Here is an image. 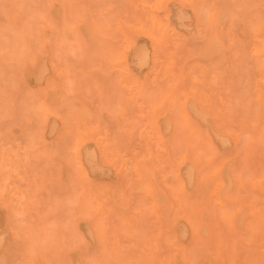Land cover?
<instances>
[{
  "label": "rangeland",
  "instance_id": "rangeland-1",
  "mask_svg": "<svg viewBox=\"0 0 264 264\" xmlns=\"http://www.w3.org/2000/svg\"><path fill=\"white\" fill-rule=\"evenodd\" d=\"M3 1V0H2ZM5 1V0H4ZM1 2L0 3V8H3V10H4V12H3V15H2V13H0V30L2 29V27H4V25L6 26V24H7V12L5 11L6 9L8 10V8H9V12H11L12 11V9H13V11H16V12H18V13H21V17H22V14L24 15V18H26V20L25 19H23L22 18V21H28V22H25V24H27L31 29H32V32L33 31H35L34 33H33V35L35 34H41L40 32H38V29H36L37 27H38V25H35V23H36V19L34 18H32V17H34V15L36 14V12L38 11V10H41V8H43L44 9V6L46 7V4L48 3V1L49 0H35V1H31V0H27L28 1V3H26V2H24V0H23V4H22V6L20 7V6H16V7H11L10 6V4L11 3H7L9 6H7V4H5V2ZM30 1H31V3H30ZM38 1V2H37ZM61 1L62 0H60V2H59V0H53L52 2H55L56 4H54V6H55V9L57 10V13H58V11H59V17H56L54 20V22H53V27H55V30H53V31H55V32H53L52 30H50V29H48L47 31H45L44 32V34L45 35H50L47 39H48V41H47V44L45 45V47H44V50H45V52H44V54H45V57L47 58L46 60V64H47V72H48V74L50 75V78H51V80H52V88H51V91L53 92V94L52 93H50L51 95H49V96H52L53 97V99L55 100L54 101V103L55 102H59V100H60V102H59V104H60V106H63V108L65 109H63L64 110V112H67V108H70V110H71V108L74 110L75 109V111H77L78 110V108L80 107L82 110L83 109H86V111L88 110V117L86 116L85 117V120H86V122H90L91 120V122L90 123H92V122H94V124H89L91 127H95L96 125H97V127H98V136L95 138V139H89V140H86L85 142L86 143H83V146H82V151L84 150V149H89L90 151H93V153H95V154H93V155H95L94 156V159H95V162H96V164L97 165H99V166H101V167H103L104 165L106 166V162H109V169H107L108 170V172H107V174L105 175V176H103V175H100V174H96V175H94V176H92L91 177V179L92 178H96V179H93V182L94 183H103L104 182V180H105V182L104 183H106V185H108V187L107 188H103V189H101V190H96L95 191V193H94V191H93V193L95 194V196H98L97 197V200L99 201L100 199V202L101 203H99V204H101V207H97L96 206V204H95V202L93 203V200H92V198H90L89 200H87V201H85V203L82 205V207L85 205V206H88L89 207V212L87 213V214H84L83 215V210L81 209V207H80V203L82 204V202H83V200L82 199H80V197H78V194H79V192H80V190L78 189V188H81V186H82V182H79L80 181V164L77 162L78 161V159L76 158V156H75V154H74V152H75V149H76V147L77 146H73V145H76V139H73V138H64L63 136V130H62V128H63V125H62V122H61V118H57V119H55L54 121L56 122V123H54L53 122V118L51 117L50 118V120L47 122V123H54L56 126V128H55V134H53L52 135V137L51 136H48L47 135V133H46V135H45V142H47V144H48V142L50 143V144H48L49 146H47V144H46V147H49L48 149L47 148H39V146H38V150L36 149V148H21L22 146H23V144H24V142L23 141H21V140H18L19 138H18V136L22 139V140H24L25 139V136L27 135V134H30V135H32V136H35V131H36V129H34V128H37V122H36V120L35 119H33L32 120V118H34V116L33 115H31V116H33V117H31L30 116V112L29 111H27L26 110V108L24 107V105L25 104H23V96H24V94H23V92L22 91H15L16 89H14L13 90V87H9V83H10V80H8V78L10 79V74H8V75H5L4 73H10V72H8V70L7 69H5V68H1L0 67V69H1V71H0V78L1 77H3L2 79H5V80H2V86H1V84H0V89H2V90H0V94L3 96V95H5V96H7L5 93H8V91H10L9 93H8V96L10 95H14L15 96V94L17 93H19L18 95H20L21 93L20 92H22V94L23 95H20V96H15L14 98L15 99H17V98H21V100H20V98H19V100L20 101H15V99L12 101L11 100V98L12 97H10V98H8L9 99V101L6 103H3L4 101H3V98H1V95H0V99H2V100H0V104H2V106L3 105H6L7 104V106L5 107L4 106V111L6 110V108H7V110L4 112V114L5 113H7V115L9 116L7 119L5 118L3 121L1 120V118H0V123H2V124H0V126H2L1 127V129H3V131L1 130V132H0V197L2 198H0V215H2V216H0V234L2 235V244H1V248H0V264H32V263H34L35 262V260L34 259H36L37 261V263L36 264H59V262H61V261H59V254L61 253V250H63V247H66L67 249H69L70 248V251L71 250H73L72 249V247L70 246V244L73 246V248H75V249H78L79 247H81L82 248V245H80V244H82L81 242H83V244H84V242H86V244H87V246H85L84 248H85V254L83 253V249L84 248H79L78 250H76L75 251V249L70 253V251L68 252L67 251V249H66V254H65V256H67V253H68V255L70 256V255H72V256H68L67 258H68V261H69V263H67V264H87L88 262H90L89 264H103V262H116V264H117V262H119L120 261V263H121V261L122 262H125V263H121V264H133V263H135V261L133 262H130V259L129 260H124V258L126 259V257L128 256L129 257V255H127L128 254V252L130 251V248L131 247H129L128 245L130 244L129 242V244H125L126 243V239L127 238H125V243L124 242H121V241H119V240H122L123 241V239H124V237L121 239L119 236H118V232L119 231H121L120 232V234L119 235H121V233H122V235H124L125 233L127 234V237L129 236L130 237V239H128V241L130 240V241H133L134 242V239H133V237L131 238V235L132 236H134L135 237V235H139V234H133L134 232H135V230H136V232L135 233H138V232H142V236H143V239L144 240H149L150 242H151V244H152V247H151V245H149V243H147V245H146V248L147 247H149V249L147 250L146 249V251H149L148 253H150L151 254V252H152V250H153V245L156 243V240H152L151 238H153L154 239V236H155V228H156V230L158 229V227H159V224H158V222L156 221V218H155V214H153L152 212H151V204H152V200H151V197L148 195V193L146 192V188H145V183H144V181H141V180H139L137 177H136V175L134 176L133 174H135L134 172H133V170L131 169V167H130V165H129V162L130 161H132L133 159H135V158H137L136 160H142V159H144V160H142L144 163H145V160H146V165L147 164H149L148 162H147V160H149L150 161V159L152 160V158H154V160L155 161H158V162H156L155 163V161H154V163L153 162H151V164L150 165H153L154 167H157V165H161V166H158L159 168H160V172L162 171L163 172V170H165V172H163L162 174H161V179H162V182L164 183V185L163 186H160V184L162 185V183H158L157 182V180L155 181L156 183V186H157V188L160 190V191H162L165 195H166V198H168V200H169V195L170 194H168L167 192H168V187H166V186H172V187H176V180L172 177V176H170V174H169V167L168 166H171V164H174L175 163V161H177L175 158H177L180 154H183V155H185V154H187V153H189V157L191 156L192 158L191 159H189V162L190 163H192L193 164V162L191 161L192 159L194 160V162H195V158L192 156V150H191V152H189L190 150L188 149V147L190 148V149H192V147L193 148H198L199 146H198V144L200 145V143L199 142H196V145L198 146H196V145H193L194 143H195V141H193L194 143L192 144H188V145H186V144H184V143H186L188 140H189V142L188 143H190V140H194V139H196V137L194 136V134H192L191 132H190V129H188L186 126H185V124H184V122H183V119H182V115H181V113L179 112L180 110H179V104L180 103H182V102H187V100H193V101H195V102H197L198 101V99L199 100H201L204 104H203V108H204V106H207L206 107V109H207V111H205L204 109H202L203 110V112L205 113V114H207V116H208V119H207V124H205V123H202V122H200V121H198V122H200L199 124H203L204 125V127H203V125H201L202 127H200V129H198L196 126H198V125H196L198 122H197V118H195V117H192V119L193 120H195L196 121V123L194 124V121L193 120H191V121H193V126H195V128L197 129V130H199V132L200 131H204V133L206 134L207 133V135H206V137H209L211 140H212V142H213V145H214V149H215V153H218V150H219V154H217V156H215V159H217V158H219V159H217L216 161L218 162V165H220L219 167H218V169H220L221 170V174L220 175H222L221 176V180L219 181V180H216V177H215V175L211 172V168H205L206 167V164H203V162L201 163V164H203L202 165V168H201V171H202V169H203V171H202V175H203V172H204V177H206V178H208V183L206 182L205 184L204 183H201V182H198V183H193L190 187H187L186 188V190H187V194H186V197L188 196V195H192L191 194V192H193L194 194L192 195V196H194L193 197V201L190 199V209L188 210V214H187V216L193 221V218L196 216V213L198 214V216H197V218H199V217H201V220H196V219H194V221H193V225L195 226V227H197L198 228V230L199 231H193L192 230V225L188 222V221H186L185 219H183V218H181V216H177L178 218L176 219V225H177V231L179 232V230H183L185 233H186V235L184 236H178V238L177 239H171L172 240V242L174 243V245H173V247H170L169 248V246H167L170 250H171V248H175V249H172V251H170L171 253H169L170 254V256H172V255H176V262H179L180 264H181V260H182V258H181V253H180V251L179 250H177V249H179L178 248V246H183V247H187L189 244H190V246L189 247H187L188 248V250H191V251H197L196 249H200L198 252H196V253H198L197 254V256H196V253H195V251L193 252L195 255V259H196V263L197 264H202V262L204 263V261H206L207 262V260L209 261L207 264H209L210 263V261H212L213 263L215 262L216 263V261L215 260H217V257H218V254L220 255V254H222V256L220 255L219 257L221 258V260H223L224 261V263H223V261L222 262H220L221 260L219 259V262H218V264L219 263H222V264H226V263H228V264H231L229 261H231L232 262V264H264V243L262 244L261 243V241L262 242H264V231H262V230H264V229H262V230H260V231H262V232H260L259 233V228H261V226H262V219L264 220V168L261 166V170L260 171H258V169H256L257 167H255V169L253 170V166H254V160L253 159H251L252 158V156L254 155L253 153H254V148L256 149V147H258L259 149L260 148H262L261 149V151L263 150V154H264V144H262L261 142H262V135H263V132H264V125H263V123L262 124H257V123H254V122H252V123H249V124H247L246 126H250L251 127V129H249L248 130V128H250V127H246V126H244V123H245V118H244V111L245 110H243L245 107H244V105H243V107H242V105L240 104V106L242 107H240L241 109H239V110H243V115L242 114H239L240 112L239 111H235V113H232V111L233 110H229L228 112H227V110H228V107L230 106L231 108L230 109H232L233 107H234V110H238V109H236V108H238V105L236 104V102L235 101H237V103H238V101L241 99V94H238V93H241V91L240 92H238L237 93V96H240V99H239V97H236V95H235V92H237L238 90H240V88L238 87V86H236L237 88H239L238 90H235V89H237V88H234V86L232 87L231 85H234L233 83H234V81L236 80V83L235 84H238L241 88L243 87H246L247 85H248V82H249V79H247V78H250L249 77V74L251 75L252 73V75H257V73H254V72H251V71H255V69H253V70H251L252 68H253V66L251 67V64H249V63H251L249 60H252L251 58H250V56H247V58L246 57H244V56H246V55H249V53H248V49L245 51L244 49H246V48H248L249 47V44H245V43H250V40H247V39H251V37H250V33L248 32L249 31V24H250V22H251V19H252V17H253V15L254 14H251V12L249 13V11H248V9H247V4H249V0H223L225 3H226V1H227V3L225 4L222 0H174V1H169V0H152V1H150L151 3H149V2H147V1H149V0H135V1H133V0H126V2L124 1V5H123V1L121 0H106V2H110V4L108 3V5H103V4H105V0H103V1H101V0H93V1H91V0H86V2H84L85 0H72V2H74V3H72L71 2V0H64V2L62 1V3H64V4H66L67 2V5H63V6H61L60 5V3H61ZM70 1V2H69ZM78 2L79 1V3H76V2ZM91 2L90 4H89V2ZM96 1V2H95ZM114 1H116V3L114 2ZM118 1H120V2H118ZM168 1V2H167ZM216 1V2H215ZM222 1V3L221 4H223L224 6L222 7V5L220 4V2ZM243 2V3H240V2ZM245 1V2H244ZM254 1H259V0H254ZM262 1V0H261ZM258 2L257 3V8H255L254 9V11H256L255 12V14H257V15H260V16H262L263 14H264V0H263V2ZM6 2H9V0H7ZM22 2V1H21ZM36 4H35V3ZM42 3V5H41V8H40V5L38 4V3ZM44 2V3H43ZM92 2H95V3H92ZM98 2H100V5H99V3ZM103 4H102V3ZM118 2V3H117ZM140 2V3H139ZM170 2V3H169ZM228 2H229V4H228ZM232 2H236L235 3V5H234V7H233V3ZM238 2V3H237ZM2 3H4V4H2ZM51 3V2H50ZM61 3V4H62ZM71 3V4H70ZM84 3V4H83ZM86 3H87V5H86ZM128 4V3H130L129 5H130V7L131 8H133V5H134V8L133 9H131L130 10V12H132V14H130V12L128 11L129 9H127V7H126V4ZM132 3H136V6H135V4H132ZM137 3H138V5L140 6H138L137 5ZM169 3V4H168ZM232 3V4H231ZM2 4V5H1ZM29 4V5H28ZM31 4V5H30ZM34 4V5H33ZM45 4V5H44ZM71 6H70V5ZM92 4H93V8H92ZM102 4V5H101ZM112 4V5H111ZM141 4V5H140ZM217 4H219V6L217 7ZM238 6H237V5ZM4 5H5V7H4ZM19 5H21V3L19 4ZM24 5V6H23ZM26 5H28L29 6V8H28V6H26ZM33 5V6H32ZM44 5V6H43ZM78 5H81V6H78ZM87 7H89V8H87V10H86V6ZM120 5H122L123 6V8L124 7H126V8H124V10H123V8H122V6H120ZM129 5H127L128 7H129ZM171 6V7H168V6ZM228 5V6H227ZM240 5H243V6H240ZM35 6V7H34ZM64 6H66V7H64ZM91 6V7H90ZM98 7V8H101V6L103 7V8H101V10L100 9H98V8H96V7ZM100 6V7H99ZM105 6H107L106 8H104ZM119 6H120V8H119ZM144 6V7H143ZM245 6H247L246 8H245ZM261 6H262V8H261ZM6 7H8V8H6ZM12 9H11V8ZM24 9H23V8ZM37 7V8H36ZM39 7V8H38ZM63 7V8H62ZM73 7V8H72ZM74 7H76V9H74ZM78 7V8H77ZM94 7H95V9L97 10V12L95 11V9H94ZM116 7V8H115ZM135 7H137V8H135ZM211 8V9H209V8ZM234 8L233 10L231 9V8ZM238 9H237V8ZM242 7H244V8H242ZM5 8V9H4ZM28 8V9H27ZM34 8V9H33ZM67 8V9H66ZM109 8H111V9H109ZM113 8V9H112ZM122 8V9H121ZM139 8H141V10L139 11V13L141 12V14H139L138 13V10H139ZM170 8V9H169ZM217 8V9H216ZM219 8V9H218ZM235 8H236V10H235ZM11 9V10H10ZM70 9H71V12H70ZM73 9V10H72ZM82 11H81V10ZM93 10V11H91V10ZM115 9H117V10H115ZM126 9V10H125ZM179 11H181V12H179ZM201 9V10H200ZM223 9V10H222ZM226 9H228V12H226L227 10ZM242 9H246L247 10V12L245 11V10H242ZM24 10H28V12H25ZM34 10V11H33ZM70 13L69 14V16L68 15H65L64 13H67L68 14V12ZM75 10H77V11H75ZM88 10H90V12L88 11ZM103 10V11H102ZM114 12H113V11ZM121 10H123V12L121 11ZM168 10H169V13H168ZM217 10H218V12H219V14L217 15ZM231 12H230V11ZM257 10H259V14L257 13ZM33 11V12H32ZM81 11V12H80ZM84 11H85V13L87 12L88 14H90V15H85V14H83L84 13ZM99 11H101V12H99ZM104 11H106V12H104ZM128 11V12H127ZM133 11H135V12H133ZM136 11H137V13H136ZM165 11V12H164ZM203 11V12H202ZM237 11H239V13H240V15H239V13L237 12ZM261 11H263V12H261ZM0 12H2V9H0ZM79 12V13H78ZM115 12L117 13V14H115ZM208 12V13H207ZM243 12V13H242ZM245 12V13H244ZM34 13V14H33ZM77 13V14H76ZM106 13V14H105ZM110 13V14H109ZM113 13L115 14L114 16H113ZM129 13V14H128ZM173 13V14H172ZM180 13V14H179ZM216 13V14H215ZM249 13V15H247ZM5 14V15H4ZM29 14V15H28ZM92 14V15H91ZM97 14V15H96ZM99 14H101L100 15V17H102V20L101 19H99V17H98V15ZM142 14H145V17H144V19L142 18V16L140 17L139 15H142ZM149 14V15H148ZM159 14V15H158ZM163 14V15H162ZM179 14V15H178ZM224 14H226V15H224ZM231 14V15H230ZM244 14V15H243ZM76 15H78V16H76ZM96 15L97 17H95L94 18V16ZM104 15L106 16L107 15V17L108 18H110V19H108L107 17H104ZM112 15V16H111ZM118 15H119V18H118ZM121 15H124V16H122V17H132L131 19L130 18H126V19H124L125 21H121L122 20V18H121ZM138 15V17H139V19H140V21L138 20V17H136ZM173 15V16H172ZM180 15H182L181 17H183V19L180 17ZM185 15H188L186 18V20L184 19L185 18ZM3 16V17H2ZM64 16H66L65 18H64ZM71 16H73L74 18H72ZM92 16V17H91ZM110 16V17H109ZM116 16V17H115ZM144 16V15H143ZM242 16H244L245 17V19L242 17ZM2 17V18H1ZM31 17V19H29ZM69 17V19H66V18H68ZM78 17V18H77ZM82 17H84V18H82ZM189 17V18H188ZM216 17L218 18L217 19V22L215 21L216 20ZM227 17H229V18H227ZM242 17V18H241ZM248 17V18H247ZM263 17H264V15H263ZM28 18V19H27ZM94 18V19H93ZM104 18L106 19L105 21H104ZM114 19V21H111V20H113ZM136 18V19H135ZM151 19V24H150V22H149V20ZM170 18V19H169ZM251 18V19H250ZM66 21H65V20ZM72 19H76V20H73L72 21ZM88 19V20H87ZM99 19V20H98ZM116 19L118 20V21H116ZM129 19L131 20V22L129 21ZM134 19V20H133ZM236 19V20H235ZM242 19L245 21V22H243L242 21ZM68 20V21H67ZM82 20V21H81ZM85 20V21H84ZM90 20V21H89ZM95 20H96V22H97V26H95L94 24H95ZM102 22H101V21ZM126 20H128L127 22H126ZM144 20H145V22H144ZM146 20L149 22H147L146 23ZM167 22H166V21ZM170 20V21H169ZM184 20V21H183ZM216 22V24H215V22ZM229 20V21H228ZM30 21V22H29ZM56 21H58V22H56ZM63 21V22H62ZM89 21V22H88ZM108 21V22H107ZM115 21H116V23H115ZM120 21H121V23H120ZM132 21H134V23L132 22ZM137 21V22H136ZM181 21V22H180ZM190 21V22H189ZM223 21H225V22H223ZM234 21V22H233ZM4 22H6V24L4 23ZM34 22V24H31V23H33ZM56 22V23H55ZM76 22V23H75ZM81 22H83V23H81ZM87 24H85V23ZM104 22V23H103ZM113 22V23H112ZM118 22V23H117ZM123 22V23H122ZM143 22V23H142ZM171 22V23H170ZM206 22V23H205ZM241 22V23H240ZM57 24V25H55V24ZM59 23L61 24L60 26H59ZM67 23H74L73 25L75 26L76 24L78 25H76L77 27V29L79 30V34H81V42H80V44L83 46V44L85 45V42L86 43H88L89 42V44H90V46H89V44H86V45H88L87 47H89V48H87V47H81V48H76L75 49V47L73 48V51L74 50H77L78 52H79V54H80V51H81V53L83 54V53H85L84 55H86V56H84V55H82V57L84 58V59H82V57L80 56H78V55H76V54H78V52L77 53H73L72 54V52H70L71 50H72V48H67V49H65V51H60V52H58V50H59V48L57 47L58 45H57V41L56 40H58V35H59V33L60 32H62V29H63V24H67ZM80 23V24H79ZM88 23H89V25H88ZM103 25H102V24ZM108 23V24H107ZM111 23V24H110ZM115 23V24H114ZM140 23V24H139ZM170 23V24H169ZM173 23V24H172ZM183 23H184V25H183ZM215 24V27L216 26H218V27H216V29H215V27H214V24ZM222 23H223V25H222ZM91 24V25H90ZM105 24V25H104ZM112 24H114L115 26H112ZM122 24V25H121ZM135 24H137V25H135ZM145 24V25H144ZM172 24V25H171ZM178 24H179V26L180 27H182V28H180L179 26H178ZM205 24H206V27H205ZM219 24V25H218ZM225 24V25H224ZM236 24V25H235ZM243 24V25H242ZM246 24V25H245ZM31 25H35V28L34 27H32ZM84 25V26H83ZM86 25V26H85ZM100 25V26H99ZM101 25H102V27L103 26H106L105 28V30H106V36H105V34H104V31L105 30H103L104 29V27L102 28L101 27ZM108 25V26H107ZM110 25H111V27H110ZM123 25H124V27H123ZM229 25V26H228ZM37 26V27H36ZM57 26V27H56ZM90 26H92V30L90 29L91 27ZM117 26V27H116ZM151 26V27H150ZM185 26V27H184ZM205 27V29L206 30H204V27ZM226 26V27H225ZM239 26V27H238ZM242 26V27H241ZM58 27H59V29H60V32H59V30H58ZM89 29H88V28ZM113 27V28H112ZM184 27V28H183ZM188 27V28H187ZM190 27V28H189ZM209 27V28H208ZM212 27H213V30H214V32L212 31ZM34 28V29H33ZM79 28H81V29H79ZM82 28L84 29L83 31H82ZM127 28V29H126ZM208 28V29H207ZM219 28V29H218ZM108 29H110V31H112L111 33H110V31L108 30ZM118 29V30H117ZM142 29V30H141ZM168 29V30H167ZM237 29V30H236ZM239 29V30H238ZM248 29V30H247ZM82 32H81V31ZM99 30V31H98ZM107 30L109 31V32H107ZM114 30V31H113ZM127 30H130V31H128V32H130L131 33V35H130V33H127ZM194 30V31H193ZM205 31V33L206 32H209V33H204V31ZM59 33H58V32ZM103 31V32H102ZM137 31V32H136ZM158 33H156V32ZM182 31V32H181ZM184 31V32H183ZM202 31V32H201ZM233 31H235V34H233L234 32ZM37 32V33H36ZM81 32V33H80ZM90 33V34H88V33ZM94 32V33H93ZM98 34H102L101 36L100 35H98ZM115 32V33H114ZM118 32V33H117ZM181 32V33H180ZM194 32H196V33H194ZM214 34H212V33ZM223 33V34H221L222 36H223V38H222V36H220V34H219V37H218V34L217 33ZM225 32V33H224ZM54 35V33H55V35L53 36L52 34ZM114 33V34H113ZM190 33L191 34H193V35H190ZM229 33H230V35H229ZM58 34V35H57ZM92 34V35H91ZM95 34H96V36H95ZM120 34V36H124V37H120L119 38V35ZM134 34H135V36H134ZM137 34H139V35H137ZM198 35V37H196L195 35ZM224 34H225V36H224ZM232 34V35H231ZM238 34V35H237ZM247 34V35H246ZM82 35L85 37V39H84V37H83V39H82ZM109 35H113V37H111V36H109ZM199 35H200V37H199ZM209 35V36H208ZM216 35V36H215ZM249 35V36H248ZM38 36V35H37ZM46 36V37H47ZM55 37L53 40H51V37ZM91 38H90V37ZM94 36V37H93ZM99 38H98V37ZM105 37V41L103 40V38H101V37ZM211 36H212V38H211ZM227 36V37H226ZM244 36V37H243ZM87 37V38H86ZM89 37V38H88ZM116 37V38H115ZM118 37V38H117ZM169 37V38H168ZM191 37V38H190ZM207 37V38H206ZM215 37H217L216 39H219L218 41L215 39ZM107 38V39H106ZM108 38H110V40L111 41H109V39ZM113 38V39H112ZM122 38V39H121ZM197 38V39H196ZM199 38H201V39H199ZM213 38H214V40H213ZM245 38V39H244ZM247 38V39H246ZM96 39V40H95ZM100 39V40H99ZM117 39V41H115ZM119 39V40H118ZM120 39H121V41H120ZM172 39V40H171ZM86 40V41H85ZM91 40V41H90ZM183 40L184 41H190V42H183ZM199 40V41H198ZM209 40V41H208ZM224 40V41H223ZM51 41V42H50ZM85 41V42H84ZM93 41V42H92ZM118 41H120L119 43H118ZM194 41H198L197 43L196 42H194ZM208 41V42H207ZM247 41V42H246ZM90 42H92V43H90ZM98 42V43H97ZM116 42H117V44H116ZM171 42V43H170ZM192 42V43H191ZM200 42V43H199ZM59 43V42H58ZM95 44V45H91V44ZM100 43V44H99ZM103 43V44H102ZM106 43V44H105ZM110 43V44H109ZM182 43V44H181ZM190 43V44H189ZM205 43H206V45H205ZM209 43H211V44H209ZM222 43V44H221ZM238 43V44H237ZM56 46V47H54V45ZM60 44V43H59ZM72 44H74V43H72ZM98 44H99V46H98ZM108 44V45H107ZM137 45V46H139V47H141L142 45L144 46H142V48L144 49L145 48V46L147 47V49L145 48V50L147 51V54H148V59H146L147 61H141V62H139V64L136 62V64H135V62H134V59H133V45ZM165 44V45H164ZM183 44H185L184 45V47H185V50H186V47H187V50L189 49L190 51L192 50V48L191 47H193V49L194 50H192L191 51V53H190V51L188 50V51H186L187 53H186V55L188 56L189 54L190 55H193L194 56V53L193 52H196V54L195 55H198L197 54V51H200L199 52V55H198V57L199 56H201L200 58H201V60L198 58V57H196V58H194L193 56L191 57L190 55H189V57H187V56H184V54H185V50H184V47H183ZM188 44V45H187ZM193 44V46H191ZM207 44H209V45H207ZM225 44V45H224ZM242 44H243V46H242ZM51 45V46H50ZM104 45H105V47H104ZM161 47H160V46ZM166 45H168V46H166ZM205 45V46H204ZM213 45V46H212ZM239 45V46H238ZM247 45H248V47H247ZM163 46V47H162ZM203 46V47H202ZM207 46H209L208 48H207ZM235 46H237V48L238 47H240V48H236ZM99 47H101V49L98 48ZM109 47V48H108ZM116 47V48H115ZM117 47H118V49H117ZM128 47H131L132 49H130V48H128ZM159 47V48H158ZM165 47V48H164ZM167 47V48H166ZM176 47V48H175ZM205 47V48H204ZM236 49H235V48ZM57 48V49H56ZM86 48V49H85ZM93 48V49H92ZM96 48H97V50H96ZM107 48V49H106ZM113 50V52L115 53V55L116 56H113L114 54H113V52H112V54H111V52H109L111 49ZM178 48H180L181 49V53H180V49H178ZM195 48L197 49V50H195ZM199 48H200V50H199ZM202 48V49H201ZM228 48V49H227ZM231 48V49H230ZM90 51H89V50ZM110 49V50H109ZM117 49V50H116ZM123 49H124V58L122 59L121 57H120V55H121V52H123ZM166 49V50H165ZM168 49V50H167ZM223 49V50H222ZM55 50H57V51H55ZM67 50V51H66ZM80 50V51H79ZM83 50V51H82ZM87 50L90 52V54H88V52H87ZM96 50V51H95ZM99 50V51H98ZM115 50L117 51V52H115ZM126 50V51H125ZM170 50V51H169ZM178 50H179V52H178ZM212 50H214V51H212ZM230 50V51H229ZM235 50V51H234ZM237 50H239L238 52L241 54H239L238 52V54H237V56H236V54L234 53V52H236ZM46 51L48 52V53H46ZM54 53V52H56V55H54L52 52ZM98 51V52H97ZM102 51V53H103V57H102V53H100ZM106 53H105V52ZM120 51V52H119ZM167 51H169V52H167ZM201 51H203V52H201ZM212 51V52H211ZM225 51H228V52H226L227 54H225ZM69 53L68 55H67V57H66V54L65 53ZM76 52V51H75ZM109 52V53H108ZM157 52H159V53H161L162 52V54L160 55L159 53H157ZM183 52V53H182ZM221 52V53H220ZM241 52H243L244 54L246 53V55H243ZM50 53V54H49ZM59 53V55L61 54V56H59V55H57ZM63 53V54H62ZM200 53H202L203 55H201ZM214 53V54H213ZM248 53V54H247ZM100 54V56L99 57H101V59L98 57V55ZM105 54V55H104ZM110 54V57H111V59L114 61V65L112 64L113 63V61L111 60V59H109V62H108V55ZM181 54V55H180ZM217 54H218V56H220V54H222V57H220L219 58V60L220 61H216L215 59H217L216 57H217ZM225 54V55H224ZM52 55H54V58H53V56ZM63 55V56H62ZM72 55H73V57H74V59H75V61H74V59H73V57H72ZM77 56V58L75 57V56ZM96 55H97V57H96ZM184 57H183V56ZM225 57H224V56ZM227 55V56H226ZM243 55V59H245L244 61H243V59L241 58V56ZM57 56H59L60 58H58ZM66 57V58H64V59H66V61L64 60L63 61V57ZM105 56H107V58H105ZM159 56H161V58L159 57ZM174 56H175V58H174ZM178 56L179 57H181V59H184V60H182V63L180 62L181 61V59L180 58H178ZM210 56V57H209ZM213 56V57H212ZM239 56V57H238ZM69 57V58H68ZM70 57H71V59H70ZM79 57V58H78ZM91 57H92V59H94V63L91 61L92 59H91ZM202 57L204 58V59H206V60H202ZM206 57V58H205ZM236 57V58H235ZM237 57L239 58V59H237ZM62 58V59H61ZM67 58H68V61H67ZM85 58H87V59H85ZM96 58H98V59H96ZM176 58H177V60H176ZM188 58H191L190 59V62H189V59ZM192 58H194L193 60H192ZM209 58V59H208ZM222 58H224V59H222ZM242 60H241V59ZM51 59V60H50ZM61 59V60H60ZM91 61H89V60ZM104 59V60H103ZM197 59V60H196ZM198 59H199V61H202L201 63H199V61H198ZM212 59V60H211ZM232 59V60H231ZM238 60V62H237V60ZM246 59H248V60H246ZM60 60V61H59ZM83 60V61H82ZM97 60V61H96ZM100 60V61H99ZM120 60V61H119ZM122 60V61H121ZM180 60V61H179ZM186 60V61H185ZM218 60V59H217ZM240 60L242 61V62H240ZM61 61L63 62V63H61ZM79 61V62H78ZM80 61H81V63H80ZM84 61L86 62V61H89V62H87L91 67L94 65V69H90L89 70V68L87 69V66H86V64L84 63ZM133 61V62H132ZM166 61V62H165ZM177 61V62H176ZM180 63H179V62ZM193 61H195V62H193ZM206 62L207 61V63H204V62ZM224 61V62H223ZM245 61H247V64L245 63ZM55 62V63H54ZM60 62V63H59ZM66 62H69V63H66ZM70 62L72 63V65H73V67H70ZM75 62V63H74ZM102 62V63H101ZM131 62V63H130ZM145 64H144V63ZM148 62V63H147ZM174 62V63H173ZM213 62V63H212ZM214 62H216V63H218V64H220V66L218 65V64H215ZM222 62L224 63V65L222 64ZM232 62V63H231ZM249 62V63H248ZM77 63V64H76ZM90 63H92V64H90ZM97 63V64H96ZM101 63V67L99 66V64ZM106 63V64H105ZM108 63H110L109 65H107ZM134 63V64H133ZM183 63H185L184 64V66H183ZM187 63H189V64H187ZM209 63H211V66L209 65ZM58 64V65H57ZM63 64V65H62ZM69 64V65H68ZM75 64V65H74ZM87 64V65H88ZM104 64H105V66L106 67H109V69H103L105 66H104ZM165 64V65H164ZM173 64L174 65H176V67L175 66H173ZM187 64V65H186ZM191 64H192V66H191ZM236 64V65H235ZM53 65H55V67H59V68H63V67H65L66 65H68V67L69 68H71V69H69V73H67V74H71L69 77L66 75V77H65V75H61L60 74V72L58 71L57 72V74L52 70V66ZM57 65V66H56ZM61 65V66H60ZM71 65V66H72ZM88 65V66H89ZM119 67H118V66ZM125 65V66H124ZM186 65V66H185ZM205 65V66H204ZM206 65H208V66H206ZM216 65H218V66H216ZM227 65H228V67H227ZM243 66V68H242V66ZM247 65H249V66H247ZM139 66V67H138ZM143 66V67H142ZM183 66V67H182ZM188 66L190 67V69H189V72L188 73H186V72H184V73H181L179 70H181V71H185V69L187 70L188 69ZM202 66V67H201ZM234 66H235V68H234ZM246 66H247V68H248V70H247V68H246ZM90 67V68H91ZM100 67V68H99ZM105 67V68H106ZM175 67V68H174ZM184 67H187V68H185L184 69ZM206 67V68H205ZM210 67V68H209ZM237 67V68H236ZM239 67V68H238ZM249 67H250V71H249ZM73 68V69H72ZM77 68H78V70H77ZM85 68V69H84ZM114 68H117L118 69V72H115V71H117V69H115L114 70ZM124 68H127L128 69V71L130 72V73H132V74H130L129 76L130 77H126V76H120L121 75V70H123ZM169 68V69H168ZM170 68H171V70H170ZM174 70H173V69ZM178 69V71H177V69ZM182 68L184 69V70H182ZM205 68V69H204ZM212 68V69H211ZM215 70H214V69ZM223 68V71L221 70ZM75 69V70H74ZM87 69V70H86ZM103 69V70H102ZM121 69V70H120ZM130 69V70H129ZM176 69V70H175ZM195 69V70H194ZM207 69H209V70H207ZM227 70V72H226V70ZM233 69H235L234 71L236 72V71H239V72H241V70L240 69H242V72H251V73H249V74H247L246 73V79L244 78V79H241L240 78V74L239 75H237L238 74V72H236V73H233ZM237 69V70H236ZM6 72H5V71ZM72 70V71H71ZM86 70V72H84ZM106 70V71H105ZM196 70H197V74H199V75H197L195 72H196ZM208 71V73H206V71ZM89 71H91L90 73H89ZM98 71H101L100 73L98 72ZM107 71H109V72H107ZM112 71V72H111ZM188 71V70H187ZM216 73H215V72ZM222 71V72H221ZM229 71H232V73L233 74H231V72L229 73ZM13 73H15L14 72V69H13V71H12ZM72 72H73V74H72ZM74 72H75V74H74ZM77 72V73H76ZM79 72V73H78ZM80 72H82L81 74L82 75H80ZM96 72V73H95ZM108 73V75L111 73L112 74V76H111V74H110V76L108 77V79H107V76L108 75H106V73ZM115 72V75L113 74ZM134 72V73H133ZM218 72V73H217ZM241 72V73H242ZM244 72V73H245ZM256 72V71H255ZM86 75H85V74ZM87 73H89V74H87ZM95 73V74H94ZM117 73V74H116ZM161 73V74H160ZM168 73V74H167ZM203 73V74H202ZM224 73L226 74H228L229 73V75H230V77H231V75H232V79L236 76H239L238 77V79L237 78H234V80H232V83H231V81H230V77H228L227 79H226V81H227V85H225L224 86V84H225V78L223 79V76L222 75H224ZM244 73H242V74H244ZM4 74V75H3ZM103 74V75H102ZM105 74V75H104ZM181 74L183 75V76H181ZM185 74V75H184ZM190 75V77H189V81H190V83H189V81L187 82V81H185L186 79V77H187V75ZM218 74V75H217ZM24 75V74H23ZM22 75V76H23ZM74 75V76H73ZM77 75L79 76L78 78H77ZM139 75V76H138ZM143 75V76H142ZM161 75H162V77H161ZM188 75V76H189ZM208 75V76H207ZM229 75H225V76H229ZM254 75V76H255ZM4 76H9L7 79H6V77H4ZM15 76V75H14ZM21 76V77H22ZM102 76V77H101ZM135 76V77H134ZM181 76V78H179ZM186 76V77H185ZM198 76V77H197ZM202 76L204 77V79L205 80H202L203 78H202ZM208 77V82H207V77ZM248 76V77H247ZM58 77V79H56ZM72 77V78H71ZM74 77V78H73ZM81 77V78H80ZM83 77V78H82ZM94 77V78H93ZM112 77H114V79L112 78ZM121 77V78H120ZM178 77V78H177ZM185 77V78H184ZM220 77H221V80L223 81V83H221L222 81L220 80ZM241 77H243V75H241ZM16 78L18 79V77H17V75H16ZM69 78V79H68ZM85 78H92V79H90V81H89V79H85ZM104 78V79H103ZM112 78V79H111ZM159 78H160V80H159ZM163 78V79H162ZM177 78V79H176ZM182 78H184V80H181V83L182 84H180L179 82H180V79H182ZM16 79V80H17ZM24 79V78H23ZM82 79H83V81H82ZM94 79V80H93ZM96 79V80H95ZM98 79H100L99 81H98ZM103 79V81H104V84H102L103 83V81H101ZM119 79V81H117V80ZM121 79V80H120ZM147 79V80H146ZM150 79V80H149ZM188 79V78H187ZM219 81H218V80ZM241 80L242 82H243V84H244V86H242L243 84H242V82H241V84L239 83V81L238 80ZM1 80V79H0ZM73 80V81H72ZM75 80V81H74ZM79 80H80V82L81 83H83L85 80H86V82H84L83 84H80V82H79ZM89 82H88V81ZM145 80V81H144ZM163 81V83H162V81ZM215 80V81H214ZM229 80V81H228ZM246 80H248V82L246 81ZM19 83H20V85H23L24 84V82L26 83V84H29L30 86H33V84H34V81H32L31 79H28V78H25L24 80H23V82L21 81V78H19L18 80H17ZM94 83H93V82ZM97 81H98V83H97ZM117 81V82H116ZM140 81V82H139ZM147 81V82H146ZM159 83H158V82ZM183 81H184V83H183ZM192 81V82H191ZM201 81H202V83H201ZM204 81H205V83L207 84L208 83V85H207V87H210L209 88V92H212V90L210 91V89H212L213 87H216L217 85H219V87H220V84H222V88H226V89H219L218 88V91H222L223 90V92H226V90H227V92H226V94H228L227 95V98L230 96V94H234V96L236 97L235 98V100H234V96H233V101L231 100V104H232V102H233V107L231 106V104H227V103H229L228 102V100L229 99H231L232 98V96H230V98L229 99H225V98H222L223 96L221 95V94H219V93H221V92H218V96L215 94L216 92H215V90L217 89H213L214 90V95H216L217 96V100H219V103L216 101V98L214 99V97H213V95L211 96V95H209V93L208 92H205V91H207V90H204L203 88H201V87H205L204 85H205V83H204ZM211 81V82H210ZM217 81L219 82L217 85L215 84V82L217 83ZM3 82H4V84L6 85V88H9V90H4L3 91ZM7 82H8V84H7ZM69 84H68V83ZM79 82V83H78ZM115 82V83H114ZM121 82V83H120ZM149 82H151V83H149ZM156 82V83H155ZM189 83V87L187 88V89H183V87H181L180 85H183V84H186V83ZM195 82H197V85L200 83V84H203L202 86L199 84V86H197V85H195ZM229 82L231 83V84H229ZM247 82V83H246ZM70 83H72V84H70ZM77 84L78 83V85H75V84ZM86 83H89V84H91V85H87ZM96 83V84H95ZM101 83V84H100ZM113 83H114V85L116 84L117 85V87H113L114 85H113ZM137 83H138V85H137ZM145 83H146V85H145ZM167 85H166V84ZM194 83V85H190V84H193ZM246 83V84H245ZM55 84V85H54ZM63 84V85H62ZM73 84L75 85V86H73ZM82 86V87H77V86H80V85ZM94 84H95V86L96 87H92V85L94 86ZM105 84H106V86H105ZM113 86H112V85ZM119 84V85H118ZM149 84V85H148ZM178 84H179V87H178ZM211 84H213L212 86L213 87H211ZM8 85V86H7ZM10 85H11V83H10ZM67 85V86H66ZM68 85H71V87L73 86L74 88H73V90L74 91H72L71 89V87L70 86H68ZM83 85H86V86H83ZM104 87H103V86ZM111 85V86H110ZM121 85V87L123 88V90H122V88H121V91L122 92H119V90H120V88H118V86H120ZM144 85H145V87H144ZM157 85V86H156ZM228 85H230V87H228ZM246 85V86H245ZM12 86V85H11ZM54 86H55V90H54ZM59 86V87H58ZM62 86V87H61ZM98 86V87H97ZM109 86V87H108ZM140 86V87H139ZM186 86H187V84H186ZM185 85H184V87H186ZM194 86H195V88H194ZM61 87V88H60ZM66 87V88H65ZM71 89H70V88ZM83 87H85L86 89H84ZM105 87H106V89H105ZM138 87V88H137ZM197 87V88H196ZM198 87H200V88H198ZM228 87V88H227ZM5 87H4V89H6ZM12 88V89H11ZM79 88H83V90L82 91H80L79 90ZM117 89V90H114V89ZM137 88V89H136ZM146 88H148L147 90H146ZM150 88V89H149ZM229 88H233V89H231V90H228ZM242 88V89H243ZM64 89V90H63ZM80 91V93L78 94V90ZM95 91H94V90ZM96 89H98V90H96ZM104 89H105V91H104ZM109 89H110V91H109ZM119 89V90H118ZM160 89H162V91L160 90ZM180 89H182V91L180 92L179 90ZM200 89V90H199ZM205 89H208V88H205ZM241 89V90H242ZM13 90V91H12ZM55 92H54V91ZM70 90V91H69ZM86 90V91H85ZM89 90V91H88ZM109 92V93H111V94H109V93H107V91ZM126 91V93H127V95H125V94H123V91ZM133 90H134V92H133ZM138 90V91H137ZM187 90H189V92H187L186 94H185V91H187ZM191 90H193L192 92L193 93H196V95L194 94H192L191 93ZM195 90H198L199 92H196ZM233 90V92H231ZM6 91V92H5ZM50 91V92H51ZM64 91V92H63ZM76 91V92H75ZM91 91V92H90ZM98 91V94L100 95V97H99V95L98 94H96V95H93V94H95L96 92ZM116 91H118L117 93H119V94H117L116 93ZM124 91V92H125ZM147 91V92H146ZM163 91H165L164 93H163ZM176 91V92H175ZM195 91V92H194ZM66 92V93H65ZM70 92V93H69ZM87 93V94H85V93ZM101 92H103L102 93V95H103V97H102V95L100 94ZM133 92V93H132ZM135 92H136V95H135ZM142 92V93H141ZM144 92V93H143ZM167 92H168V94H167ZM202 92V93H201ZM12 93V94H11ZM65 93V94H64ZM74 93H76L75 95H74ZM107 93V94H106ZM114 93H116V94H114ZM134 95V97H133V95ZM141 93V94H140ZM163 93V94H162ZM207 93V94H206ZM16 94V95H17ZM71 94H73V96H70ZM82 94L83 95H85V96H82ZM89 94H92V95H90L89 96ZM110 95V96H107V95ZM112 94H114V97H115V95H118V96H120L121 95V97H118V96H116V97H118L117 99H115L114 97H113V95ZM123 94V95H122ZM128 94H130L129 96H128ZM138 94H139V96H138ZM151 94H153V95H151ZM159 94V95H158ZM190 94H192V96L190 95ZM206 95V97H205V95ZM211 94V93H210ZM223 94V93H222ZM79 95V96H78ZM82 96V100L80 99L81 98V96ZM104 95H106L107 97L105 98V96ZM166 95V96H165ZM170 95V96H169ZM176 95H178V96H176ZM189 95V96H188ZM221 95V96H220ZM224 95V94H223ZM7 96V97H8ZM86 96H88V97H86ZM91 96H95V98L94 97H92V99H89V100H86V99H88L89 97L91 98ZM125 96V97H124ZM128 96V97H127ZM160 96H163V97H160ZM167 96H169L168 98H166ZM180 96H182L183 97V99H181L180 98ZM187 96H188V98H187ZM192 98H191V97ZM196 98H195V97ZM209 96V98H210V96L211 97H213V99L212 98H210V99H207V97ZM68 97V98H67ZM85 97V98H84ZM97 97H98V101H97ZM102 97V98H101ZM139 97H140V99H139ZM146 97V98H145ZM195 98V100H194V98ZM226 97V96H225ZM70 98V99H69ZM76 98H78V100L76 99ZM104 98V102L107 100V103L106 104H104L105 105V108L104 109H107L108 107H109V100L110 99H112V98H114V99H112V100H117L118 102H114V101H112V100H110L112 103V106H111V104H110V107L108 108V109H110L111 111H108V109L107 110H104L103 109V107H104V105H103V103L104 102H102L101 103V101L102 100H100V99H103ZM109 98V99H108ZM121 98H123L124 99V101H123V99L121 100ZM129 98V99H128ZM135 98V99H134ZM143 98V99H142ZM178 98V99H177ZM179 98L181 99L180 101H177V100H179ZM190 98V99H189ZM222 98V99H221ZM106 99V100H105ZM126 99H128V100H126ZM175 100V102H173L174 100ZM177 99V100H176ZM239 99V100H238ZM91 100V101H90ZM119 100L120 101H122L121 103L122 104H120V105H123V103H124V108L123 107H120V105H117V103L119 104L120 102H119ZM152 100V101H151ZM164 101V103H163V101ZM168 100V101H167ZM173 100V101H172ZM197 100V101H196ZM226 100H227V103H226ZM1 101H3L2 103H1ZM19 102V105L21 104L22 106H23V108H21V105H20V107H19V105H18V107L16 108V109H20V110H16L14 107H13V105H14V103L13 102ZM75 103H74V102ZM79 101H80V103H79ZM81 101H84V102H81ZM96 101V102H95ZM126 101V102H125ZM128 101H130V103L128 102ZM139 101V102H138ZM151 101V102H150ZM158 101V102H157ZM160 101V102H159ZM167 101V102H166ZM171 101H172V104H171ZM205 101V102H204ZM213 101V102H212ZM21 102V103H20ZM70 102V103H69ZM71 102L72 103H74L73 105V107H75L76 106V108H73V107H71L72 105H71ZM87 102H90L89 103V106H88V104H87ZM97 102L98 103H101L100 104V106L102 105V107H101V110H99V107L100 106H98V104H97ZM132 102V103H131ZM146 102V103H145ZM168 104H166V103ZM208 102H209V104H208ZM218 103V104H221V106L220 105H218L219 106V109L218 108H216L217 106V104L216 103ZM234 102H235V104H234ZM240 103H241V100L239 101ZM8 103H10V107H11V109L12 110H14L15 112H11L9 109H10V107H8L9 105H8ZM63 103V104H62ZM113 103H114V105H113ZM116 103V104H115ZM126 103H128V105H130L131 106V109H132V111H135L136 112V109H137V107H138V109L137 110H139V112H138V114L136 113V116H135V114H133L134 112H132V114H133V116H131V117H134L135 116V118H131L130 117V115H128L129 113H126V110H125V105H127ZM136 103H137V105H136ZM211 103H213V104H211ZM226 103V104H225ZM68 104V105H67ZM79 104V105H78ZM108 104V105H107ZM139 104V105H138ZM147 104V105H146ZM164 104H166V106H168V109L169 110H171L172 112H170V111H168L167 109H165L164 107H166V106H164ZM170 104L172 105L171 107H170ZM206 104V105H205ZM67 105V106H66ZM83 105V106H82ZM93 105V107L95 108V109H93V107H91ZM98 107H97V106ZM115 105H116V108H117V106H118V108H119V110H118V108L116 109L117 111H119V112H117L116 110H115ZM145 105H146V107H145ZM161 105H162V108H163V111L161 112ZM2 106H0L1 108V110H0V113L2 112ZM69 106V107H68ZM77 106H79L78 108H77ZM107 106V107H106ZM130 106H127L126 108H127V110H128V108L130 107ZM135 106H137V107H135ZM150 106V107H149ZM164 106V107H163ZM178 106V107H177ZM210 106V107H209ZM216 106V107H215ZM237 106V107H236ZM13 107V108H12ZM67 107V108H66ZM90 107V108H89ZM111 107H112V109L113 110H115L114 111V113H112L111 114V112H113V110L111 109ZM132 107H135L136 109L134 110ZM211 107H214V108H211ZM25 108V110L27 111V112H29L28 114L29 115H27V117H25L26 116V114H24V113H26V112H24L23 111V109ZM79 108V110H78V112H82L81 111V109ZM92 108V109H91ZM122 108V109H121ZM144 108L146 109V110H144ZM150 108V109H149ZM212 109V111H213V113H214V116L212 117V116H210L209 115V109ZM254 109H257L255 106L253 107ZM89 109H91V110H89ZM103 109V110H102ZM155 109V110H154ZM158 109V110H157ZM165 109V110H164ZM173 109V110H172ZM210 109V110H211ZM213 109H216V111L215 110H213ZM22 110V111H21ZM97 112H96V111ZM123 110H124V112H123ZM221 110H222V112H221ZM9 111V112H8ZM18 111H20V112H18ZM72 111V110H71ZM102 111H104L103 113H102ZM143 111H147L148 112V115H147V112L146 113H144ZM151 111V112H150ZM156 111V112H155ZM165 111H167L166 113H165ZM24 112V113H23ZM102 114V116H100L101 114ZM120 112H121V114H120ZM143 112V113H142ZM158 112V113H157ZM229 112H231L232 114H234L233 116H232V114L230 113V115L229 116H227L226 114H228ZM237 112H239L238 114H239V116H238V118H237ZM10 113V114H9ZM13 113V114H12ZM20 113V114H19ZM23 113V114H22ZM92 113V114H91ZM95 113H97V114H95ZM127 114L128 115V117L126 116V115H123V114ZM159 113H162V115L160 116V114ZM224 113V115H226L225 116V118H224V120L226 119V120H229V121H232V119H235L234 120V122H233V125H227L226 126V124H231L229 121H223L221 124L218 122L220 119H221V117H222V114ZM131 114V113H130ZM146 114V115H145ZM151 114V115H150ZM173 114V116H171ZM211 114V113H210ZM219 114H221V115H219ZM7 115H6V117H7ZM13 115V117H12V119L10 120L11 121V123L14 121V123L12 124V125H14V126H12V125H9V122L10 121H8L9 119H10V116H12ZM15 115H16V117H15ZM21 115H24V117L23 116H21ZM150 115V116H149ZM2 116V119L5 117V115H3V113L2 114H0V117ZM92 116H95V120H96V122H95V120L93 121V119H94V117H92ZM107 116V117H106ZM141 116V117H140ZM158 116H160V117H158ZM241 116H243V117H241ZM23 118L24 120H26L25 121V123H26V125H23V124H25V123H23V121L24 120H22L21 118ZM31 117V118H30ZM102 117V118H101ZM109 117V118H108ZM130 117V118H129ZM136 117L138 118V117H140V118H144V122L143 123H140L139 124V122H137L136 123V121L138 120V121H141L142 119H137L136 120ZM147 117V118H146ZM158 117V118H157ZM171 117H172V119H171ZM211 117H212V119H211ZM224 117V116H223ZM222 117V118H223ZM240 117V118H239ZM16 118V119H15ZM25 118H27V119H25ZM91 118H93V119H91ZM101 118V120L103 119L104 120V125L106 126H108V128H110V126H109V124H115V126L113 125V127H114V129H112L111 130V128H110V131H112V133L113 132H115V133H117V131H119L117 134H119L118 136L115 134L114 136H112L111 135V137L110 136H107V135H110V131H109V129L107 128V126L106 127H104V129L102 130V123H101V130H100V128H99V126H100V123H98L99 122V119ZM113 118V119H112ZM124 118V119H123ZM126 118V119H125ZM129 119V122H128V119ZM155 118H156V120H158V124H157V126L158 127H156V128H154L153 127V119L155 120ZM164 118H165V120H164ZM195 118V119H194ZM215 118H216V120L217 119H219V120H217V121H214V123H213V119L215 120ZM20 119V120H19ZM28 119H29V121H28ZM110 119V120H109ZM117 119V121L115 122V120ZM124 121H123V120ZM166 119H167V121H166ZM197 119V120H196ZM242 119V120H241ZM16 120V121H15ZM22 120V121H21ZM35 120V122H33ZM106 120V121H105ZM112 120V121H111ZM168 120H169V126H168V124H167V126H168V128H167V126L165 127V122L164 121H166L167 123H168ZM212 120V121H211ZM132 121V122H131ZM147 121V122H146ZM235 121H238L237 122V124H236V122ZM8 122V123H7ZM18 122H21L20 124H22V125H17V123ZM35 123V124H33V125H31V123ZM101 122V121H100ZM110 122V123H109ZM128 122V124H130L131 123V126L130 125H127L126 123ZM137 124V126L138 127H141L142 125H143V127H141V128H138L139 129V135L136 133V135H137V137H138V139L137 138H135V132L136 131H134V128L136 127H134V128H132L134 125L133 124H135V123ZM146 122V123H145ZM221 122V121H220ZM8 125H7V124ZM10 123V124H11ZM16 123V124H15ZM109 123V124H108ZM120 123H121V125H120ZM145 123V124H144ZM116 124H118V125H116ZM125 124H126V126H129V129L128 130H126V126H125ZM160 124V125H159ZM15 125H17V126H15ZM31 127H30V126ZM36 125V126H35ZM216 125V126H215ZM260 127H258V126ZM261 125V126H260ZM18 126H19V128H18ZM22 126H25V127H23V128H27L26 130L24 129H20V128H22ZM35 126V127H34ZM72 126V125H71ZM117 126H118V128H117ZM123 126H125V127H122ZM161 126V127H160ZM200 126V125H199ZM221 126V127H220ZM226 126V127H225ZM255 126H257V127H255ZM10 127V128H9ZM15 127H17L18 128V130L15 128ZM121 127V128H120ZM146 127H148V128H146ZM218 127V128H221V129H216V128ZM222 127H225V128H222ZM13 128V129H12ZM29 128V129H28ZM117 128V129H116ZM137 128V127H136ZM144 128V129H143ZM153 128V129H152ZM9 129V130H8ZM31 129L33 130V131H31ZM107 129H108V131H107ZM122 129V130H121ZM132 129V130H131ZM137 129V130H138ZM213 131H212V130ZM246 129V130H245ZM257 129V130H256ZM14 130V131H13ZM114 130V131H113ZM136 130V129H135ZM145 130H147L148 132H147V134H143V133H145ZM161 132H160V131ZM166 130V131H165ZM168 130V131H167ZM238 130V131H237ZM240 130V131H239ZM252 131V132H249V131ZM12 131H13V133H16L15 134V136H11V135H13V133H12ZM31 131V132H30ZM61 131V132H60ZM124 133H123V132ZM127 132V135L125 134L126 132ZM132 131V132H131ZM133 131H134V133H133ZM151 131V132H150ZM212 131V132H211ZM247 131H248V133H247ZM257 131V133H255V132ZM8 132H9V134H8ZM24 132V133H23ZM121 132V133H120ZM131 132V133H130ZM189 132V134L191 135V137L189 136V134H188V136H189V139H188V137H187V134L186 133H188ZM214 132V133H213ZM216 132V133H215ZM239 132V133H238ZM254 132V133H253ZM101 133H103V134H101ZM134 135H133V134ZM165 133V134H164ZM202 135H203V133L202 132H200ZM121 134H122V137H120L121 136ZM180 134V135H179ZM184 134V135H183ZM185 134H186V137H185ZM3 135H5L4 136V138H1V136H3ZM16 135H18V136H16ZM128 135H130V136H128ZM165 135H167V136H165ZM216 135V136H215ZM218 135H220L221 137H223L222 139H223V141H224V139H225V142H221V141H219L220 140V138H217V136ZM233 135H235V136H233ZM131 136H133V138L131 137ZM145 136V138L143 139V137ZM146 136H147V139H146ZM165 136V137H164ZM176 136H179V137H176ZM212 136V137H211ZM5 137H7V138H9L10 139V141L8 140V139H6ZM12 137V138H11ZM17 137V138H16ZM110 137V138H109ZM117 137V138H116ZM126 138V141H124L125 139L124 138ZM157 138V139H154V138ZM185 137V138H184ZM205 137V138H206ZM225 137V138H224ZM14 138V140H12ZM16 138V139H15ZM54 138H55V140H54ZM110 139V141L108 142V140ZM114 140H118V139H120V138H122L121 139V141L123 140V144L125 145H123V144H121L122 142H120V141H118V143H119V147H120V145H121V147H122V145L125 147V148H123L122 147V149H124V150H121V151H119V147L117 148V146L118 145H115L116 143V141H114V147H115V149H114V151L115 152H117V154H114V156L112 157L111 156V154L114 152L113 151V149L111 148V149H108V151H105L106 153H104L103 152V150H102V148H110V144H111V146H113V139ZM177 138V139H176ZM183 138L185 139L184 141H183ZM235 138V139H234ZM253 138V139H252ZM258 138V139H257ZM3 139H5V140H7V141H5V140H3ZM57 139V140H56ZM111 139H112V141H111ZM128 139V140H127ZM130 139L132 140H134V139H136L137 141H136V143H134L135 141H133V145L132 146H130L131 145V142L132 141H130ZM140 139L142 140V141H144V145H146L144 148L146 149V151H144L145 149H143L142 148V146L141 145H139V144H141V142H140ZM146 139V140H145ZM154 139V140H153ZM170 139V140H169ZM188 139V140H187ZM234 139V140H233ZM11 140L13 141V143H14V145H13V143H12V145H11ZM17 140V141H16ZM64 140V141H63ZM69 140V141H68ZM71 140H73V141H71ZM103 140V141H102ZM165 140H166V142H165ZM227 140H229V141H227ZM5 141V142H4ZM9 141V142H8ZM60 142V144L62 143V146H63V143L64 142H66V143H64V147L66 146V145H68V146H66L65 148H62V151H61V148H60V146H59V144L57 143V142ZM130 141V142H129ZM147 141H150L149 142V144H154L155 143V145H153V147H154V151H156V153L153 151L152 152V147H151V145H148V142ZM164 141V142H163ZM197 141V140H196ZM6 142H8V143H6ZM23 142V143H22ZM69 142V143H68ZM111 142V143H110ZM169 144H168V143ZM221 142V143H220ZM5 143V144H4ZM54 143V145H55V148H52V147H54V145H52ZM71 143V144H70ZM74 143V144H73ZM96 143H98V144H96ZM126 143V144H125ZM139 143V144H138ZM162 143V144H161ZM164 143V144H163ZM168 145H166V144ZM172 143V144H171ZM181 143H182V145H181ZM198 143V144H197ZM223 143H225V145H223ZM252 143H254V144H252ZM16 144V145H15ZM66 144V145H65ZM135 144L136 145H139V146H135ZM70 145V146H69ZM161 145H166L165 147H163V146H161ZM170 145V146H169ZM181 145V146H180ZM223 145V146H222ZM52 146V147H51ZM127 146H128V148L130 149V147H131V149H130V152L128 153V156L126 155L127 153H125V152H127V150H129V149H127ZM188 146V147H187ZM196 146V147H195ZM12 147V148H11ZM13 147H15V148H13ZM56 147H59V149L58 148H56ZM68 147V149H66ZM72 147H74L73 149H72ZM113 147V148H114ZM121 147H120V149H121ZM134 147H138V148H134ZM139 147H141L142 149H143V153L139 156V152H141V151H138V150H141V149H139ZM168 147H170V151L172 152L171 153V155L172 154H175V153H173V152H175V151H178V150H180V151H178L180 154H178L177 152V155H174L173 157H171L170 156V152H169V150H165L166 148L168 149ZM201 147H202V144H201ZM201 147H199V148H201ZM250 147H252V156L250 155L251 153L249 152L250 151ZM52 148V149H51ZM117 148V149H116ZM159 148V149H158ZM174 148H177L178 150H174ZM37 150L36 152L38 153V155L35 153V150ZM46 149H47V152H46ZM60 150V151H58V150ZM65 149V150H64ZM173 149V150H172ZM187 149H188V151H187ZM29 150V151H28ZM39 150H41V151H39ZM48 150H49V152H48ZM50 150H52L51 152H50ZM57 150V151H56ZM74 152H73V151ZM185 150V152H183ZM220 150H221V152H220ZM226 150H228V151H226ZM246 150V151H245ZM257 150V149H256ZM34 151V152H33ZM40 153H39V152ZM67 152V154L66 153H64V152ZM134 151V152H133ZM163 151V152H162ZM260 151V150H259ZM258 151V156L260 155V157H261V155H263V154H261V151L259 152ZM10 152H12V153H10ZM19 152V153H18ZM28 152H30V153H28ZM44 152H46L45 154H44ZM59 152H61L63 155H68V153H69V155H68V157L70 156V157H72V158H70V160L71 159H73V160H71V161H69L70 163H73L74 162V165L72 166V164H70L69 162H68V160H69V158L68 157H66L65 156V160H64V162H63V158H64V156H62V154H61V156L63 157H61L60 156V153ZM107 152H110V154H108ZM147 154H146V153ZM167 154L165 157H167L168 158V155H169V157L170 158H172L173 160H174V163L172 162V159L170 160V164H168V162H166L165 161V159L167 160V158H164L163 157V161H161L160 159H159V156L161 155H163V154H165V153ZM10 153V154H9ZM43 154L42 156L40 155V154ZM54 153L55 154H57V155H54ZM59 153V154H58ZM148 153H150L149 155H148ZM155 153V154H154ZM191 153V154H190ZM256 153V152H255ZM260 153V154H259ZM12 154V155H11ZM17 154V155H16ZM23 155V156H21V155ZM27 154V155H26ZM31 154V155H30ZM48 156H47V155ZM50 154V155H49ZM52 154V155H51ZM130 154V155H129ZM151 154H152V156H151ZM154 154V155H153ZM248 154V155H247ZM18 155H20L19 157H17ZM26 155V157H24ZM37 155V156H36ZM109 155V156H108ZM127 156V157H125V156ZM144 155H145V157H144ZM148 157H147V156ZM158 155V156H157ZM219 155V156H218ZM38 156H40V158L38 157ZM49 156H52V158L50 157L49 158ZM60 156V157H59ZM119 156H124L123 157V160L125 161H128V165L124 162V161H122V160H120V158H119ZM130 156V157H129ZM131 156H132V158H131ZM157 156V157H156ZM164 156V155H163ZM249 156V157H248ZM250 156H251V158H250ZM255 156V155H254ZM24 157V158H23ZM41 157L42 158H44L45 159V161H44V159H41ZM55 157V158H54ZM139 157V158H138ZM248 157V158H247ZM263 157H264V155H263ZM34 159V160H42V162H46V163H42L41 161L40 162H34V163H36L35 165H36V167H39V169L38 168H36L35 169V172L33 171L32 172V170L35 168V165H34V163H32V164H30L29 162H31V160L30 159ZM54 158V159H53ZM57 158H58V161L57 162H55L56 160H57ZM149 158V159H148ZM169 158V159H170ZM256 158V157H255ZM258 159H259V157H257ZM48 159L49 160H52V162L51 161H49L48 162ZM59 159L61 160V161H59ZM161 161V164H159L160 163V161ZM169 159L167 160V161H169ZM250 159L253 161H251L253 164H250L251 162H250ZM3 161V164H2V161ZM27 160H29V162H28V165H27ZM33 160V161H34ZM233 160H235V161H233ZM261 160V159H260ZM260 160H258L257 161V163H258V166H260L259 165V161ZM104 161V162H103ZM166 162L167 164H168V166H167V164H164L163 162ZM227 161H229L228 163H230V164H228L227 163ZM250 163H249V162ZM256 161V160H255ZM261 161H263V160H261ZM51 162V163H50ZM60 162V163H59ZM63 164H62V163ZM22 163V164H21ZM44 164V168H46V167H48V166H50L51 164H54V165H51V167H55V171H53L54 173H52V174H56V177H54L51 173H46V172H48V170H52L51 169V167H50V169L48 168V170L46 171V172H44L42 169H44L43 168V166L42 165H38V164ZM47 163H49V164H47ZM56 163H57V165H58V167L56 166ZM68 163V164H67ZM153 163V164H152ZM163 163V164H162ZM226 163L228 164V168L226 167L227 165H226ZM257 163H255V164H257ZM262 163H264V162H262ZM16 164H17V166H16ZM65 164L67 165V166H69V167H67V166H65ZM31 165V166H30ZM34 165V167H32ZM38 165V166H37ZM76 165V166H75ZM149 165V166H150ZM163 165H165V166H167V168L166 167H164ZM204 165H205V167H204ZM249 165H253L252 166V170H253V172L255 171V173H257V171L258 172H260L259 174H256L255 175V173H253L250 169H251V167H249ZM27 168H26V167ZM28 166L30 167V169H29V171L27 170L28 169ZM64 168H63V167ZM70 166H72V169H71V167ZM148 166V165H147ZM163 166V167H162ZM256 166V165H255ZM18 167V168H17ZM57 167V168H56ZM68 169V168H70L71 169V172H70V169L69 170H67L66 168ZM75 169H74V168ZM126 167V168H125ZM152 167V166H151ZM201 167V166H200ZM210 167V166H209ZM250 169H249V168ZM25 168H26V170L28 171V172H30L29 174H26V175H24L27 171L25 170ZM33 168V169H32ZM78 168V169H77ZM130 168V169H129ZM159 168H155V171L157 170V172L159 173V171H158V169ZM164 168V169H163ZM259 168V167H258ZM38 169V170H37ZM62 169V170H61ZM77 169V170H76ZM204 169L205 170H207L208 172H206L205 173V171H204ZM3 170V171H2ZM23 171V172H19V171ZM40 170H41V173L42 172H44V173H40ZM73 170V171H72ZM123 170V171H122ZM227 170V171H226ZM26 171V172H25ZM36 171H37V173L39 174H36ZM57 171V172H56ZM69 171V172H68ZM224 171H226V175L224 174L225 172ZM18 172V173H17ZM25 172V173H24ZM50 172H52V171H50ZM56 172V173H55ZM61 172V173H60ZM117 172H119V173H117ZM228 172V173H227ZM243 172V173H242ZM251 172V173H250ZM20 173H22V174H20ZM33 173H35V174H33ZM68 173V174H67ZM122 173V174H121ZM207 173H209V175H207ZM211 173V174H210ZM11 174V175H10ZM32 174V175H31ZM46 174H48L49 176L48 177H44ZM51 174V175H50ZM63 174V175H62ZM70 174H71V176H70ZM72 174H74V175H72ZM37 175V176H36ZM44 175V176H43ZM63 177H62V176ZM68 175V176H67ZM124 175H125V177H124ZM127 175V176H126ZM134 176L133 178H134V180H132V178H131V176ZM156 176H158V174H155ZM210 175H212V176H210ZM227 175H228V177H227ZM6 176V177H5ZM7 176H9L10 177V179H9V177H7ZM13 176H14V178H13ZM35 176H36V178L38 179V181H40V183L38 182V183H35ZM38 176L40 177V178H38ZM52 176V177H51ZM61 176V177H60ZM64 176H65V178L66 179H68L69 178V176H70V181H69V183H70V185H69V183H68V180L66 181V185H65V183H62V181H63V178H64ZM168 176H170V178L172 179V180H169V182H167L168 180ZM225 176L228 178H225ZM4 177V178H3ZM49 177H50V179H52L53 181H51L50 179H49ZM53 177H54V179H53ZM123 177V178H122ZM168 177V178H167ZM230 177V178H229ZM263 177V178H262ZM17 178V179H16ZM27 178V180H25ZM30 178H32V179H30ZM35 178V179H34ZM43 178H45L44 180H43ZM60 178V179H59ZM64 178V179H65ZM73 178H76V179H73ZM120 178V179H119ZM126 179V181H125V179ZM128 178V179H127ZM21 179V180H20ZM37 179H36V181H37ZM40 179V180H39ZM59 181L58 183H60L61 185L63 184V185H65V187H64V190L66 191H64L63 190V193L65 192V195L66 194H68V191H67V189H69V187L68 186H70V191H71V189H72V195L74 194V193H76V194H74L73 195V197H71V193H69V195H67V197L66 196H64L63 195V193L61 192V194H59L60 193V191L59 190H57V191H59V192H57L56 193V191H55V194L57 195V197L55 198V196L56 195H53L54 196V199L53 200H51V198H52V196H51V198H50V196H49V194H50V192L51 193H53L54 194V192L53 191H51V189L53 188V187H48L47 189H46V187L48 186V184L46 185V183H47V181L48 182H54V180L55 181H57V180ZM98 179V180H97ZM159 179V178H158ZM32 182H31V181ZM61 180V181H60ZM78 180V181H77ZM119 180V181H118ZM154 180H155V177H154ZM209 180H211V181H209ZM214 180V181H213ZM226 180V181H225ZM42 181H44V183L42 182ZM75 181V182H74ZM79 182V183H77V182ZM109 181H113V183L112 182H109ZM117 181V182H116ZM159 182H160V179L158 180ZM6 182H7V184H6ZM41 182H42V184H41ZM127 182V183H126ZM140 182V183H139ZM171 182H175V185H174V183L172 184ZM229 182H231L230 183V185H229ZM11 183L13 184V185H11ZM21 184V185H19V184ZM35 183V184H34ZM56 184H57V182H55ZM55 183H53L54 185H55ZM73 183V184H72ZM76 183V184H75ZM132 183V184H131ZM158 183V184H157ZM200 183V184H199ZM244 183H246L245 185H244ZM26 186H24V185ZM32 185L33 187L34 186H36V189L37 190H34L35 189V187H34V189L33 188H31L32 186H30V185ZM52 184V183H51ZM60 184H58L59 186H60ZM75 184V185H74ZM199 184V185H198ZM27 185H29L30 187L28 188V186ZM41 186V188L44 190V189H46V190H44L45 192H44V195L48 198H46V197H44V195H41V192L43 191L42 189L40 190V186ZM62 185V186H63ZM68 185V186H67ZM76 185H77V187H76ZM197 185V186H196ZM204 185H205V190H206V196H204V193H205V191L203 190H201L202 191V193H203V195L202 196H204V198H206V199H204L203 200V198H202V196H201V192H200V196H198L199 195V190H200V187L202 186V187H204ZM206 185H207V187H206ZM217 185V186H216ZM37 186H39V188L37 187ZM43 186V187H42ZM50 186H52V185H50ZM59 186H57L56 188L57 189H59L60 187ZM74 186V187H73ZM79 186V187H78ZM140 186H141V188H140ZM215 186H216V189H215ZM229 188H228V187ZM76 187V188H75ZM132 187V188H131ZM164 187H166V189H164ZM197 187V188H196ZM201 187V189H203ZM223 187V188H222ZM227 189H226V188ZM5 188H6V190H5ZM55 188V187H54ZM54 188L52 189V190H54ZM56 188H55V190H56ZM66 188V189H65ZM75 188V189H74ZM115 188V189H114ZM138 188H139V190H138ZM162 188V189H161ZM196 188V189H195ZM221 188V189H220ZM225 188V189H224ZM29 189H32V192L31 193H29L28 192V190ZM63 189V188H62ZM78 189V190H77ZM117 189V190H116ZM136 189V190H135ZM198 189V190H197ZM220 189V190H219ZM224 189V190H223ZM40 191V195L41 196H39V191ZM106 190V191H105ZM138 190V192H137V194L141 191V193H140V196H139V194L137 195L136 193H135V191H137ZM189 190V191H188ZM193 190V191H192ZM195 190H197V194L195 193ZM8 191V192H7ZM23 191V192H22ZM25 191V192H24ZM48 191H50L49 193H48V195H46V192H48ZM77 191V192H76ZM109 191H110V193H109ZM114 191H115V194H114ZM131 191V192H130ZM5 192V193H4ZM10 192V193H9ZM104 192H105V194H104ZM130 192V197H126V195H128V193ZM220 192V193H219ZM221 192H223L222 194H221ZM7 193V194H6ZM20 193V194H19ZM29 193V194H28ZM38 193V194H37ZM132 193H134L136 196H137V200H136V197H134L133 196V194ZM144 193V194H143ZM146 193V194H145ZM209 193V194H208ZM241 193V194H240ZM8 194H9V196H8ZM32 194H33V197H31L32 196ZM43 194V193H42ZM103 194V195H102ZM112 195V194H114V196H112V198L111 197H109L110 195ZM195 194H196V196H195ZM240 194V195H239ZM11 195H12V197H11ZM17 195V196H16ZM21 195V196H20ZM28 195H31V196H29L28 197ZM51 195V194H50ZM59 195H60V198H59ZM102 195V196H101ZM222 197H221V196ZM5 196H7V199H9L8 200V202L9 203H11L10 205H6L7 204V202H5L7 199H6V197ZM70 197V199H69V197ZM78 198H77V197ZM134 197V200H136L135 201V203H133V202H131V201H129V200H132L133 201V198H131V197ZM209 196V197H208ZM220 196V197H219ZM224 196V197H223ZM9 197V198H8ZM16 197H18V199H16ZM147 199H145V198ZM148 197V198H147ZM171 197V196H170ZM241 199H240V198ZM3 198H4V200H3ZM12 200H11V199ZM35 198H37V199H35ZM38 198H39V200H38ZM49 201V203H50V200L55 204H53V203H48L47 202V200ZM57 198H59V200L57 199ZM61 198L64 200V201H66V203H72V202H74V203H72V205L71 204H69L68 205V207H67V204L66 203H64V201L61 203L60 202V200H61ZM77 198V199H76ZM117 199V198H119L118 200H116L117 201V203L116 202H114V199ZM131 198V199H130ZM192 198V197H191ZM222 198H223V200H222ZM15 199H16V202L14 203V201H15ZM50 199V200H49ZM74 201H73V200ZM76 199V200H75ZM105 199H107V201H105ZM111 199L113 200V201H111ZM125 199V204L127 203L128 205H125L124 204V202H120L119 203V205H118V202L120 201V200H124ZM141 199V200H140ZM187 199H189L188 197H187ZM14 200V201H13ZM34 200H36V201H34ZM78 200H80V201H78ZM139 200L141 201V203H139ZM167 200V201H168ZM172 200V199H171ZM171 200H169L168 202H172ZM225 200H226V202H225ZM30 203H29V202ZM54 201H56V202H54ZM58 201L61 203V205L60 206H57L58 205ZM75 201H76V203H75ZM108 201H110V202H112L111 204L112 205H110L109 203L110 202H108ZM127 201V202H126ZM138 201V202H137ZM143 201V202H142ZM189 200H186V202L187 203H189L188 202ZM217 201V202H216ZM222 201V202H221ZM228 201H231V203H233V205L232 204H230V202L228 203ZM236 202V201H238V202H236V204L237 203H239V201H240V203L239 204H237V205H239V206H237L236 207V209H235V207H234V202ZM25 204H27V203H29V204H27L28 205V207H25L26 205H23L24 203ZM36 202V203H35ZM39 202V203H38ZM108 202V205H106L105 203H107ZM146 202H149V204L148 203H146ZM192 202H194V203H192ZM207 202V203H206ZM212 202V203H211ZM23 203V204H22ZM57 203V204H56ZM77 203L79 204V205H77ZM113 203H116V205H117V207L115 206V204H113ZM123 205H122V204ZM131 203V204H130ZM138 203V204H137ZM201 203V204H200ZM211 203V204H210ZM4 204V205H3ZM16 204V205H15ZM37 205V206H35L36 207V211H35V207H34V205ZM52 204V205H51ZM63 204V205H62ZM134 204H137V206H139L140 205V208L139 207H135V205L133 206ZM142 204H145V205H142ZM200 204V205H199ZM205 204V205H204ZM229 204H230V206H229ZM242 204V205H241ZM66 205V206H65ZM71 205V206H70ZM75 205H77L76 207L78 208V209H76V208H74L75 207ZM131 205V206H130ZM208 205V207L210 208V209H207L208 207H206ZM212 205V206H211ZM220 205H224L223 206V208H221L222 206H220ZM16 206V207H15ZM53 206V207H52ZM54 206H55V209H54ZM56 206H57V208H56ZM67 208L68 210V212L70 213L69 215H71L72 213H75V212H77V214L74 216H72L71 218L69 217V215H68V217L66 216L67 214H66V210H64L63 208ZM93 206V207H92ZM118 206L119 207H121V208H123V211H122V209L120 210V208H119V211H118ZM214 206V207H213ZM228 206V207H227ZM9 207V208H8ZM11 207V208H10ZM28 208V210L26 209L25 210V208ZM29 207H31L32 209H31V211H30V208ZM53 209H52V208ZM61 207V209H63L62 210V212L63 211H65L64 213H61L60 214V210L58 209V208H60ZM94 207H96V208H94ZM110 207H111V209H110ZM129 207V208H128ZM150 207V208H149ZM193 207H195V208H193ZM216 207V208H215ZM221 209H220V208ZM226 207H227V209H229V210H226ZM239 207V208H238ZM16 208V209H15ZM24 208V209H23ZM38 208V209H37ZM48 208V209H47ZM50 208H51V210H56V212H57V214L56 215H54L53 214V216H51V215H46L47 213H48V211H50ZM65 208V209H66ZM70 208V209H69ZM72 208V209H71ZM74 208V209H73ZM100 208V209H99ZM105 208H107L108 209V211H110V212H107L106 210L107 209H105ZM127 208V209H126ZM133 208V209H132ZM136 210H135V209ZM191 208H192V210H191ZM225 208V209H224ZM247 208L249 209V211L247 210ZM15 209V210H14ZM34 209V211H32ZM99 209V210H98ZM124 209H126V211H124ZM130 209V210H129ZM143 209V210H142ZM201 209H204V211L205 212H202L201 211ZM207 211H206V210ZM213 209H215V211L217 210V213H218V216H217V213L215 214L214 213V215H210L211 213L210 212H212V214H213V211L212 210ZM239 209H241V211L244 213H241V211L239 210ZM243 209L245 210V211H243ZM47 210V211H46ZM74 210H75V212H74ZM76 210H80L79 212L78 211H76ZM94 210V211H93ZM103 210V211H102ZM141 210V211H140ZM148 210V211H147ZM220 210H222L223 211V214L221 213V211ZM232 210V211H231ZM14 211V212H13ZM45 212V215H44V212ZM53 211V212H54ZM58 211H59V213H58ZM115 213V215H114V213ZM129 212V213H131V212H133V213H135L136 214V217H135V220H136V223L134 222H131V223H129V224H131V226H130V228L128 227V228H125V223H124V221H123V215H121V213H123V212H125V213H123V214H126V212ZM194 211H195V216H194ZM197 211V212H196ZM200 211V212H199ZM240 211V212H239ZM26 212H28V214H26ZM30 212H31V215H30ZM32 212H33V216H32ZM72 212V213H71ZM93 212V213H92ZM97 212H101L100 214L99 213H97ZM105 212H107V213H105ZM193 212V213H192ZM2 213V214H1ZM7 213H8V216H11V217H9L8 218V216H7ZM49 213H51L52 214V211H50ZM55 213V212H54ZM149 213V214H148ZM190 213H192V215H190ZM199 213H201V215H199ZM234 213V214H233ZM259 213V214H258ZM261 213V214H260ZM36 214V215H35ZM59 214H60V216L61 215H64L65 216V218H67L66 220L68 221V223H70L69 225L70 226H67L66 228V231L68 230V233L67 232H65V226H66V222L64 223H58V224H60V225H58L57 227H58V229L60 230L59 232H57V233H63L64 234V232L65 233H67L68 235H70V236H67V234H66V236H65V234H64V236L62 235V234H60L61 235V240H59L58 242H56L55 243V240L53 239L54 237H55V239H57V237L59 236V234H55V235H58L57 237L54 235V236H52L54 233H56V232H54L55 230H58V229H56V225H57V223H55L54 221H60V216H59ZM94 215L93 217H92V215ZM106 214H107V217H106ZM111 214H113L114 215V217L115 218H113V216L111 215ZM120 214V215H119ZM144 214H146L147 215V217H149L150 218V216H152L153 215V217H151V222H150V225L154 228V229H152V227L149 225V224H147L149 227H151L150 229V231H149V233H148V229L146 230L147 231V233H146V231L143 229V227H141V226H144V225H142V223H144V224H146L145 222H143L142 220H143V216H144ZM205 214V215H204ZM208 214V215H207ZM239 214H241V215H243V218L241 217V215H240V217H241V219L242 220H240V221H242V222H239L238 220V216H239ZM44 215V216H43ZM58 215V216H57ZM103 215V216H102ZM108 215H109V217H111L112 219H111V222H112V220L113 219H117V221H116V223H115V221H113L114 223H110L113 227H111V225L109 224V217H108ZM111 215V216H110ZM172 215V214H171ZM216 215V218L214 217ZM25 216H28V218L29 219H25V218H27V217H25ZM30 216V217H29ZM48 216H51V218H53L54 217V221H53V223H54V225H51L52 224V220H51V218L49 219L50 221H47V219L49 218ZM95 216H97L96 218H94ZM102 218H101V217ZM173 216V215H172ZM191 216H194V217H191ZM202 216H205V218L207 217V219L204 221V217H202ZM212 217V219H211V217ZM229 216V217H228ZM254 216H255V218L257 217V219H256V221L257 222H255L254 220H253V218H254ZM263 216V217H262ZM7 217V218H6ZM36 219H35V218ZM58 217V219H56V218ZM80 217L82 218V219H86V220H80ZM98 217H100V218H98ZM219 217V218H218ZM234 217V218H233ZM13 218V219H12ZM38 218H40V219H38ZM42 218V219H41ZM46 218V221L44 220V219ZM65 218H64V220H65ZM68 218L69 219H71V222H70V220H68ZM149 218H147V220L145 219V221H150L149 220ZM215 218V219H214ZM218 218V219H217ZM222 218V219H221ZM228 218V219H227ZM251 218V219H250ZM254 218V219H255ZM6 219V220H5ZM92 219H94V220H92ZM97 219H99L100 220V222H102V223H100V222H98L99 220H97ZM220 219V222H218V220ZM227 219V220H226ZM231 219V220H230ZM258 219H259V221H261V222H259L258 221ZM14 220H15V222H14ZM19 220H21V221H19ZM27 220V221H26ZM30 220V221H29ZM32 220H34V221H36V220H38V221H36L35 223H31V222H34V221H32ZM42 220H44V223L42 224H40L41 225V227H39L40 225H37V229L35 228H33V226H36V223H40ZM63 220V221H64ZM65 220V221H66ZM140 221V223H138L139 221ZM221 220H223L222 221V223H223V225H222V228H221V224H218V223H221ZM251 220H253V221H251ZM8 221V222H7ZM14 222L13 224H12V222ZM27 223H26V222ZM30 223H29V222ZM56 221V222H57ZM104 221H106V222H104ZM134 221V220H133ZM138 221V222H137ZM200 221V223L198 224V222ZM202 221V222H201ZM209 221V222H208ZM231 221V222H230ZM234 221H238L239 223H241V225L240 224H238V222H234ZM10 222V223H9ZM17 222V223H16ZM48 222V223H47ZM72 222H74V223H72ZM104 222V223H103ZM147 222V223H148ZM179 222V223H178ZM208 222V223H207ZM213 222V223H212ZM234 224H233V223ZM257 224L258 222L261 224V226L259 227V224H257L256 226H258L259 228L257 229L256 228V230H257V232L258 233H256L254 230H255V224ZM25 224V225H23V224ZM29 223V224H28ZM95 223V224H94ZM106 223V224H105ZM117 223H118V225H117ZM203 223V224H202ZM205 223V224H204ZM10 224H12V225H10ZM21 224H22V226H21ZM35 224V225H34ZM45 224H47V225H45ZM65 224V225H64ZM74 224V225H73ZM94 224V225H93ZM96 224H98V225H96ZM122 224V225H121ZM182 224V225H181ZM211 224H212V226H211ZM214 224V225H213ZM225 224H227V225H225ZM236 224V225H235ZM33 225V226H32ZM43 225V226H42ZM62 225V226H61ZM68 225V224H67ZM73 225V226H72ZM108 225H109V227H111L112 229L114 228V226L115 225H117V230H118V232L116 233V232H114V233H116L117 235L115 236V234L114 235H112L113 234V230H115L116 231V228H114L113 230L111 229V228H109L108 227ZM122 227H121V226ZM154 225V226H153ZM156 225V226H155ZM158 225V226H157ZM202 225V226H201ZM233 225H234V228H232L233 227ZM6 226V227H5ZM18 226V227H17ZM45 226V227H44ZM52 226H54V227H52ZM61 228H60V227ZM64 226V227H63ZM98 228H97V227ZM183 226V227H182ZM225 226V228L224 229H226V230H228L230 233L228 234V236L226 237V235H223L224 233H226L227 231H224V233L222 232V229H223V227ZM228 226V227H227ZM247 226V227H246ZM253 226V227H252ZM263 226H264V222H263ZM262 226V228H264ZM16 227V228H15ZM32 227V228H31ZM70 227V228H69ZM95 227V228H94ZM106 227H107V230H108V228L109 229H111V231H110V233H109V231H107L106 230ZM118 227L120 228V230L118 229ZM140 227V228H139ZM149 227H146V228H149ZM200 227V228H199ZM207 227V228H206ZM212 227V228H211ZM215 227V228H214ZM218 227V228H217ZM243 227V228H242ZM246 227V228H245ZM64 230H63V229ZM78 228V229H77ZM101 229V228H104L105 229V232H103V234L105 235V236H103V241H101L100 240V234H102L101 232H99V230L98 229ZM137 228H138V230H137ZM203 228H204V230L207 232V235L205 234V233H203V232H205V231H203ZM235 228H238V230H239V232L242 234L243 233V236H242V241H240L239 239H237V241H234L235 239H233L232 241H231V239H232V237H233V233H232V235H231V232H233L234 231V235L236 234L237 235V232L238 231H236L235 230ZM46 229H47V231H46ZM51 229V230H50ZM53 229H55V230H53ZM72 231H74L73 233L71 232V230ZM185 229V230H184ZM193 229H194V227H193ZM211 229H213L212 231H211ZM218 229H220V230H218ZM234 229V230H233ZM2 230V231H1ZM4 230V231H3ZM40 230H42V232L40 231ZM50 230V231H49ZM80 232H79V231ZM87 230H89V233H87L86 231ZM122 230H123V232H122ZM152 230H154L155 232L153 233L152 232V234H150L151 233V231ZM201 230V231H200ZM219 232H218V231ZM241 230V231H240ZM62 231H64V232H62ZM82 231V232H81ZM134 231V232H133ZM138 231V232H137ZM250 232L251 233V238L250 237H248L247 236V233L248 232ZM19 232H21V233H19ZM39 232V233H38ZM45 232H46V234H45ZM54 232V233H53ZM107 232H108V234H107ZM127 232H129V233H127ZM199 232L201 233V234H199ZM212 232H214V234L212 233ZM246 234H245V233ZM5 235H4V234ZM81 233V234H80ZM92 233V234H91ZM145 233V234H144ZM184 233V234H185ZM197 233H198V235H197ZM240 233H238L239 235H241ZM250 233H248V234H250ZM254 233H256L255 235H254ZM261 233H263V236L261 235V237L263 238H261L260 239V234ZM41 234V235H40ZM51 234V235H50ZM71 234H76V235H71ZM92 236H91V235ZM125 234V235H126ZM149 236H148V235ZM196 234V235H195ZM212 234H213V236H212ZM224 236V238H223V236ZM227 234V233H226ZM4 235V236H3ZM21 235V236H20ZM109 235H111L112 236V238L110 237L109 239L107 238V237H109ZM124 235V236H125ZM141 235H139V237L138 236H136L135 237V239L138 241L139 240V238L141 237ZM201 235H202V237L204 238V237H206V238H204V239H202V237H201ZM230 235H231V238H230ZM235 235V236H236ZM41 236H43L44 238H43V240H42V237ZM81 236V237H80ZM113 236L115 237L114 239H113ZM151 236H153V237H151ZM211 236V237H210ZM19 237H20V239H19ZM40 237H41V240H40ZM60 237V236H59ZM59 237H58V239H59ZM69 237V239H70V241H72V242H69L68 241V238ZM79 237V238H78ZM83 237V238H82ZM145 237H147V239L145 238ZM150 239H149V238ZM185 237V238H184ZM214 239H213V238ZM217 237V238H216ZM230 238L229 240H227V238ZM46 238V239H45ZM75 238V239H74ZM120 238V239H119ZM138 238V239H137ZM182 238H184V239H182ZM216 238V239H215ZM21 239H23V240H21ZM25 239V240H24ZM51 239V240H50ZM64 239L67 241H65V243H64ZM84 239V240H83ZM110 239H112V240H110ZM141 239H142V237H141ZM140 239V241H138V242H141V241H143V239L141 240ZM213 239V240H212ZM222 239H224V241H226V242H224V246H222L223 245V241H222ZM18 240V241H17ZM54 240V241H53ZM78 240V243L76 242V241ZM80 240V241H79ZM109 240L110 241H112V242H109ZM135 240V241H136ZM161 240V239H160ZM190 240H192L191 242H190ZM211 240V241H210ZM21 241V242H20ZM39 241V242H38ZM107 241H108V243L110 244H112V247H114V248H116L117 249V251H116V249H113L112 247H110V248H108V243H107ZM148 241V242H149ZM207 241V242H206ZM212 241L214 242V243H212ZM216 241V242H215ZM238 241H240L239 243H238V245L236 244ZM13 242V243H12ZM18 242H20V243H18ZM42 242V243H41ZM54 244H56L57 245V251H59L58 253H57V256H55V254H56V252L57 251H54L55 250V248H56V246H54L53 245V243ZM99 242V243H98ZM121 243V246H120V243ZM138 242H136L137 244H138ZM147 242V241H146ZM145 241L144 242H142V243H146ZM198 243V242H202L201 244L202 245H200V244H198V245H196V243ZM232 242H234V243H232ZM242 242V243H241ZM10 243V244H9ZM23 243H25V246H24V244ZM61 243L64 245V246H62L61 245ZM70 243V244H69ZM115 243H119V247H121V249H123L124 250V252L127 250V248L129 247V251L127 250L126 251V253H124V255H125V257H122V256H124L123 255V250L121 251V249L119 248V247H117V244H115ZM122 243H124L123 245H122ZM132 243V242H131ZM142 243H141V247H140V249H141V252H140V249H139V251H138V248H136L135 247V249H137V251L134 249V252L136 251L137 252V254L135 255V253H133V252H130V254L131 253H133V255L132 256H134V257H136V259L135 258H132V260L133 259H135V260H138V264H144V260H148V258L150 257V254H148L147 256H148V258L146 259V256L145 255H143V253L145 252L143 249H145V244H143V246H142ZM161 243V241L159 242L158 241V244H160ZM164 243H165V241H164ZM212 243V244H211ZM226 243V244H225ZM230 243V244H229ZM40 244V245H39ZM42 244H44V245H42ZM49 244V245H48ZM50 244H51V247H50ZM86 244H84V245H86ZM95 244H97V246L100 248L101 247V249H98V247L95 245ZM107 244V245H106ZM166 244V243H165ZM164 244V245H165ZM210 244V245H209ZM229 244V246H228V248H229V254L231 253L230 252V249H231V251H232V256H231V254L229 255L230 256V258L228 257V255H224V251L227 249V245ZM233 244H235V246L233 245ZM263 245V246H260V247H258L259 245ZM10 245V246H9ZM20 245V246H19ZM22 245V246H21ZM78 245H80V246H78ZM100 245V246H99ZM106 245V246H105ZM125 245H127V248L125 247ZM132 247L133 246H135L136 244L135 243H133V245L132 244H130ZM164 245H163V243L161 244V246L165 249V247H164ZM226 245V246H225ZM233 247H232V246ZM236 245H237V247L238 246H240V247H236ZM6 246V247H5ZM9 246V247H8ZM38 246H42L40 249L38 248V250L36 249V250H32V249H35V247L37 248ZM47 246H49V247H47ZM54 246V247H53ZM76 246V247H75ZM90 246V247H89ZM97 248H96V247ZM105 246V247H104ZM109 246H111V245H109ZM137 246V245H136ZM161 246H159L158 245V248H159V251L161 250L162 251V254H163V256H161V251L159 252V256L160 257H165V256H169V255H167V253L169 252L168 250V252L166 253V255L164 254V252H163V250L164 249H162L161 248ZM166 246V245H165ZM191 246H193V247H195L196 249H193V247H191ZM201 246H203V247H201ZM209 246H210V248H209ZM213 248H212V247ZM216 246V247H215ZM12 247V248H11ZM22 249V247H24L23 249H24V251H22L21 252V250L20 251H18V249H20V248ZM33 247V248H32ZM46 247V248H45ZM92 247H94V248H92ZM125 247V248H124ZM204 247H206V248H204ZM15 248H16V250H15ZM26 248V249H25ZM49 248V249H48ZM87 248V249H86ZM97 250H96V249ZM223 248H224V251H223ZM234 248L236 249L237 248V252H238V254H237V257H236V251H233L234 250ZM3 249V250H2ZM12 251H11V250ZM14 249V250H13ZM92 249H95L96 251H95V253L93 252V251H91ZM107 249H109V251L107 250ZM111 249H112V251H111ZM120 251H119V250ZM133 249V248H132ZM150 249H152L151 251H150ZM202 249L205 251L206 249V251H209V254H210V257H209V255H207L208 253L206 252V253H204L203 252V254H201L202 253ZM221 249H222V252L223 253H221ZM10 250V251H9ZM40 250V251H39ZM41 250H43L42 252H41ZM82 250V251H81ZM91 251L90 253L92 254V255H90L89 254V252H88V257H86V253H87V251ZM177 250V251H176ZM263 250V251H262ZM18 251V253H16ZM37 251H39V252H37ZM98 251V252H97ZM12 252H13V254L15 253V254H17V255H13L12 254ZM20 252H21V254H20ZM62 252H64V250L62 251ZM79 252V253H78ZM93 252V253H92ZM97 252V253H96ZM107 252V253H106ZM118 252H121V254H122V258L120 257V260H119V256H120V253H119V255H117V253ZM141 254H140V253ZM143 252V253H142ZM178 252V253H177ZM216 252V256L217 257H215L214 256V258L212 257L213 255H214V253ZM219 252V253H218ZM227 252H228V250H226V254H227ZM234 252V253H233ZM4 253H7V254H5L4 255ZM26 253V254H25ZM45 253V254H44ZM65 253V252H64ZM99 253H101V255L99 254ZM115 253V255H113V254ZM147 253V252H146ZM8 254L10 255L9 257H8ZM19 254V255H18ZM34 254H37V255H34ZM80 254L82 255V256H80ZM83 254H84V256H83ZM94 254V255H93ZM99 254V255H98ZM102 254H104V256H105V254H106V256H107V259H110V257L111 256H113V258L115 257V259L116 258H118V259H116V260H114V259H110V260H106V257H104V259L105 260H102L101 259V261H99V259H100V257H102L103 255ZM139 254L140 255H142V257L140 256L139 257ZM179 256H178V255ZM201 254V255H200ZM213 254V255H212ZM23 255H25V256H23ZM28 255V257H26ZM43 255V256H42ZM62 255V254H61ZM117 255V256H116ZM127 255V256H126ZM200 257H199V256ZM203 255H206L205 257L207 258V257H209V258H204L203 257ZM4 256H5V258L8 260H6V259H3L4 258ZM34 256H35V258H34ZM37 256V257H36ZM63 256V255H62ZM89 256H90V259H88L89 258ZM131 256V255H130ZM145 256V258H143ZM24 257V258H23ZM26 257V258H25ZM41 257V258H40ZM64 257V256H63ZM82 257V258H81ZM92 257V258H91ZM178 257H180V258H178ZM197 257V258H196ZM233 257L236 259V263H235V259H233ZM2 258V259H1ZM11 258V259H10ZM14 258H16L15 260H14ZM40 258V259H39ZM71 258H73V260H74V262H73V260L71 259ZM83 258H85V259H83ZM97 258V259H96ZM131 258V257H130ZM138 258V259H137ZM142 258V262L141 263H139V261H141L140 259ZM200 260H199V259ZM202 258L203 259H206V260H202ZM29 259H31V260H29ZM62 259H64V260H62ZM62 259H60V260H62V261H65V258H62ZM93 259V260H92ZM212 259V260H211ZM34 260V261H33ZM84 260V261H83ZM87 260V261H86ZM118 260V261H117ZM124 260V261H123ZM201 260H202V262H201ZM11 261H15V263L14 262H11ZM33 261V262H32ZM67 261V260H66ZM71 261V262H70ZM91 261L93 262V263H91ZM98 261V262H97ZM129 261V262H128ZM198 261H200V262H198ZM9 262V263H8ZM27 262V263H26ZM128 262V263H127ZM206 262L204 263V264H206ZM62 263V262H61ZM108 263H104V264H108ZM136 263H137V261H136ZM135 263V264H136ZM63 264V263H62ZM65 264V263H64ZM111 264V263H110ZM115 264V263H114ZM119 264V263H118ZM211 264V263H210Z\"/></svg>",
  "mask_w": 264,
  "mask_h": 264
},
{
  "label": "bare ground",
  "instance_id": "bare-ground-1",
  "mask_svg": "<svg viewBox=\"0 0 264 264\" xmlns=\"http://www.w3.org/2000/svg\"><path fill=\"white\" fill-rule=\"evenodd\" d=\"M0 1L3 2L4 0H3V1L0 0ZM6 1H7V0L4 1L5 4H7V3H11V4H10L11 7H12V6H13V7H16V6H20V7H21L22 4H23L24 2L28 3L27 0H24V2H23V0H9V2H6ZM21 1H22V2H21ZM31 1H32V0H31ZM31 1H30V3H31ZM33 1H35V0H33ZM40 1H41V0H40ZM45 1H46V0H45ZM52 1H53V0H49L48 3L46 4V7L44 6V5H45V4H44V5H43V6H44V9L41 8L42 3H41V2L38 3L39 5L41 4V5H40L41 10H38V11L36 12V14L34 15V17H32L33 19L35 18V19L37 20L36 23H35V25H38V27L36 26V27H37L36 29H38V32L41 33V34H36V35H35V34L33 35V33H34L35 31L32 32V29H31L27 24H25V22H28V21H25V22L22 21V18L26 20V18H24V15H25V14H24V15L22 14V17H21V13H18V12H16V11H13V9H12L13 7H12V8L10 7V8L12 9L11 12H9V11H8L9 8L6 7V8H8V10H7V9L5 10V11L7 12V16H6V17H7V18H6V19H7V20H6V21H7V24H6V22H4V23L6 24V26L4 25V27H2V29L0 30V67H1V68L3 67V68H5V69H7L8 72H10V73H7V74L4 73L5 75L10 74V79L8 78L9 76H4V77H6V79L8 78V80H10V83H11L12 86L10 85V83L8 84V82H7V84L9 85V87H13V90L16 89L15 91H18V92H19V91H22V92H23V94H24V96H23V97H24V98H23V104H25L24 107L26 108V110L28 109L27 111L30 112V113L27 112V111L25 110V108H24L23 111L25 110L24 112H26V113L23 112L24 114H26L25 117H27V115H29V114H30V116L33 115L34 118H32V120L35 119L36 122H37V123H36V124H37V128H34V129H36V131H35V136H32V135H30V134H27V135L25 136V139L22 140L23 138L21 139L18 135H16V136H18V138H19L18 140H21V141L24 142V144H23V146H22L21 148H36V149H37L38 146L40 145L39 148H47V149H48V148L50 147L48 144H50V143L48 142V144H47V142H45V138H46L45 135H46V133H47L48 136H51V137H52V135L55 134V128H56L55 126H56V125H55L54 123H56V122H55L54 120L57 119V118H58V119L61 118V122H62V125H63V128H62V130H63V135H64L63 137H64V138H69V139H70V138L76 139V145H73V146H74V147L77 146V147H76V149H75L74 147H72V149H73V148L75 149V152H74L73 150H72V151L74 152L76 158L78 159L77 162L80 164V173H79V174H80V181H79V182H82V186H81V188H78V189L80 190V192H79V194H78V197H80V199L83 200L82 204L80 203V207H81V209L83 210V215H84V214H87V213L89 212V211H88V210H89V207H88V206H85V205L82 207V205L85 203V201L89 200L90 198H92L93 203L95 202V204H96L97 207H101V204H99V203H101V202H100L101 199L98 201V200H97V197H98V196H95L94 193H95L96 190H101V189H103V188H107L108 185H106V183H104L105 180H104L103 183H94V182H93V179H96V178H92V179H91V177L94 176V175H96V174H100V175L105 176V175L107 174V172H108L107 169H109V162H106V166L104 165L103 167H101V166L97 165L96 162H95V159H96V158L94 159V156H95V155H93V154H95V153H93L94 150H93V151H90L89 149H84V150L82 151L83 143H86V142H85L86 140H89V139H95V138L98 136V132H99V131H98V127H97V125H96L95 127H91V126L89 125V124H94V122L90 123L92 120H91L89 123L86 122L85 117H86V116L88 117V113H89L88 110H87V111H86V109H83V110H82L79 106H77V108L79 107V108L81 109L82 112H78L79 108H78L77 111H75V109L73 110V109L71 108V110H72V111H71L70 108H67V107H66V108H67V112H64L65 109L63 108V106H60V104H59L60 100H59L58 103H57V102L54 103L55 100H54L53 97H52L53 95H52V96H49V95H51L50 93L53 94V92L51 91V88H52V80H51V78H50V75H49L48 72H47V69H48V68H47V64H46V61H47L46 59H47V58L45 57V54H44V52H45L44 47H45V45L47 44V41H48L47 38H48L50 35L47 36V35L44 34V32L47 31L48 29H50V30H52V29L55 30V27H53V26H54V25H53V22L55 21L54 19H55L56 17H59V11H58V13H57V10L55 9V6H54V4H56V3H55V2H52ZM62 1L64 2V0H62ZM62 1H61V3H62ZM76 1H77V0H76ZM76 1H75V2H76ZM91 1H93V0H91ZM97 1H98V0H97ZM101 1H103V0H101ZM120 1H121V0H120ZM120 1H118V2H120ZM122 1H123V5H124V1L126 2V0H122ZM129 1H130V0H129ZM133 1H135V0H133ZM144 1H145V0H144ZM150 1H152V0H149V1H147V2L151 3ZM169 1H170V0H169ZM171 1H174V0H171ZM217 1H218V0H217ZM222 1H223V0H222ZM222 1L220 2V4L222 3ZM260 1H261V0H259L258 2H260ZM1 2H0V3H1ZM35 2H36V1H35ZM35 2H34V3H35ZM37 2H38V1H37ZM50 2H51V3H50ZM59 2H60V0H59ZM69 2H70V1H69ZM71 2H72V0H71ZM84 2H86V0H85ZM88 2H89V1H88ZM95 2H96V1H95ZM95 2H92V3H95ZM114 2L116 3V1H114ZM118 2H117V3H118ZM167 2H168V1H167ZM215 2H216V1H215ZM223 2H224V1H223ZM244 2H245V1H244ZM258 2H257V1H254V0H249V4H247L248 7L245 6V8L247 7L249 13L251 12V14H254V15H253L252 19L250 18V19H251V22H250V24H249V31H248V32L250 33V37H251V39H247V38H246L247 40H250V43H245V44H249V47H248V45H247L248 48L244 49L245 51L248 49L247 51H248L249 55H246V53L244 54L243 52H241L243 55H246V56H244V57H246V58H247V56H250V58H251L252 60H249L251 63H249V62H248V63L251 64V67L253 66V68H252L251 70L255 69V71H256V72H255V71L253 70V71H251V72L257 73V75L254 74V75H255V76H254V75H252L253 73L250 75L249 73H251V72L248 73L247 71H246V72L244 71V72H245V73H244V72H242V69H240V70H241V72L244 73V74H242V73L239 72V71H236V72H238V74H237V73L234 71L235 69H233V73H236L237 75L240 74L239 76H240L241 79H244V78L246 79V77H245V76H246V73L249 74V77L251 76L250 78H247V79H249V82H248V80H246V81L248 82V85H247V86L245 85L246 87H244V88L242 87L243 89H242L238 84H235V83H236V80H235L234 83H233L234 85H231L232 87L234 86V88H237L236 86H238V87L240 88V90H238L239 88L235 89V90H238L237 92H235V95H236V97H239V99H240V96H237V93L241 91V93H238V94H241V99H240V100H241V103L239 102V101H240L239 99H238V100H239L238 103H237V101H235L236 104L238 105V108H236V109H238V110H234V107L232 106V105H233V102H232V104H231V100L233 101V96H234V94H230V96H232V98L229 99L230 96L227 98V95H228V94H226L227 90H226V92H223V90H222V91H221V90L218 91V88H219V89H226L225 87L222 88V84H220V87H219V85H217V84L219 83V82H218V81H219L218 79H217V80H218L217 83L215 82V84L217 85L216 87H213V86H212L213 84H211V87H213V88L210 89V91L212 90V92H209V91H208L210 87H207L208 83L206 84L205 81H204V83H205L204 86H205V87H201V88H203L204 90H207V91H205V92H208L209 95H211V96L213 95L214 99L216 98V101H217L218 103H219V100H217V99H218V98H217V96H218V92H221V93H219V94H221V95L223 96L222 98L229 99L228 102H229V101H230V102L227 103V100H226V103H227V104H231V106L233 107L232 109H230L231 107L229 106L227 112H228L229 110H233L232 113H235V111H239V112H240V113L237 112V118H238L239 114H242V115H243V110H245V111H244V115H245V116L243 115L244 118H245V119H244V120H245L244 126H246L247 124L252 123V122L257 123L258 125L263 123V125H264V17H263L264 14H263L262 16H260L261 14H260V15L255 14L256 11H254V9L258 7V6H257V3H258ZM261 2H263V0H262ZM20 3H21V5H19ZM43 3H44V2H43ZM61 3H60V5L63 6V5H67L68 2H67L66 4H64V3L61 4ZM72 3H74V2H72ZM76 3H79V1L76 2ZM90 3H91V2H89V4H90ZM98 3H99V5H100V2H98ZM101 3H102V2H101ZM108 3L110 4V2H106V0H105V4H103V3H102V4H103V5H108ZM120 3H121V2H120ZM139 3H140V2H139ZM169 3H170V2H169ZM169 3H168V4H169ZM224 3H225V2H224ZM226 3H227V1H226ZM226 3H225V4H226ZM232 3H233V4H232ZM232 3H231V4H232L233 7H234V5H235L236 2H235V3L232 2ZM237 3H238V2H237ZM240 3H243V2L241 1ZM2 4H4V3H2ZM2 4H1V5H2ZM31 4H32V3H31ZM31 4H30V5H31ZM35 4H36V3H35ZM70 4H71V3H70ZM70 4H69V5H70ZM83 4H84V3H83ZM95 4H96V3H95ZM102 4H101V5H102ZM125 4H126V3H125ZM129 4H130V3L126 4V7H127V9H129L128 11L130 12V10L134 8V5H133V8H131L132 6L130 7ZM132 4H135V6H136V3H132ZM228 4H229V2H228ZM28 5H29V4H28ZM28 5H26V6H28ZM33 5H34V4H33ZM33 5H32V6H33ZM86 5H87V3H86ZM86 5H85V6H86ZM96 5H97V4H96ZM111 5H112V4H111ZM127 5H129V7H128ZM137 5H138V3H137ZM140 5H141V4H140ZM221 5H222V7L224 6L223 4H221ZM236 5H237V4H236ZM7 6H9V5L7 4ZM23 6H24V5H23ZM70 6H71V5H70ZM78 6H81V5H78ZM120 6H122V5H120ZM120 6H119V8H120ZM124 6H125V5H124ZM138 6H139V5H138ZM167 6H168V5H167ZM218 6H219V4H217V7H218ZM227 6H228V5H227ZM237 6H238V5H237ZM240 6H243V5H240ZM256 6H257V7H256ZM263 6H264V5H263ZM4 7H5V5H4ZM34 7H35V6H34ZM64 7H66V6H64ZM90 7H91V6H90ZM95 7H96V6H95ZM95 7H94V9H95ZM99 7H100V6H99ZM106 7H107V6H105L104 8H106ZM126 7H124V8H126ZM139 7H140V6H139ZM143 7H144V6H143ZM168 7H171V6H168ZM233 7L231 8L232 10L234 9ZM22 8H23V7H22ZM28 8H29V6H28ZM28 8H27V9H28ZM36 8H37V7H36ZM38 8H39V7H38ZM62 8H63V7H62ZM72 8H73V7H72ZM77 8H78V7H77ZM87 8H89V7L86 6V10H87ZM92 8H93V4H92ZM96 8H98V7H96ZM101 8H103V7L101 6ZM101 8H98V9L101 10ZM115 8H116V7H115ZM122 8H123V6H122ZM122 8H121V9H122ZM124 8H123V10H124ZM135 8H137V7H135ZM208 8H209V7H208ZM236 8H237V7H236ZM236 8H235V10H236ZM242 8H244V7H242ZM261 8H262V6H261ZM0 9H2V12H0V13H2V15H3L4 10H3V8H0ZM4 9H5V8H4ZM11 9H10V10H11ZM23 9H24V8H23ZM33 9H34V8H33ZM66 9H67V8H66ZM74 9H76V7H74ZM94 9H93V10H94ZM109 9H111V8H109ZM112 9H113V8H112ZM169 9H170V8H169ZM209 9H211V8H209ZM216 9H217V8H216ZM218 9H219V8H218ZM237 9H238V8H237ZM72 10H73V9H72ZM80 10H81V9H80ZM90 10H91V9H90ZM90 10H88V11L90 12ZM93 10H91V11H93ZM115 10H117V9H115ZM115 10H114V11H115ZM123 10H121V11L123 12ZM125 10H126V9H125ZM140 10H141V8H139L138 13H139ZM177 10H178V9H177ZM200 10H201V9H200ZM222 10H223V9H222ZM226 10H227L226 12H228V9H226ZM242 10H245V11L247 12L246 9H242ZM263 10H264V9H263ZM24 11H25V12H28V10H27V11L24 10ZM33 11H34V10H33ZM33 11H32V12H33ZM66 11H67V10H66ZM75 11H77V10H75ZM81 11H82V10H81ZM81 11H80V12H81ZM95 11L97 12L96 9H95ZM102 11H103V10H102ZM112 11H113V10H112ZM114 11H113V12H114ZM128 11H127V12H128ZM178 11H179V10H178ZM229 11H230V10H229ZM67 12H68V11H67ZM70 12H71V9H70ZM72 12H73V11H72ZM72 12H71V13H72ZM99 12H101V11H99ZM104 12H106V11H104ZM133 12H135V11H133ZM164 12H165V11H164ZM179 12H181V11H179ZM202 12H203V11H202ZM217 12H218V10H217ZM219 12H220V11H219ZM219 12L217 13V15L219 14ZM230 12H231V11H230ZM237 12L239 13V11H237ZM261 12H263V11H261ZM4 13H5V12H4ZM78 13H79V12H78ZM90 13H91V12H90ZM136 13H137V11H136ZM138 13H137V14H138ZM168 13H169V10H168ZM181 13H182V12H181ZM207 13H208V12H207ZM240 13H241V12H240ZM240 13H239V15H240ZM242 13H243V12H242ZM244 13H245V12H244ZM249 13H248L247 15H249ZM257 13L259 14V10H257ZM33 14H34V13H33ZM64 14L69 16L70 13L68 12V14H67V13H64ZM76 14H77V13H76ZM83 14H85V15H86V14H87V15H90V14H88L87 12L85 13V11H84ZM105 14H106V13H105ZM109 14H110V13H109ZM115 14H117V13L115 12ZM115 14L113 13V16H114ZM128 14H129V13H128ZM130 14H132V12H130ZM139 14H141V12H140ZM172 14H173V13H172ZM179 14H180V13H179ZM179 14H178V15H179ZM215 14H216V13H215ZM4 15H5V14H4ZM28 15H29V14H28ZM91 15H92V14H91ZM96 15H97V14H96ZM96 15H95V16L93 15L94 18L97 17ZM100 15H101V14H99L98 17H99V19L102 20V17H103V16L100 17ZM143 15H144V16H143ZM148 15H149V14H148ZM158 15H159V14H158ZM162 15H163V14H162ZM224 15H226V14H224ZM230 15H231V14H230ZM243 15H244V14H243ZM25 16H26V15H25ZM76 16H78V15H76ZM111 16H112V15H111ZM122 16H124V15H121V18H122L121 21H125L124 19H126V18H130V17H122ZM139 16H140V17L142 16V18L144 19L145 14H142V15H139ZM172 16H173V15H172ZM181 16H182V15H180V17H181ZM187 16H188V15H185V18H184L185 20L187 19V18H186ZM226 16H227V15H226ZM240 16H241V15H240ZM2 17H3V16H2ZM2 17H1V18H2ZM65 17H66V16H64V18H65ZM71 17L74 18L73 16H71ZM91 17H92V16H91ZM104 17H107V15H106V16L104 15ZM109 17H110V16H109ZM115 17H116V16H115ZM136 17H138V15H137ZM242 17L245 19L244 16H242ZM242 17H241V18H242ZM77 18H78V17H77ZM82 18H84V17H82ZM94 18H93V19H94ZM107 18H108V17H107ZM107 18H106V19H107ZM118 18H119V15H118ZM123 18H124V19H123ZM131 18H132V17H131ZM131 18H130V19H131ZM181 18L183 19V17H181ZM188 18H189V17H188ZM227 18H229V17H227ZM247 18H248V17H247ZM27 19H28V18H27ZM29 19H31V17H30ZM66 19H69V17L66 18ZM84 19H85V18H84ZM99 19H98V20H99ZM106 19L104 18V21H105ZM108 19H110V18H108ZM108 19H107V20H108ZM112 19H113V18H112ZM130 19H129V21L131 22ZM135 19H136V18H135ZM149 19H150V18H149ZM169 19H170V18H169ZM217 19H218V18L216 17V20H215L216 22H217ZM64 20H65V19H64ZM73 20H76V19H72V21H73ZM85 20H86V19H85ZM85 20H84V21H85ZM87 20H88V19H87ZM101 20H100V21H101ZM133 20H134V19H133ZM138 20L140 21L139 17H138ZM235 20H236V19H235ZM0 21H1V20H0ZM65 21H66V20H65ZM67 21H68V20H67ZM76 21H77V20H76ZM81 21H82V20H81ZM89 21H90V20H89ZM89 21H88V22H89ZM111 21H114V19L111 20ZM116 21H118V20L116 19ZM116 21H115V23H116ZM121 21H120V23H121ZM127 21H128V20H126V22H127ZM165 21H166V20H165ZM169 21H170V20H169ZM183 21H184V20H183ZM213 21H214V20H213ZM215 21H214V22H215ZM228 21H229V20H228ZM242 21L245 22L243 19H242ZM29 22H30V21H29ZM56 22H58V21H56ZM56 22H55V23H56ZM62 22H63V21H62ZM97 22H98V21H97ZM97 22H96V20H95V24H94L95 26H97V25H96ZM101 22H102V21H101ZM107 22H108V21H107ZM132 22L134 23V21H132ZM136 22H137V21H136ZM144 22H145V20H144ZM147 22H148V21L146 20V23H147ZM149 22H150V24H151V19L149 20ZM149 22H148V23H149ZM166 22H167V21H166ZM180 22H181V21H180ZM189 22H190V21H189ZM216 22H215V24H216ZM223 22H225V21H223ZM233 22H234V21H233ZM55 23H54V24H55ZM75 23H76V22H75ZM81 23H83V22H81ZM84 23H85V22H84ZM103 23H104V22H103ZM112 23H113V22H112ZM115 23H114V24H115ZM117 23H118V22H117ZM122 23H123V22H122ZM142 23H143V22H142ZM170 23H171V22H170ZM170 23H169V24H170ZM205 23H206V22H205ZM240 23H241V22H240ZM31 24H34V22L31 23ZM73 24H74V23H73ZM73 24H72V23H67L66 25L63 24L62 32H60V29H59V27H58V30H59V32H60V33H59V32L57 31V32L59 33V35L57 34L59 37H58V40H56V41H57L56 43H57V45H58L57 47L59 48L58 52H60V51H65V49H67V48H68V49H69V48H72V50L70 51V52H72L74 47H75V49H76L77 47H78V48H81V47H84L86 44H89V42H88V43L85 42L86 40L84 41V42H85V45L83 44V46H82V45L80 44V42H81V41H80V40H81V34H79V30L76 28L78 25L76 24L77 26H76V25L74 26ZM79 24H80V23H79ZM85 24H86V23H85ZM101 24H102V23H101ZM107 24H108V23H107ZM110 24H111V23H110ZM114 24H112V26H115ZM139 24H140V23H139ZM172 24H173V23H172ZM172 24H171V25H172ZM213 24H214V23H213ZM215 24H214V27H215ZM35 25H34V26L31 25V26L35 28ZM55 25H57V24H55ZM60 25H61V24L59 23V26H60ZM86 25H87V24H86ZM86 25H85V26H86ZM88 25H89V23H88ZM90 25H91V24H90ZM102 25H103V24H102ZM102 25H101V27H102ZM104 25H105V24H104ZM121 25H122V24H121ZM135 25H137V24H135ZM144 25H145V24H144ZM183 25H184V23H183ZM218 25H219V24H218ZM222 25H223V23H222ZM224 25H225V24H224ZM235 25H236V24H235ZM242 25H243V24H242ZM245 25H246V24H245ZM83 26H84V25H83ZM99 26H100V25H99ZM107 26H108V25H107ZM178 26H179V24H178ZM228 26H229V25H228ZM56 27H57V26H56ZM90 27H91V28H90ZM90 27H89V28L92 30V26H90ZM103 27H104L103 30H105V29L107 28L106 26H103ZM103 27H102V28H103ZM105 27H106V28H105ZM110 27H111V25H110ZM116 27H117V26H116ZM123 27H124V25H123ZM150 27H151V26H150ZM179 27H180V26H179ZM184 27H185V26H184ZM184 27H183V28H184ZM203 27H204V26H203ZM205 27H206V24H205ZM205 27H204V30H206ZM216 27H218V26H216ZM216 27H215V29H216ZM225 27H226V26H225ZM238 27H239V26H238ZM241 27H242V26H241ZM34 28H33V29H34ZM87 28H88V27H87ZM89 28H88V29H89ZM112 28H113V27H112ZM180 28H182V27H180ZM187 28H188V27H187ZM189 28H190V27H189ZM208 28H209V27H208ZM208 28H207V29H208ZM79 29H81V28H79ZM126 29H127V28H126ZM215 29H214V30H215ZM218 29H219V28H218ZM53 30H52V31H53ZM83 30H84V29L82 28V31H83ZM108 30L110 31V29H108ZM108 30H107V32H109ZM117 30H118V29H117ZM141 30H142V29H141ZM167 30H168V29H167ZM204 30H203V31H204ZM214 30H213V27H212V31H213V32H214ZM236 30H237V29H236ZM238 30H239V29H238ZM247 30H248V29H247ZM55 31H56V30H55ZM55 31H53V32H55ZM80 31H81V30H80ZM82 31H81V32H82ZM98 31H99V30H98ZM113 31H114V30H113ZM128 31H130V30H127V33H130V32H128ZM193 31H194V30H193ZM81 32H80V33H81ZM83 32H84V31H83ZM102 32H103V31H102ZM111 32H112V31H110V33H111ZM136 32H137V31H136ZM155 32H156V31H155ZM181 32H182V31H181ZM181 32H180V33H181ZM183 32H184V31H183ZM201 32H202V31H201ZM233 32H234L233 34H235V31H233ZM36 33H37V32H36ZM87 33H88V32H87ZM90 33H91V32H90ZM90 33H88V34H90ZM93 33H94V32H93ZM96 33H97V32H96ZM114 33H115V32H114ZM114 33H113V34H114ZM117 33H118V32H117ZM156 33H157V32H156ZM194 33H196V32H194ZM204 33H205V31H204ZM206 33H209V32H206ZM206 33H205V34H206ZM211 33H212V32H211ZM214 33H215V32H214ZM224 33H225V32H224ZM51 34H52V33H51ZM97 34H98V33H97ZM104 34H105V36H106V34H107V33H106V30L104 31ZM111 34H112V33H111ZM157 34H158V33H157ZM209 34H210V33H209ZM212 34H213V33H212ZM217 34H218V37H219V34H220V36H222L221 34H223V33H222V32H221V33L218 32ZM37 35H38V36H37ZM52 35H53V34H52ZM54 35H55V33H54ZM54 35H53V36H54ZM91 35H92V34H91ZM98 35H100V34H98ZM101 35H102V34H101ZM101 35H100V36H101ZM130 35H131V33H130ZM137 35H139V34H137ZM190 35H193V34L190 33ZM210 35H211V34H210ZM213 35H214V34H213ZM229 35H230V33H229ZM231 35H232V34H231ZM237 35H238V34H237ZM246 35H247V34H246ZM46 36H47V37H46ZM53 36L51 37V40H53V39L56 37V36H55V37H53ZM84 36H85V35H84ZM84 36L82 35V39H83ZM95 36H96V34H95ZM100 36H99V37H100ZM109 36L113 37V35H109ZM118 36H119V38H120V37H124L125 35H124V36H120V34H119ZM134 36H135V34H134ZM195 36L198 37L197 34H196ZM208 36H209V35H208ZM215 36H216V35H215ZM224 36H225V34H224ZM248 36H249V35H248ZM89 37H90V36H89ZM89 37H88V38H89ZM93 37H94V36H93ZM97 37H98V36H97ZM99 37H98V38H99ZM199 37H200V35H199ZM226 37H227V36H226ZM243 37H244V36H243ZM86 38H87V37H86ZM90 38H91V37H90ZM101 38H103V40L105 41V37H104V36L101 37ZM115 38H116V37H115ZM117 38H118V37H117ZM168 38H169V37H168ZM190 38H191V37H190ZM206 38H207V37H206ZM211 38H212V36H211ZM216 38H217V37H215V39H216ZM222 38H223V36H222ZM84 39H85V37H84ZM84 39H83V40H84ZM106 39H107V38H106ZM108 39H109V41H111L110 38H108ZM112 39H113V38H112ZM121 39H122V38H121ZM121 39H120V41H121ZM196 39H197V38H196ZM199 39H201V38H199ZM244 39H245V38H244ZM95 40H96V39H95ZM99 40H100V39H99ZM118 40H119V39H118ZM171 40H172V39H171ZM213 40H214V38H213ZM216 40L218 41L219 39H216ZM53 41H54V40H53ZM90 41H91V40H90ZM115 41H117V39H116ZM120 41H118V43H119ZM187 41H188V40H187ZM187 41H184V40H183V42H185V43H186ZM198 41H199V40H198ZM198 41H197V42H198ZM208 41H209V40H208ZM208 41H207V42H208ZM223 41H224V40H223ZM50 42H51V41H50ZM58 42H59L60 44H59ZM92 42H93V41H92ZM92 42H90V43H92ZM105 42H106V41H105ZM188 42H190V41H188ZM188 42H187V43H188ZM194 42H196V41H194ZM197 42H196V43H197ZM246 42H247V41H246ZM72 43H74V44H72ZM97 43H98V42H97ZM170 43H171V42H170ZM191 43H192V42H191ZM199 43H200V42H199ZM95 44H96V43H95ZM95 44L93 43V44H91V45L93 46V45H95ZM99 44H100V43H99ZM99 44H98V46H99ZM102 44H103V43H102ZM105 44H106V43H105ZM109 44H110V43H109ZM116 44H117V42H116ZM181 44H182V43H181ZM189 44H190V43H189ZM209 44H211V43H209ZM209 44H207V45H209ZM221 44H222V43H221ZM237 44H238V43H237ZM53 45H54V44H53ZM107 45H108V44H107ZM164 45H165V44H164ZM184 45H185V44H183V47H184ZM187 45H188V44H187ZM205 45H206V43H205ZM205 45H204V46H205ZM224 45H225V44H224ZM50 46H51V45H50ZM87 46H88V45H86L85 47H87ZM89 46H90V44H89ZM95 46H96V45H95ZM142 46H143V45H142ZM142 46L139 47V46H137V45L134 44V45H133V49H132L131 47H128V48H130V49L133 50V56H132V57H133V59H134L135 64H136V62H137L138 64H139V62H141V61H144V62H145V61H147L146 59H148V58H147V57H148V54H147V51L145 50V48L147 49V47L145 46V48L143 49ZM159 46H160V45H159ZM166 46H168V45H166ZM191 46H193V44H192ZM212 46H213V45H212ZM238 46H239V45H238ZM242 46H243V44H242ZM54 47H56V46L54 45ZM104 47H105V45H104ZM143 47H144V46H143ZM160 47H161V46H160ZM162 47H163V46H162ZM193 47H194V46H193ZM193 47H191L192 50H194ZM202 47H203V46H202ZM208 47H209V46H207V48H208ZM235 47L237 48V46H235ZM235 47H234V48H235ZM87 48H89V47H87ZM97 48H98V47H97ZM97 48H96V50H97ZM99 48L101 49V47H99ZM99 48H98V49H99ZM108 48H109V47H108ZM115 48H116V47H115ZM158 48H159V47H158ZM164 48H165V47H164ZM166 48H167V47H166ZM175 48H176V47H175ZM204 48H205V47H204ZM236 48H235V49H236ZM238 48H240V47H238ZM238 48H237V49H238ZM56 49H57V48H56ZM85 49H86V48H85ZM92 49H93V48H92ZM106 49H107V48H106ZM110 49H111V48H110ZM110 49H109V50H110ZM117 49H118V47H117ZM117 49H116V50H117ZM178 49H180V48H178ZM189 49H190V48H189ZM189 49H188V50H189ZM201 49H202V48H201ZM227 49H228V48H227ZM230 49H231V48H230ZM88 50H89V49H88ZM88 50H87V52H88V54H90V52H89L90 50H89V51H88ZM96 50H95V51H96ZM116 50H115V52H117ZM165 50H166V49H165ZM167 50H168V49H167ZM184 50H185V47H184ZM188 50H187V47H186V50H185V54H184V56H187V55H186V53H187L186 51H188ZM192 50H191V51H192ZM195 50H197V49L195 48ZM199 50H200V48H199ZM222 50H223V49H222ZM55 51H57V50H55ZM66 51H67V50H66ZM75 51H76V52H75ZM79 51H80V50H79ZM82 51H83V50H82ZM98 51H99V50H98ZM98 51H97V52H98ZM125 51H126V50H125ZM169 51H170V50H169ZM169 51H167V52H169ZM189 51H190V50H189ZM191 51H190V53H191ZM212 51H214V50H212ZM212 51H211V52H212ZM229 51H230V50H229ZM234 51H235V50H234ZM238 51H239V50H237L236 52H234V53L236 54V56H237V54L240 52V51H239V52H238ZM51 52H52V51H51ZM77 52H78L77 50H74V51L72 52V54H73V53H77ZM104 52H105V51H104ZM109 52H111V54H112L113 50L111 49ZM109 52H108V53H109ZM119 52H120V51H119ZM178 52H179V50H178ZM199 52H200V51H197V54H198V55H199ZM201 52H203V51H201ZM226 52H228V51H225V54H227ZM237 52H238V53H237ZM46 53H48V52L46 51ZM52 53H53V52H52ZM100 53H102V51H101ZM105 53H106V52H105ZM157 53H159V52H157ZM180 53H181V49H180ZM182 53H183V52H182ZM193 53H194V56H193V55H190V54H189V55H190L191 57L193 56L194 58L198 57V55H195L196 52H193ZM220 53H221V52H220ZM248 53H247V54H248ZM49 54H50V53H49ZM53 54L56 55V52H54ZM62 54H63V53H62ZM65 54H66V57H67V55H68L69 53L66 52ZM81 54H82V53H81V51H80V54H79V52H78V54H76V55H78L79 57H80V56L82 57V55H84L85 53H83L82 55H81ZM113 54H114L113 56H116L114 52H113ZM124 54H125V53H124V49H123V52H121V55H120V57H121L122 59L124 58ZM159 54L161 55L162 52L159 53ZM200 54L203 55L202 53H200ZM213 54H214V53H213ZM225 54H224V55H225ZM239 54H240V53H239ZM54 55H52L53 58H54ZM57 55H59V53H58ZM104 55H105V54H104ZM162 55H163V54H162ZM180 55H181V54H180ZM189 55H188L187 57H189ZM224 55H223V56H224ZM240 55H241V54H240ZM243 55L241 56L242 59H243ZM59 56H61V54H60ZM59 56H57V57L60 58ZM62 56H63V55H62ZM74 56H75V55H74ZM84 56H86V55H84ZM99 56H100V54L98 55V57H99ZM108 56H109L108 58H107V56H105V58H107V59H108V62H109V59H111L110 54H109ZM182 56H183V55H182ZM184 56H183V57H184ZM195 56H196V57H195ZM226 56H227V55H226ZM66 57H65V56L63 57V61H64V60L66 61V59H64V58H66ZM72 57H73V55H72ZM75 57L77 58V56H75ZM79 57H78V58H79ZM96 57H97V55H96ZM102 57H103V53H102ZM159 57L161 58V56H159ZM200 57H201V56H199L198 58L201 60ZM209 57H210V56H209ZM212 57H213V56H212ZM220 57H222V54H220V56H218V54H217V57H216V58H217L218 60H217V59H215V60H216L217 62L220 61V60H221V59L219 60ZM224 57H225V56H224ZM238 57H239V56H238ZM238 57H237V59H239ZM68 58H69V57H68ZM68 58H67V61H68ZM99 58L101 59V57H99ZM103 58H104V57H103ZM174 58H175V56H174ZM178 58L181 59V57H179V56H178ZM194 58H192V60H193ZM205 58H206V57H205ZM235 58H236V57H235ZM241 58H240V59H241ZM61 59H62V58H61ZM61 59H60V60H61ZM70 59H71V57H70ZM73 59H74V57H73ZM82 59H84V58L82 57ZM85 59H87V58H85ZM91 59H92V57H91ZM94 59H95V58H94ZM94 59H92L91 61L93 62ZM96 59H98V58H96ZM188 59H189V62H190V59H191V58H188ZM199 59H198V61H199ZM208 59H209V58H208ZM222 59H224V58H222ZM237 59H236V60H237ZM242 59H241V60H242ZM50 60H51V59H50ZM60 60H59V61H60ZM88 60H89V59H88ZM103 60H104V59H103ZM111 60H112V59H111ZM176 60H177V58H176ZM182 60H184V59H181V61H180V60H179V61L182 63ZM196 60H197V59H196ZM202 60H206V59H204V58L202 57ZM211 60H212V59H211ZM231 60H232V59H231ZM241 60H240V62H242ZM244 60H245V59H243V61H244ZM246 60H248V59H246ZM74 61H75V59H74ZM82 61H83V60H82ZM89 61H90V60H89ZM89 61H86V62L84 61V63L86 64L87 69L89 68V70H90V69L92 70V69L95 68V67H94L95 64L91 67V66L87 63V62H89ZM91 61H90V62H91ZM96 61H97V60H96ZM99 61H100V60H99ZM112 61H113V60H112ZM119 61H120V60H119ZM121 61H122V60H121ZM179 61H178V62H179ZM185 61H186V60H185ZM78 62H79V61H78ZM132 62H133V61H132ZM144 62H143V63H144ZM165 62H166V61H165ZM176 62H177V61H176ZM180 62H179V63H180ZM193 62H195V61H193ZM201 62H202V61H199V63H201ZM203 62H204V61H203ZM223 62H224V61H223ZM223 62H222V64L224 65ZM237 62H238V60H237ZM54 63H55V62H54ZM59 63H60V62H59ZM61 63H63V62L61 61ZM66 63H69V62H66ZM74 63H75V62H74ZM80 63H81V61H80ZM93 63H94V62H93ZM101 63H102V62H101ZM101 63L99 64V66L101 65ZM130 63H131V62H130ZM147 63H148V62H147ZM173 63H174V62H173ZM190 63H191V62H190ZM204 63H207V61L204 62ZM212 63H213V62H212ZM214 63H215V64H218V63H216V62H214ZM231 63H232V62H231ZM245 63L247 64V61H245ZM76 64H77V63H76ZM87 64H88L89 66H88ZM90 64H92V63H90ZM96 64H97V63H96ZM105 64H106V63H105ZM105 64H104V66H105ZM109 64H110V63H108L107 65H109ZM112 64L114 65V61H113ZM133 64H134V63H133ZM144 64H145V63H144ZM184 64H185V63H183V66H184ZM187 64H189V63H187ZM187 64H186V65H187ZM207 64H208V63H207ZM57 65H58V64H57ZM57 65H56V66H57ZM62 65H63V64H62ZM68 65H69V64H68ZM68 65H66V66L63 67V68L55 67V65H53V66H52V70H53L56 74H57V72L59 71L61 75H65V77H66V75H67V76L69 75V74H67V73H69V69H71V68L68 67ZM71 65H72V63L70 62V67H73V65H72V66H71ZM74 65H75V64H74ZM164 65H165V64H164ZM176 65H177V64H176ZM176 65L173 64V66H175V67H176ZM186 65H185V66H186ZM209 65L211 66V63H209ZM218 65L220 66V64H218ZM218 65H216V66H218ZM235 65H236V64H235ZM60 66H61V65H60ZM117 66H118V65H117ZM124 66H125V65H124ZM183 66H182V67H183ZM191 66H192V64H191ZM204 66H205V65H204ZM206 66H208V65H206ZM241 66H242V65H241ZM247 66H249V65H247ZM247 66H246V68H247ZM90 67H91V68H90ZM100 67H101V66H100ZM100 67H99V68H100ZM105 67H106V66H105ZM105 67H104L103 69H106V70L109 69V67H106V68H105ZM118 67H119V66H118ZM138 67H139V66H138ZM142 67H143V66H142ZM175 67H174V68H175ZM201 67H202V66H201ZM227 67H228V65H227ZM3 68H2V69H3ZM73 68H74V67H73ZM73 68H72V69H73ZM185 68H187V67H184V69H185ZM205 68H206V67H205ZM205 68H204V69H205ZM209 68H210V67H209ZM234 68H235V66H234ZM236 68H237V67H236ZM238 68H239V67H238ZM242 68H243V66H242ZM13 69H14V72H15V73L12 72ZM84 69H85V68H84ZM87 69H86V70H87ZM103 69H102V70H103ZM115 69H117V68H114V70H115ZM168 69H169V68H168ZM172 69H173V68H172ZM176 69H177V68H176ZM176 69H175V70H176ZM184 69L182 68V70H184ZM189 69H190V67L188 66V69H187L188 71H187L186 69H185V71H181V70H179V71H180L181 73H184V72L188 73V72H189ZM211 69H212V68H211ZM213 69H214V68H213ZM74 70H75V69H74ZM77 70H78V68H77ZM86 70H85L84 72H86ZM106 70H105V71H106ZM120 70H121V69H120ZM129 70H130V69H129ZM170 70H171V68H170ZM173 70H174V69H173ZM194 70H195V69H194ZM207 70H209V69H207ZM214 70H215V69H214ZM221 70L223 71V68H222ZM225 70H226V69H225ZM227 70H228V69H227ZM227 70H226V72H227ZM236 70H237V69H236ZM247 70H248V68H247ZM0 71H1V69H0ZM4 71H5V70H4ZM71 71H72V70H71ZM177 71H178V69H177ZM205 71H206V70H205ZM222 71H221V72H222ZM249 71H250V67H249ZM1 72H2V71H1ZM5 72H6V71H5ZM90 72H91V71H89V73H90ZM98 72L100 73L101 71H98ZM107 72H109V71H107ZM111 72H112V71H111ZM115 72H118V69H117V71H115ZM115 72L113 73L114 75H115ZM214 72H215V71H214ZM230 72H231V74H233L232 71H229V73H230ZM76 73H77V72H76ZM78 73H79V72H78ZM81 73H82V72H80V75L83 74V73H82V74H81ZM89 73H87V74H89ZM95 73H96V72H95ZM95 73H94V74H95ZM105 73H106V72H105ZM118 73H119V72H118ZM133 73H134V72H133ZM195 73H196V74L198 73L197 70H196ZM206 73H208V71H206ZM215 73H216V72H215ZM217 73H218V72H217ZM229 73H228V74H227V73H226V74L224 73V75H222V76H223V79L226 77V78L224 79V80H225V84H224V86L227 85V81H226V79H227L228 77H230ZM4 74H3V75H4ZM23 74H24V75H23ZM72 74H73V72H72ZM74 74H75V72H74ZM84 74H85V73H84ZM100 74H101V73H100ZM110 74H111V73H110ZM110 74L108 75V73H106V75H108V76H107V79H108V77L110 76ZM116 74H117V73H116ZM130 74H132V73H130V72L128 71L127 68H124L123 70H121V75H120V76L130 77V76H129ZM160 74H161V73H160ZM167 74H168V73H167ZM202 74H203V73H202ZM14 75H15V76H14ZM16 75H17L18 79L21 78V81H22V82H23V80H24L25 78L31 79L32 81H34L33 86H30L29 84H26L25 82H24L23 85H20L21 82L19 83V82L17 81L18 79L16 78ZM22 75H23V76H22ZM70 75H71V74H70ZM70 75H69V76H70ZM85 75H86V74H85ZM102 75H103V74H102ZM104 75H105V74H104ZM184 75H185V74H184ZM188 75H189V74H188ZM188 75H187V77L185 76L186 78L184 77V78L186 79L185 81H187V80L189 81V77H190V75H189V76H188ZM197 75H199V74H197ZM217 75H218V74H217ZM225 75H229V76H225ZM241 75H243V77H241ZM244 75H245V76H244ZM0 76H1V75H0ZM21 76H22V77H21ZM69 76H68V77H69ZM73 76H74V75H73ZM111 76H112V74H111ZM138 76H139V75H138ZM142 76H143V75H142ZM181 76H183V75L181 74ZM181 76H180L179 78H181ZM199 76H200V75H199ZM207 76H208V75H207ZM207 76H206V77H207ZM239 76H237V77L235 76L234 78H237V79H238ZM78 77H79V76L77 75V78H78ZM101 77H102V76H101ZM134 77H135V76H134ZM161 77H162V75H161ZM197 77H198V76H197ZM204 77H205V76H204ZM204 77L202 76V78H203L202 80H205ZM231 77H232V75H231ZM231 77H230V81H231V83H232V80H234V78L232 79ZM247 77H248V76H247ZM2 78H3V77L0 78V79H1V80H0V84H1V86H2V83H1L2 80H5V79H2ZM23 78H24V79H23ZM71 78H72V77H71ZM73 78H74V77H73ZM80 78H81V77H80ZM82 78H83V77H82ZM93 78H94V77H93ZM112 78L114 79V77H112ZM112 78H111V79H112ZM120 78H121V77H120ZM177 78H178V77H177ZM177 78H176V79H177ZM184 78L180 79V82H179L180 84H182V83H181V80H184ZM187 78H188V79H187ZM190 78H191V77H190ZM16 79H17V80H16ZM56 79H58V77H57ZM68 79H69V78H68ZM85 79H89V78H85ZM90 79H92V78H90ZM90 79H89V81H90ZM103 79H104V78H103ZM103 79H102L101 81H103ZM162 79H163V78H162ZM223 79H222V80H223ZM231 79H232V80H231ZM93 80H94V79H93ZM95 80H96V79H95ZM99 80H100V79H98V81H99ZM116 80H117V79H116ZM120 80H121V79H120ZM146 80H147V79H146ZM149 80H150V79H149ZM159 80H160V78H159ZM220 80H221V77H220ZM222 80H221V81H222ZM72 81H73V80H72ZM74 81H75V80H74ZM82 81H83V79H82ZM87 81H88V80H87ZM89 81H88V82H89ZM98 81H97V83H98ZM117 81H119V79H118ZM117 81H116V82H117ZM144 81H145V80H144ZM161 81H162V80H161ZM163 81H164V80H163ZM163 81H162V83H163ZM188 81H187V82H188ZM214 81H215V80H214ZM228 81H229V80H228ZM238 81H239V83L241 84L242 81H241L240 79H239ZM240 81H241V82H240ZM79 82H80V80H79ZM79 82H78V83H79ZM84 82H86V80H85ZM84 82H83V83H84ZM92 82H93V81H92ZM99 82H100V81H99ZM139 82H140V81H139ZM146 82H147V81H146ZM157 82H158V81H157ZM191 82H192V81H191ZM207 82H208V77H207ZM210 82H211V81H210ZM243 82H244V81H243ZM243 82H242V84H243ZM247 82H246V83H247ZM67 83H68V82H67ZM78 83H77V84L74 83V84H75V85H78ZM83 83L80 82V84H83ZM93 83H94V82H93ZM114 83H115V82H114ZM114 83H113V85H114ZM120 83H121V82H120ZM149 83H151V82H149ZM155 83H156V82H155ZM158 83H159V82H158ZM183 83H184V81H183ZM185 83H186V82H185ZM189 83H190V81H189ZM189 83H186L187 86H186V84H183V85H180V86L183 87V89L185 90V89H187V88L189 87V86H188ZM201 83H202V81H201ZM204 83H203V84H204ZM221 83H223V81H222ZM231 83L229 82V84H231ZM246 83H245V84H246ZM5 84H6V83H5ZM5 84H4V82H3V86L6 88V85H5ZM68 84H69V83H68ZM70 84H72V83H70ZM74 84H73V86H75ZM80 84H79V85H80ZM84 84H85V83H84ZM86 84L88 85L89 83H86ZM95 84H96V83H95ZM95 84H94V86L92 85V87H96ZM100 84H101V83H100ZM102 84H104V81H103ZM165 84H166V83H165ZM199 84H200V83H199ZM199 84L197 85V82H195V85L199 86ZM203 84H200V85L202 86ZM242 84H241V85H242ZM8 85H7V86H8ZM54 85H55V84H54ZM62 85H63V84H62ZM89 85H91V84H89ZM111 85H112V84H111ZM111 85H110V86H111ZM113 85H112V86H113ZM118 85H119V84H118ZM137 85H138V83H137ZM145 85H146V83H145ZM145 85H144V87H145ZM148 85H149V84H148ZM166 85H167V84H166ZM184 85H185L186 87H184ZM190 85H194V83H193V84H190ZM66 86H67V85H66ZM68 86L71 87V85H68ZM73 86L71 87L72 89L69 87L72 91H74V90H73V88H74ZM83 86H86V85H83ZM102 86H103V85H102ZM105 86H106V84H105ZM156 86H157V85H156ZM242 86H244V84H243ZM4 87H3V91H4V90H9V88L4 89ZM58 87H59V86H58ZM61 87H62V86H61ZM61 87H60V88H61ZM77 87H82V86L80 85V86H77ZM97 87H98V86H97ZM103 87H104V86H103ZM108 87H109V86H108ZM113 87H117V85L115 84ZM139 87H140V86H139ZM178 87H179V84H178ZM228 87H230V85H228ZM228 87H227V88H228ZM65 88H66V87H65ZM83 88L86 89L85 87H83ZM83 88H82V89L79 88V90L82 91ZM118 88H120V90L118 89L119 92H122V91H121V88H122L121 85L118 86ZM137 88H138V87H137ZM137 88H136V89H137ZM194 88H195V86H194ZM196 88H197V87H196ZM198 88H200V87H198ZM205 88H208V89H205ZM214 88H215V89L217 88V89L215 90ZM11 89H12V88H11ZM52 89H53V88H52ZM105 89H106V87H105ZM105 89H104V91H105ZM113 89H114V88H113ZM147 89H148V88H146V90H147ZM149 89H150V88H149ZM213 89L215 90V92H216L215 94H216L217 96L213 94V93H214V90H213ZM231 89H233V88H229L228 90H231ZM241 89H242V90H241ZM0 90H2V89H0ZM13 90H12V91H13ZM54 90H55V86H54ZM54 90H53V91H54ZM63 90H64V89H63ZM77 90H78V89H77ZM79 90H78V91H79ZM93 90H94V89H93ZM96 90H98V89H96ZM114 90H117V89H114ZM122 90H123V88H122ZM160 90L162 91V89H160ZM199 90H200V89H199ZM233 90H234V89H233ZM233 90H232L231 92H233ZM50 91H51V92H50ZM69 91H70V90H69ZM80 91L78 92V94L80 93ZM85 91H86V90H85ZM88 91H89V90H88ZM94 91H95V90H94ZM98 91H99V90H98ZM98 91H97L95 94H93V95L98 94ZM106 91H107V90H106ZM109 91H110V89H109ZM124 91H125V90H124ZM124 91H123V94L127 95L126 91H125V92H124ZM137 91H138V90H137ZM179 91L181 92L182 89H180ZM192 91H193V90H191V93H192L193 95H194V94L196 95V93H193ZM195 91H196V92H199L198 90H195ZM195 91H194V92H195ZM5 92H6V91H5ZM9 92H10V91H8V93H9ZM22 92H20V93H21L20 95H23ZM54 92H55V91H54ZM63 92H64V91H63ZM75 92H76V91H75ZM90 92H91V91H90ZM117 92H118V91H116V93H117ZM133 92H134V90H133ZM133 92H132V93H133ZM146 92H147V91H146ZM164 92H165V91H163V93H164ZM175 92H176V91H175ZM187 92H189V90L185 91V94H186ZM8 93H5V94L8 96ZM65 93H66V92H65ZM65 93H64V94H65ZM69 93H70V92H69ZM84 93H85V92H84ZM87 93H88V92H87ZM87 93H85V94H87ZM102 93H103V92H101L100 94L102 95ZM107 93H109V92L107 91ZM107 93H106V94H107ZM116 93H114V94H116ZM132 93H131V94H132ZM141 93H142V92H141ZM141 93H140V94H141ZM143 93H144V92H143ZM163 93H162V94H163ZM165 93H166V92H165ZM165 93H164V94H165ZM201 93H202V92H201ZM210 93H211V94H210ZM222 93H223L224 95H223ZM11 94H12V93H11ZM16 94H17V93H16ZM16 94H15V96H17V97L20 96V95H18L19 93H18L17 95H16ZM75 94H76V93H74V95H75ZM103 94H104V93H103ZM109 94H111V93H109ZM109 94H108L107 96H110ZM114 94H112L113 97H114ZM117 94H119V93H117ZM123 94H122V95H123ZM167 94H168V92H167ZM192 94H190V95L192 96ZM206 94H207V93H206ZM0 95H1V94H0ZM90 95H92V94H89V96H90ZM98 95H99V94H98ZM129 95H130V94H128V96H129ZM132 95H133V94H132ZM135 95H136V92H135ZM151 95H153V94H151ZM158 95H159V94H158ZM204 95H205V94H204ZM221 95H220V96H221ZM7 96H5V95L2 96V95H1V98H3V101H4V102L1 101V103H2V102H3V103H5V102L7 103V102L9 101L8 98H10V97H12V98H11L12 101L15 99V98H14V97H15L14 95H13V96H12V95H11V96L9 95L8 97H7ZM70 96H73V94H71ZM78 96H79V95H78ZM80 96H81V95H80ZM82 96H85V95L82 94ZM82 96H81V98H80L81 100L83 99ZM104 96H105V98L107 97L106 95H104ZM116 96H118V95H115V97H116ZM128 96H127V97H128ZM138 96H139V94H138ZM165 96H166V95H165ZM169 96H170V95H169ZM169 96H167L166 98H168ZM176 96H178V95H176ZM188 96H189V95H188ZM188 96H187V98H188ZM191 96H190V97H191ZM211 96H210V98L213 99V97H211ZM225 96H226V97H225ZM86 97H88V96H86ZM92 97L95 98V96H91V98L89 97V98L86 99V100L92 99ZM99 97H100V95H99ZM102 97H103V95H102ZM102 97H101V98H102ZM115 97H114V98H115ZM118 97H121V95L118 96ZM118 97H116L115 99H117ZM124 97H125V96H124ZM133 97H134V95H133ZM160 97H163V96H160ZM194 97H195V96H194ZM194 97H193V98H194ZM196 97H197V96H196ZM196 97H195V98H196ZM205 97H206V95H205ZM236 97L234 96V100H235ZM19 98H20V97H19ZM19 98L15 99V101H16V100H17V101H20L22 97L20 98V100H19ZM67 98H68V97H67ZM84 98H85V97H84ZM114 98H112V99H114ZM145 98H146V97H145ZM180 98L183 99L182 96H180ZM180 98H179V100H177L178 98H177L176 100H177V101H180V100H181ZM191 98H192V97H191ZM195 98H194V100H195ZM210 98H209V96L207 97V99H210ZM222 98H221V99H222ZM69 99H70V98H69ZM76 99L78 100V98H76ZM108 99H109V98H108ZM112 99H110V100H112ZM122 99H123V98H121V100H122ZM128 99H129V98H128ZM128 99H126V100H128ZM134 99H135V98H134ZM139 99H140V97H139ZM142 99H143V98H142ZM189 99H190V98H189ZM0 100H2V99H0ZM98 100H99V99H98V97H97V101H98ZM100 100H102L101 103L104 102V98H103V99H100ZM105 100H106V99H105ZM110 100H109L108 102L111 104L112 102H111ZM117 100H118V99H117ZM117 100H112V101H114V102H118ZM173 100H174V99H173ZM173 100H172V101H173ZM15 101L13 102V103H14L13 107L15 106L14 108L16 109V108L18 107V105H19V102L17 103V102H15ZM90 101H91V100H90ZM123 101H124V99H123ZM151 101H152V100H151ZM151 101H150V102H151ZM162 101H163V100H162ZM167 101H168V100H167ZM167 101H166V102H167ZM172 101H171V104H172ZM196 101H197V100H196ZM73 102H74V101H73ZM75 102H76V101H75ZM75 102H74V103H75ZM81 102H84V101H81ZM95 102H96V101H95ZM98 102H99V101H98ZM98 102H97V104H98V106H100L101 103H98ZM119 102H120V103H119V104L117 103V105L122 104V103H121L122 101L119 100ZM125 102H126V101H125ZM128 102L130 103V101H128ZM138 102H139V101H138ZM157 102H158V101H157ZM159 102H160V101H159ZM166 102H165V103H166ZM173 102H175V100H174ZM204 102H205V101H204ZM212 102H213V101H212ZM235 102H234V104H235ZM3 103H2V104H3ZM20 103H21V102H20ZM69 103H70V102H69ZM74 103L71 102V105H72L71 107L74 106V105H73ZM79 103H80V101H79ZM89 103H90V102H87L88 106H89ZM106 103H107V100L103 103V105L106 104ZM131 103H132V102H131ZM145 103H146V102H145ZM163 103H164V101H163ZM215 103H216V102H215ZM218 103H216V104H217V105H216L217 107H216V106H215V107L219 109V106H218V105L221 106V104H218ZM226 103H225V104H226ZM2 104H0V106H2ZM17 104H18V105H17ZM21 104H22V103H21ZM21 104H20V105H21ZM62 104H63V103H62ZM110 104H109V107H110ZM115 104H116V103H115ZM126 104H127V105H125L126 113H129L128 115H130V117L133 116V114H135V116H136V113L138 114V112H139V110H137L138 107L135 106V107H137V109H136L135 107H132L134 110L136 109V112H135V111H132L131 106L128 105V103H126ZM166 104H167V103H166ZM166 104H164V106H166ZM168 104H169V103H168ZM168 104H167V105H168ZM171 104H170V107L172 106ZM203 104H204V103H203L201 100H199V99H198L197 102H195V101H193V100H187V102H182V103L179 104V110H180L179 112H180L181 115H182V119H183V122H184L185 126H186L188 129H190V132H191L192 134H194V136L196 137V139H194V140H190V143H188V142H189V140H188V139H189V136L191 137V135L189 134V132L186 133V134H187V137H188V139H187L188 141H187L186 143H184V144H186V145L189 144V145H190L191 143H192V144L194 143L193 141H195V143H194L193 145H196V142H199L200 145H199L198 143H197V144H198L199 147H201V144H202V147H201V148H199V147L196 145L198 148H193V147H192V149H190V148L187 146L188 149L190 150L189 152H191V150H192V156L195 158V162H194V160L192 159L191 161L193 162V164L190 163V162H189V159H191L192 157H191V156H190V157L188 156L189 153H187V154H185V155L180 154V153L178 152V151H180V150H178L177 148H174V150L176 149V150H178V151L173 152V153H175V154H172V155H171L172 152L170 151V150H171L170 147H168V149H167V148L165 149V150H169V152H170V156H171V157H173L174 155H177V153L180 154L177 158H175V159L177 160V161H175V163H174V160H173L172 158L169 157V155H168V158L165 157V156L167 155L165 152H164L165 154H163L164 156H163V155H162V156H161V155L159 156V159L161 158V159H160L161 161H163L162 159H163V157H164V158H167V160L170 158L169 161H167V160L165 159V161L168 162V164H170V160H171V159H172V162L174 163V164H171V166H168V164H167L165 161L163 162L164 164H167V166L169 167V174H170V176H172V177L176 180V187H175V188L172 187V186H170V187H169V186H166V187H168V189H167L168 192H167V193L170 194V195H169V200L172 199V200H171L172 202H168L169 200H168V198H166V195H165L162 191H160V190L157 188L156 184H155V183H156L155 181L157 180V182H158L159 184L162 183V185L160 184V186H163V185H164V183L162 182V179H161V174H162L163 172H165L166 169L163 170V172H162V171L160 172L159 170H160L161 167L159 168L158 166H161V165H157V167H154L153 165H150L151 162L154 163V161H155L154 158H152V160L150 159V161L147 160V162L149 163V164H147V165H148V166H147V165H146V160H145V163H144V162L142 161V160H144V159H142V160H136L137 158L133 159L132 156H131V158H132L133 160L129 162V165H130L131 169L133 170V172L135 173V174H133V175H134V176L136 175V177H137L139 180L144 181V183H145V185H146V186H145V188H146V192L148 193V195L151 197V200H152V204H151V212H152L153 214H155V218H156V221H157L158 224H159V227H158L157 230H156V228H155V231H156V232H155L154 230H152L151 233H150V234H152V232H153V233L155 232V233H154V234H155L154 239H153V238H151V239H152V240H156V243L153 245V250L150 249V251L152 250V252H151V254H150V253H148L149 251H146V249H147V248L149 249L150 246L146 248V245H147V243H149V245H151V247H152V244H151L152 241L150 242L149 240H144V239H143V236L141 235L142 232H138V231H137L138 233H135L136 230H135V232L133 231V232H134L133 234L135 235V234H139V233H140L139 235H141L143 241L138 242V241H140L141 237L139 238L138 241L135 239V237H136V236L139 237V235H135V237L131 235V238L133 237L134 242H133V241H130V240L128 241V239H130V237H129V236L127 237V234H126V233H125L126 235L124 234L125 236L122 235V233H121V235H119L121 231L118 232V230H117V228H116L117 225H118V223H117V225L114 226V228H116V231L113 230L114 228H113V229L111 228V227H113V226L111 225L112 223H114L113 221H115V223H116V221H117L118 218H117L116 220L113 219L112 222H111V219H112V218L109 217V215H108V217H109L108 219H109V221H110L109 224L111 223V224H110L111 227H109V225H108V227L111 228V229L113 230V234H112V235L115 234V236H116V235H117L116 233L118 232V236H119V237L121 236V237H120L121 239L124 237L123 241H122V240H119V241L125 243V238H127V239H126L127 241H126L125 244H129V243H130V244L133 245V243H135V244L137 245V246L135 245V246L132 247V246L129 244L128 246L131 247V248H130V251H129V247L127 248V245H125V247H126L127 250L129 251L128 254H127V253H126L127 250L124 252V250L121 249V247H119V243H120V242H119L118 244L115 243V244H117V247H119V248L121 249V251L123 250V252H122L123 255H124V253H126L127 255H129V257L126 255L127 257H126V259L124 258V260H129V259H130V262H132V261L134 262V261H135V263H136V261H137L136 264H138V260H139V259L137 258L138 260H135L136 257H134V256H135V255L137 254V252L139 251V249H140V247H141V243L144 242V241H145V242L147 241L146 243H142V246H143V244H145V249H143L145 252H144V253L142 252V253H143V255L146 256V259L148 258V256H147L148 254H150V257L148 258L147 261L144 260V264H180L179 262H176V259H177V258H176V255H172V256H170V254H169V253H171L170 251H172V249H175V248H171V250L169 249L170 247H173V245H174V243L172 242L171 239H177L179 235H180V236H183V235L185 236V235H186V233H185L183 230H179V232L177 231V225H176V219L178 218L177 216H181V218H183V219H185L186 221H188V222L194 227V229H193V227H192V230H193V231H195V232H196V231H199L198 228L195 227V226L193 225V224H194L193 221H194V219L197 218L198 214L196 213V216H195V211H194V216H195L196 218H195L194 216H191V217H194V218H193V221L187 216V214H188V210L190 209V199H191V200L193 199L194 196H192V195L194 194V193H193L194 191L192 190V191H193V192H191L192 195H188L187 197H188L189 199H187V197H186V194H187V190H186V188H187V187H190L193 183L201 182V183H204V184H205V183L208 181V178L204 177V176H205V175H204V172H203V175H204V176L202 175V171H203V169H202V171H201V168H202V165H203V164H206V167H205V165H204V167H205L206 169H207V168H211V169H212L211 172L215 175L216 180H219V181H220V180H221V176H222V175H220V174H221V170L218 169V167H219L220 165H218V162L216 161V160L219 159V158L215 159V156H217V154H219V150H218V153H215V149H214L215 147H214L213 142H212L213 139L211 140L209 137H206L207 133L205 134L204 131H200V132L203 133V135H202V134L199 132V130H197V129L195 128V126H193V124H192L193 121H194V124L196 123V121L193 120L192 117L197 118V119H198V120L196 119L197 122L200 121V122H202V123L207 124L208 116H207V114H205V113L203 112V110H202V109H204L205 111H207V109H206L207 106H204V108H203ZM208 104H209V102H208ZM211 104H213V103H211ZM240 104L242 105V107H243V105H244V107H245L242 111L239 110V109L242 108V107L240 106ZM8 105H9L8 107H10V103H8ZM20 105H19V107H20ZM67 105H68V104H67ZM67 105H66V106H67ZM78 105H79V104H78ZM107 105H108V104H107ZM113 105H114V103H113ZM136 105H137V103H136ZM138 105H139V104H138ZM146 105H147V104H146ZM146 105H145V107H146ZM205 105H206V104H205ZM209 105H210V104H209ZM4 106L6 107L7 104L2 106V107H3V108H2L3 110H2V112H1L0 114L3 113V115H5V117H4L3 119H2V116L0 117L2 121H3L5 118L7 119V118L9 117V116L7 115V113L4 114V112L7 110V108H6V110L4 111ZM82 106H83V105H82ZM96 106H97V105H96ZM98 106H97V107H98ZM111 106H112V104H111ZM127 106H130V107L128 108V110H127V108H126ZM164 106H163V107H164ZM254 106H255L257 109H254V108H253ZM13 107H12V108H13ZM19 107H18V108H19ZM68 107H69V106H68ZM91 107H93V105H92ZM101 107H102V105L99 107V110H101ZM106 107H107V106H106ZM109 107H108V108H109ZM112 107H113V106H112ZM112 107H111V109H112ZM120 107H123V108H124V103H123V105H120ZM149 107H150V106H149ZM177 107H178V106H177ZM209 107H210V106H209ZM236 107H237V106H236ZM240 107H241V108H240ZM0 108H1V107H0ZM21 108H23L22 105H21ZM62 108H63L64 110H63ZM73 108H76V106L73 107ZM89 108H90V107H89ZM104 108H105V105H104L103 109H104ZM108 108H107V109H108ZM117 108H118V106H117ZM117 108H116V105H115V110H116ZM161 108H162V105H161ZM164 108L167 109L168 111L172 112L171 110L168 109V106H166V107H164ZM211 108H214V107H211ZM211 108H210V109H211ZM15 109H14V110H15ZM91 109H92V108H91ZM91 109H89V110H91ZM93 109H95V108L93 107ZM103 109H102V110H103ZM107 109H104V110H107ZM113 109H114V108H113ZM113 109H112V110H113ZM121 109H122V108H121ZM149 109H150V108H149ZM165 109H164V110H165ZM210 109H209V115L213 117L215 112L213 113L212 109H211V110H210ZM0 110H1V109H0ZM9 110H10V111L12 110L11 107H10ZM14 110H12L11 112H15L16 110H20V109H16L15 111H14ZM115 110H113V112H111V114L114 113ZM118 110H119V108H118ZM144 110H146V109L144 108ZM154 110H155V109H154ZM157 110H158V109H157ZM172 110H173V109H172ZM213 110L216 111V109H213ZM21 111H22V110H21ZM95 111H96V110H95ZM108 111H111V110L108 109ZM116 111H117V110H116ZM116 111H115V112H116ZM162 111H163V108L161 109V112H162ZM8 112H9V111H8ZM18 112H20V111H18ZM96 112H97V111H96ZM103 112H104V111H102V113H103ZM117 112H119V111H117ZM123 112H124V110H123ZM132 112H134V113L132 114ZM143 112L146 113L147 111H146V112L143 111ZM143 112H142V113H143ZM150 112H151V111H150ZM155 112H156V111H155ZM166 112H167V111H165V113H166ZM216 112H217V111H216ZM221 112H222V110H221ZM20 113H21V112H20ZM20 113H19V114H20ZM23 113H22V114H23ZM28 113H29V114H28ZM99 113H100V112H99ZM126 113L123 114V115H126V116L128 117V115H127ZM130 113H131V114H130ZM157 113H158V112H157ZM172 113H173V112H172ZM210 113H211V114H210ZM230 113H231V112H229V113L226 114V115L229 116ZM232 113H231V114H232ZM238 113H239V114H238ZM9 114H10V113H9ZM12 114H13V113H12ZM91 114H92V113H91ZM95 114H97V113H95ZM100 114H101V113H100ZM114 114H115V113H114ZM120 114H121V112H120ZM159 114H160V116L162 115V113H159ZM6 115H7V117H6ZM121 115H122V114H121ZM145 115H146V114H145ZM147 115H148V112H147ZM150 115H151V114H150ZM150 115H149V116H150ZM219 115H221V114H219ZM226 115H224V113H223V114H222V117H223V116H224V117H223V118L221 117L220 120L217 119V120H219L218 122H219L220 124H221L223 121L226 120V119L224 120V118H225ZM233 115H234V114H232V116H233ZM21 116L24 117V115H21ZM33 116H31V117H33ZM100 116H102V114H101ZM135 116H134V117H131V118H135ZM160 116H158V117H160ZM171 116H173V114H172ZM227 116H226V117H227ZM230 116H231V115H230ZM243 116H241V117H243ZM12 117H13V115L10 116V119H9L8 121H10V120L12 119ZM15 117H16V115H15ZM31 117H30V118H31ZM51 117L53 118L52 120H53L54 123H52V122H51V123H47V122L50 120ZM92 117H94V119L91 118V119H93V121H94V120H95V116H92ZM106 117H107V116H106ZM130 117H129V118H130ZM140 117H141V116H140ZM140 117H138V118L136 117V120L139 119ZM158 117H157V118H158ZM212 117H211V119H212ZM20 118H21V117H20ZM101 118H102V117H101ZM101 118L99 119V122H98V123H100V126H99L100 130H101V128H102L103 126H104V127L107 126V125H106V126L104 125V124H105V123H104V120H103V119L101 120ZM108 118H109V117H108ZM146 118H147V117H146ZM195 118H194V119H195ZM239 118H240V117H239ZM15 119H16V118H15ZM21 119L24 120L23 118H21ZM25 119H27V118H25ZM112 119H113V118H112ZM123 119H124V118H123ZM123 119H122V120H123ZM125 119H126V118H125ZM127 119H128V118H127ZM140 119H142V120H141V121H138V120H137L136 123L139 122V124H140V123H143V122L145 121L144 118H140ZM140 119H139V120H140ZM171 119H172V117H171ZM19 120H20V119H19ZM22 120H21V121H22ZM35 120H34L33 122H35ZM109 120H110V119H109ZM158 120H159V119H158ZM158 120H156V118H155V120L153 119V127H154V128L158 127V126H157V124H158ZM164 120H165V118H164ZM191 120H193V121H191ZM217 120H216V118H215V120L213 119V123H214V121H217ZM234 120H235V119H232V121L226 120V121H229V122L231 123V124H226V126H227V125H233ZM241 120H242V119H241ZM15 121H16V120H15ZM25 121H26V120H24L23 123H25ZM28 121H29V119H28ZM100 121H101V122H100ZM105 121H106V120H105ZM111 121H112V120H111ZM116 121H117V119L115 120V122H116ZM123 121H124V120H123ZM142 121H143V122H142ZM166 121H167V119H166ZM166 121H164L165 124H166L165 127L167 126V124H168V126L170 125V124H169V120H168V123H167ZM211 121H212V120H211ZM220 121H221V122H220ZM33 122L31 123V125L35 124V123H33ZM95 122H96V120H95ZM128 122H129V119H128ZM128 122H127L126 124L131 126V123L128 124ZM131 122H132V121H131ZM146 122H147V121H146ZM146 122H145V123H146ZM200 122H198V123L196 124V125H198V126H196L198 129H200V127H202L201 125H203L202 123L199 124ZM235 122H236V124H237L238 121H235ZM7 123H8V122H7ZM7 123H6V124H7ZM10 123H11V121L9 122V125H12V124L14 123V121H13L11 124H10ZM20 123H21V122H18L17 125H19V126L22 125V124H20ZM101 123H102V127H101ZM109 123H110V122H109ZM109 123H108V124H109ZM134 123H135V122H134ZM136 123L133 124L134 126L132 127V128H134L135 126L137 127V128H136V127L134 128V131H136V132L134 133V131H133V133H134L135 135H136V133H137V134L139 133V132H138V131H139L138 128L143 127V125H142L141 127H138ZM145 123H144V124H145ZM0 124H2V123H0ZM15 124H16V123H15ZM126 124H125V126H126ZM7 125H8V124H7ZM17 125H15V126H17ZM23 125H26V123L23 124ZM71 125H72V126H71ZM113 125L115 126V124H113V123H112V124H109L110 128L112 127L111 130L114 129ZM116 125H118V124H116ZM120 125H121V123H120ZM159 125H160V124H159ZM199 125H200V126H199ZM249 125H250V124H249ZM249 125L246 126V127H250ZM258 125H257V126H258ZM12 126H14V125H12ZM19 126H18V128H19ZM29 126H30V125H29ZM35 126H36V125H35ZM35 126H34V127H35ZM125 126H123V127H125ZM168 126H167V128H168ZM215 126H216V125H215ZM226 126H225V127H226ZM257 126H255V127H257ZM260 126H261V125H260ZM1 127H2V126H0V132H1V130L3 131V129H1ZM23 127H25V126H22V128H20V129H23V130H24V129H25V130L27 129V128H23ZM30 127H31V126H30ZM104 127L102 128V130L104 129ZM115 127H116V126H115ZM121 127H122V126H121ZM121 127H120V128H121ZM123 127H122V128H123ZM160 127H161V126H160ZM169 127H170V126H169ZM203 127H204V125H203ZM203 127H202V128H203ZM220 127H221V126H220ZM225 127H222V128H225ZM258 127H259V126H258ZM258 127H257V128H258ZM9 128H10V127H9ZM15 128L18 130L17 127H15ZM107 128H108V126H107ZM110 128H108L109 131H110ZM117 128H118V126H117ZM117 128H116V129H117ZM125 128H126V130H128V129H129V126H126ZM146 128H148V127H146ZM215 128H216V127H215ZM217 128H218V127H217ZM217 128H216V129H217ZM259 128H260V127H259ZM12 129H13V128H12ZM28 129H29V128H28ZM108 129H107V131H108ZM123 129H124V128H123ZM135 129H136V130H135ZM137 129H138V130H137ZM143 129H144V128H143ZM148 129H149V128H148ZM152 129H153V128H152ZM218 129H221V128H218ZM249 129H251V127L248 128V130H249ZM8 130H9V129H8ZM114 130H115V129H114ZM114 130H113V131H114ZM121 130H122V129H121ZM124 130H125V129H124ZM131 130H132V129H131ZM211 130H212V129H211ZM245 130H246V129H245ZM256 130H257V129H256ZM13 131H14V130H13ZM13 131H12V133H13ZM31 131H33V130L31 129ZM31 131H30V132H31ZM159 131H160V130H159ZM165 131H166V130H165ZM167 131H168V130H167ZM212 131H213V130H212ZM212 131H211V132H212ZM237 131H238V130H237ZM239 131H240V130H239ZM60 132H61V131H60ZM115 132H116V131H115ZM115 132L112 133V131H110V135H107V136H110V137H111L112 134H113L112 136H114L115 134L118 136L119 134H117V133H118L119 131H117V133H115ZM122 132H123V131H122ZM125 132H126V131H125ZM131 132H132V131H131ZM131 132H130V133H131ZM147 132H148V131L145 130V133H143V134H147ZM150 132H151V131H150ZM160 132H161V131H160ZM249 132H252V131L250 130ZM254 132H255V131H254ZM254 132H253V133H254ZM23 133H24V132H23ZM111 133H112V134H111ZM114 133H115V134H114ZM120 133H121V132H120ZM123 133H124V132H123ZM133 133H132V134H133ZM148 133H149V132H148ZM213 133H214V132H213ZM215 133H216V132H215ZM238 133H239V132H238ZM247 133H248V131H247ZM255 133H257V131H256ZM8 134H9V132H8ZM15 134H16V133H13V135H11V136L13 137V136H15ZM101 134H103V133H101ZM125 134L127 135V132H126ZM134 134H133V135H134ZM164 134H165V133H164ZM186 134H185V137H186ZM188 134H189V136H188ZM138 135H139V134H138ZM179 135H180V134H179ZM183 135H184V134H183ZM4 136H5V135L1 136V138H4ZM128 136H130V135H128ZM165 136H167V135H165ZM165 136H164V137H165ZM215 136H216V135H215ZM233 136H235V135H233ZM12 137H11V138H12ZM110 137H109V138H110ZM118 137H119V136H118ZM120 137H122V134H121ZM131 137L133 138V136H131ZM176 137H179V136H176ZM185 137H184V138H185ZM205 137H206V138H205ZM211 137H212V136H211ZM5 138L8 139V140L10 141L9 138H7V137H5ZM16 138H17V137H16ZM16 138H15V139H16ZM109 138H108V139H109ZM116 138H117V137H116ZM123 138H124V137H123ZM135 138L138 139L137 135L135 136ZM144 138H145V136L143 137V139H144ZM184 138H183V141L185 140ZM217 138H220L219 141H221V142L223 141V139H222L223 137H221L220 135H218ZM224 138H225V137H224ZM112 139H113V138H112ZM112 139H111V141H112ZM114 139H115V138H114ZM114 139H113V146H111V144H110V148H102V150H103L104 153H106L105 151H108V149H111V148H112L113 151H114V149H115V147H114V141H116V140H114ZM121 139H122V138L118 139V140L115 142V143H116L115 145H118L117 148L119 147V143H118V141L122 142L121 144H123V140L121 141ZM124 139H125L124 141H126V138H124ZM146 139H147V136H146ZM146 139H145V140H146ZM154 139H157V138L155 137ZM154 139H153V140H154ZM176 139H177V138H176ZM234 139H235V138H234ZM234 139H233V140H234ZM252 139H253V138H252ZM257 139H258V138H257ZM3 140H5V139H3ZM12 140H14V138H13ZM12 140H11V145H12V143H13ZM54 140H55V138H54ZM56 140H57V139H56ZM127 140H128V139H127ZM169 140H170V139H169ZM196 140H197V141H196ZM0 141H1V140H0ZM5 141H7V140H5ZM5 141H4V142H5ZM9 141H8V142H9ZM16 141H17V140H16ZM63 141H64V140H63ZM68 141H69V140H68ZM71 141H73V140H71ZM102 141H103V140H102ZM109 141H110V139L108 140V142H109ZM130 141H132V142H131V145H130V146H132V145H133V144H132L133 141H135L134 143H136L137 140H136V139H134V140H133V139H132V140L130 139ZM130 141H129V142H130ZM141 141H142V140L140 139V142H141ZM213 141H214V140H213ZM227 141H229V140H227ZM8 142H6V143H8ZM23 142H22V143H23ZM66 142H67V141H66ZM66 142H64V143H66ZM147 142H148V145H151V147H152V152H153V151H154V150H153V149H154L153 145H155V143L152 145V144H149L150 141H147ZM163 142H164V141H163ZM165 142H166V140H165ZM221 142H220V143H221ZM223 142H225V139H224ZM0 143H1V142H0ZM57 143L59 144L60 148H61V147H62V148H65L66 146H68V145L65 144L66 146L64 147V143H63V146H62V143L60 144L59 141H58ZM68 143H69V142H68ZM110 143H111V142H110ZM167 143H168V142H167ZM261 143L264 144V132H263V135H262V142H261ZM4 144H5V143H4ZM46 144H47V146H49V147H46ZM70 144H71V143H70ZM73 144H74V143H73ZM96 144H98V143H96ZM125 144H126V143H125ZM138 144H139V143H138ZM161 144H162V143H161ZM163 144H164V143H163ZM165 144H166V143H165ZM168 144H169V143H168ZM171 144H172V143H171ZM252 144H254V143H252ZM13 145H14V143H13ZM13 145H12V146H13ZM15 145H16V144H15ZM52 145H54V143H53ZM123 145H124V144H123ZM123 145H122V147L125 148V147H124L125 145H124V146H123ZM139 145H141V146L143 145L142 148L145 149L144 147H145L146 145H144V141H142L141 144H139ZM139 145H136V144H135V146H139ZM166 145H167V144H166ZM166 145H165V146H166ZM181 145H182V143H181ZM181 145H180V146H181ZM223 145H225V143H223ZM223 145H222V146H223ZM254 145H255V144H254ZM69 146H70V145H69ZM133 146H134V145H133ZM161 146L165 147L164 145H161ZM167 146H168V145H167ZM167 146H166V147H167ZM169 146H170V145H169ZM196 146H195V147H196ZM51 147H52V146H51ZM113 147H114V148H113ZM120 147H121V145H120ZM120 147L118 148L119 151L124 150V149H122V147H121V149H120ZM263 147H264V146H263ZM11 148H12V147H11ZM13 148H15V147H13ZM52 148H55V145H54V147H52ZM52 148H51V149H52ZM56 148L59 149V147H56ZM62 148H61V151H62ZM117 148H116V149H117ZM134 148L136 149V148H138V147H134ZM142 148L139 147V149H141V150H138V151H141V152H139V153H140L139 156L143 153V152H142V151H143ZM250 148H251L250 151H249V152L251 153L250 155H251V156H252L253 154L255 155V156L253 155L252 158H251V156H250V158L253 159L255 163H257V161L260 160V159L263 160V161H261V160L259 161V162H260V163H259L260 166H258V163H257V164L254 163V166L252 165V166L254 167L253 170L255 169V167H257L256 169H258V171H260V170H261V169H260L261 166L264 168V163H262V162H264V157H263L264 154H263V150L261 151L262 148L259 149L258 147H256L257 150H256L255 148H254V150H253L252 147H250ZM47 149H46V152H47ZM58 149H57V150H58ZM66 149H68V147H67ZM127 149H129L128 146H127ZM130 149H131V147H130ZM130 149L127 150V152H125V153H127V154H126L127 156H128V153L130 152ZM158 149H159V148H158ZM188 149H187V151H188ZM34 150H35V149H34ZM37 150H38V149H37ZM37 150H35V153L38 155V153L36 152ZM57 150H56V151H57ZM64 150H65V149H64ZM172 150H173V149H172ZM252 150L254 151V153L252 152ZM259 150L261 151V154H263V155H261V157H260V155H259V156L257 155ZM28 151H29V150H28ZM39 151H41V150H39ZM39 151H38V152H39ZM51 151H52V150H50V152H51ZM58 151H60V150H58ZM128 151H129V152H128ZM144 151H146V149H145ZM226 151H228V150H226ZM245 151H246V150H245ZM260 151H259V152H260ZM33 152H34V151H33ZM46 152H44V154H45ZM48 152H49V150H48ZM63 152H64V151H63ZM133 152H134V151H133ZM154 152L156 153V151H154ZM162 152H163V151H162ZM176 152H177V153H176ZM183 152H185V150H184ZM220 152H221V150H220ZM255 152H256V153H255ZM10 153H12V152H10ZM10 153H9V154H10ZM18 153H19V152H18ZM28 153H30V152H28ZM39 153H40V152H39ZM59 153H60V156H61L62 153H61V152H59ZM59 153H58V154H59ZM64 153L67 154V152H64ZM107 153L110 154V152H107ZM145 153H146V152H145ZM155 153H154V154H155ZM252 153H253V154H252ZM114 154H117V152L114 151V152L111 154V156H112V155L114 156ZM146 154H147V153H146ZM149 154H150V153H148V155H149ZM154 154H153V155H154ZM190 154H191V153H190ZM259 154H260V153H259ZM11 155H12V154H11ZM16 155H17V154H16ZM20 155H21V154H20ZM20 155H18L17 157H19ZM26 155H27V154H26ZM26 155H25L24 157H26ZM30 155H31V154H30ZM37 155H36V156H37ZM40 155L42 156L43 154L41 153ZM46 155H47V154H46ZM49 155H50V154H49ZM51 155H52V154H51ZM54 155H57V154L54 153ZM68 155H69V153H68ZM68 155H63V154H62V156H64V158L61 156V157L63 158V162H64V160H65V156L68 157ZM129 155H130V154H129ZM247 155H248V154H247ZM21 156H23V155H21ZM21 156H20V157H21ZM47 156H48V155H47ZM60 156H59V157H60ZM108 156H109V155H108ZM113 156H112V157H113ZM124 156H125V155H124ZM124 156H119L120 160L124 161V160H123V157H124ZM127 156H125V157H127ZM146 156H147V155H146ZM151 156H152V154H151ZM157 156H158V155H157ZM157 156H156V157H157ZM218 156H219V155H218ZM24 157H23V158H24ZM38 157L40 158V156H38ZM50 157L52 158V156H49V158H50ZM69 157H70V156H69ZM69 157H68V158H69ZM72 157H73V156H72ZM72 157H70V158H72ZM129 157H130V156H129ZM144 157H145V155H144ZM147 157H148V156H147ZM152 157H153V156H152ZM248 157H249V156H248ZM248 157H247V158H248ZM255 157H256V158H255ZM257 157H259V159H258ZM54 158H55V157H54ZM54 158H53V159H54ZM70 158H69L68 162L71 161V160H73V159L70 160ZM127 158H128V157H127ZM138 158H139V157H138ZM173 158H174V157H173ZM29 159H30V158H29ZM34 159H35V158H34ZM34 159H33V160H34ZM41 159H44V158L41 157ZM148 159H149V158H148ZM159 159H158V160H159ZM251 159H250V162L252 161ZM30 160H31V162H29V160H27V165H28V162H29L30 164H32V163L38 161V160H37V161H36V160L33 161L32 159H30ZM160 160H159V161H160ZM255 160H256V161H255ZM1 161H2V160H1ZM40 161L42 162V160H39L38 162H40ZM44 161H45V159H44ZM49 161L52 162V160H49V159H48V162H49ZM57 161H58V158H57V160H56L55 162H57ZM59 161H61V160L59 159ZM128 161H129V160H128ZM128 161L125 160L124 162L128 165ZM161 161H160L159 164H161ZM233 161H235V160H233ZM51 162H50V163H51ZM103 162H104V161H103ZM156 162H158V161H155V163H156ZM202 162H203V164H201ZM228 162H229V161H227V163H228ZM248 162H249V161H248ZM250 162H249V163H250ZM252 162H253V161H252ZM252 162H251L250 164H253ZM42 163H46V162H42ZM42 163H41V164H38V165H42L43 168H44V164H42ZM59 163H60V162H59ZM61 163H62V162H61ZM69 163H70V162H69ZM153 163H152V164H153ZM163 163H162V164H163ZM227 163H226V165H227L226 167L228 168V164H230V163H228V164H227ZM2 164H3V161H2ZM21 164H22V163H21ZM35 164H36V163H34V165H35ZM47 164H49V163H47ZM54 164H55V163H54ZM54 164H51V165H54ZM62 164H63V163H62ZM67 164H68V163H67ZM70 164H72V166H73V165H74V162H73V163H70ZM34 165H33L32 167H34ZM38 165H37V166H38ZM51 165L48 166V167H46V168H44V169H42V170H43L44 172H46V171L48 170V168L50 169ZM149 165H150V166H149ZM255 165H256V166H255ZM16 166H17V164H16ZM30 166H31V165H30ZM56 166L58 167L57 163H56ZM65 166H67V165L65 164ZM72 166H70L71 169H72ZM75 166H76V165H75ZM151 166H152V167H151ZM163 166L167 168V166H165V165H163ZM163 166H162V167H163ZM200 166H201V167H200ZM209 166H210V167H209ZM252 166L249 165V167H251V169H250L249 167H248V168L253 172V170H252ZM25 167H26V166H25ZM57 167H56V168H57ZM62 167H63V166H62ZM67 167H69V166H67ZM258 167H259V168H258ZM17 168H18V167H17ZM26 168H27V167H26ZM26 168H25V170H26ZM36 168L39 169V167H36V165H35V168H34V169L32 168V169H33L32 172H33V171L35 172V169H36ZM63 168H64V167H63ZM65 168H66V167H65ZM73 168H74V167H73ZM125 168H126V167H125ZM155 168H159V169H158L159 173L157 172V170L155 171ZM29 169H30V167L28 166V169H27V170L29 171ZM38 169H37V170H38ZM51 169H52V170H48V172H46V173H51V174L54 173L53 171H55V167L53 166V167H51ZM66 169H67V168H66ZM69 169H70V168H68L67 170H69ZM71 169H70V172H71ZM74 169H75V168H74ZM77 169H78V168H77ZM77 169H76V170H77ZM129 169H130V168H129ZM161 169H162V168H161ZM163 169H164V168H163ZM27 170H26V171H27ZM45 170H46V171H45ZM61 170H62V169H61ZM2 171H3V170H2ZM26 171H25V172H26ZM28 171H27L26 173L24 172V173H25L24 175L29 174L30 172H28ZM50 171H52V172H50ZM72 171H73V170H72ZM122 171H123V170H122ZM204 171H205V173L208 172V171L205 170V169H204ZM226 171H227V170H226ZM226 171H224V172H225V173H224L225 175H226ZM258 171H257V173H255V171H254L253 173H255V175H256V174H259L260 172H258ZM19 172H23V171L21 170V171H19ZM44 172H42V173H44ZM56 172H57V171H56ZM56 172H55V173H56ZM68 172H69V171H68ZM17 173H18V172H17ZM40 173H41V170H40ZM42 173H41V174H42ZM60 173H61V172H60ZM117 173H119V172H117ZM227 173H228V172H227ZM242 173H243V172H242ZM250 173H251V172H250ZM20 174H22V173H20ZM33 174H35V173H33ZM36 174H38L37 171H36ZM44 174H45V173H44ZM51 174H50V175H51ZM56 174H57V173H56ZM56 174H55V175L52 174V175H53L54 177H56ZM67 174H68V173H67ZM121 174H122V173H121ZM155 174H158V176H156ZM163 174H164V173H163ZM210 174H211V173H210ZM260 174H261V173H260ZM10 175H11V174H10ZM29 175H30V174H29ZM31 175H32V174H31ZM38 175H39V174H38ZM62 175H63V174H62ZM62 175H61V176H62ZM72 175H74V174H72ZM133 175L131 176L132 180H134V178H133L134 176H133ZM207 175H209V173H207ZM36 176H37V175H36ZM36 176H35V178H36ZM43 176H44V175H43ZM48 176H49V175L46 174L44 177H48ZM61 176H60V177H61ZM67 176H68V175H67ZM70 176H71V174H70ZM70 176H69V178H68L69 180L66 179L65 176H64L65 179L63 178L62 183H65V185H66V181H67V180H68V183H69V181H70V179H71ZM126 176H127V175H126ZM170 176H168L169 178L167 177V178H168V179H167V180H168L167 182H169V180H172V179H173V178L171 179ZM210 176H212V175H210ZM263 176H264V175H263ZM5 177H6V176H5ZM7 177H9V176H7ZM51 177H52V176H51ZM54 177H53V179H54ZM62 177H63V176H62ZM124 177H125V175H124ZM154 177H155V180H154ZM227 177H228V175H227ZM227 177L225 176V178H227ZM3 178H4V177H3ZM13 178H14V176H13ZM35 178H34V179H35ZM38 178H40V177L38 176ZM122 178H123V177H122ZM158 178L160 179V182L158 181V180H159ZM229 178H230V177H229ZM262 178H263V177H262ZM9 179H10V177H9ZM16 179H17V178H16ZM30 179H32V178H30ZM36 179H37V178H36ZM36 179H35V183H38V182L40 183V181H38V179H37V181H36ZM44 179H45V178H43V180H44ZM49 179H50V177H49ZM59 179H60V178H59ZM73 179H76V178H73ZM119 179H120V178H119ZM124 179H125V178H124ZM127 179H128V178H127ZM227 179H228V178H227ZM20 180H21V179H20ZM25 180H27V178H26ZM39 180H40V179H39ZM50 180L53 181L52 179H50ZM56 180H57V179H56ZM97 180H98V179H97ZM30 181H31V180H30ZM60 181H61V180H60ZM77 181H78V180H77ZM77 181H76V182H77ZM118 181H119V180H118ZM125 181H126V179H125ZM134 181H135V180H134ZM209 181H211V180H209ZM213 181H214V180H213ZM225 181H226V180H225ZM31 182H32V181H31ZM42 182L44 183V181H42ZM42 182H41V184H42ZM55 182H57V184H56ZM58 182H59L58 180H57V181L54 180V182H48V181H47L46 185L48 184V186L46 187V189H47L48 187H49V188H50V187H53V188L55 187V188H56L57 186H59L58 184L61 183V182H60V183H58ZM74 182H75V181H74ZM79 182H77V183H79ZM109 182H112V183H113V181H109ZM116 182H117V181H116ZM263 182H264V181H263ZM35 183H34V184H35ZM51 183H52V184H51ZM53 183H55V185H54ZM126 183H127V182H126ZM139 183H140V182H139ZM158 183H157V184H158ZM169 183H170V182H169ZM171 183H172V184L174 183V185H175V182H171ZM207 183H208V182H207ZM230 183H231V182H229V185H230ZM0 184H1V183H0ZM6 184H7V182H6ZM18 184H19V183H18ZM72 184H73V183H72ZM75 184H76V183H75ZM75 184H74V185H75ZM131 184H132V183H131ZM199 184H200V183H199ZM199 184H198V185H199ZM208 184H209V183H208ZM245 184H246V183H244V185H245ZM11 185H13V184L11 183ZM19 185H21V184H19ZM23 185H24V184H23ZM29 185H30V184H29ZM29 185H27L28 188H29L30 186H32V185H30V186H29ZM50 185H52V186H50ZM62 185H63V184H62ZM62 185L60 184L61 187L59 186V187H60L59 189H57V188H58V187H57L56 190H55V188H54V190H52L53 188H52V189L50 188L51 191L54 192V194L51 193L50 191H48V192H46V195H48V193L50 192L51 195L49 194V196H50V198H51V196H52L51 200H53V199H54V196H53V195H56V194H55V191H56V193H57V192H59V191L61 190L59 194H61V192L63 193V190H64L65 185H63V186H62ZM69 185H70V183H69ZM24 186H25V185H24ZM39 186H40V185H39ZM39 186H37V187L39 188ZM67 186H68V185H67ZM196 186H197V185H196ZM216 186H217V185H216ZM216 186H215V189H216ZM0 187H1V186H0ZM25 187H26V186H25ZM34 187H35V189H34ZM34 187L32 186L31 188H33L34 190H37V189H36V186H34ZM42 187H43V186H42ZM68 187H69V189H70V186H68ZM73 187H74V186H73ZM76 187H77V185H76ZM76 187H75V188H76ZM78 187H79V186H78ZM166 187H164V189H166ZM201 187H202V186H201ZM201 187H200L199 195H198V196H200V192H201V196L203 195V193H202L203 190L205 191L204 196H206V195H205V194H206L205 185H204V187H202L203 189H201ZM206 187H207V185H206ZM227 187H228V186H227ZM49 188H48V189H49ZM62 188H63V189H62ZM75 188H74V189H75ZM131 188H132V187H131ZM140 188H141V186H140ZM196 188H197V187H196ZM196 188H195V189H196ZM222 188H223V187H222ZM225 188H226V187H225ZM225 188H224V189H225ZM228 188H229V187H228ZM41 189H42V188H41V186H40V190H41ZM46 189H44V190H46ZM50 189H49V190H50ZM65 189H66V188H65ZM69 189H67L68 194L65 195V192H66V191L64 190L65 192L63 193V195L67 197V195H69V193H71V197H73V195L76 194V193H74V194L72 195V193H73L75 190L72 192V189H73V188L71 189V191H70ZM78 189H77V190H78ZM114 189H115V188H114ZM161 189H162V188H161ZM220 189H221V188H220ZM220 189H219V190H220ZM224 189H223V190H224ZM226 189H227V188H226ZM5 190H6V188H5ZM27 190H28V189H27ZM42 190H43V189H42ZM44 190L41 192V195H44V192H45ZM57 190H59V191H57ZM116 190H117V189H116ZM135 190H136V189H135ZM138 190H139V188H138ZM138 190L135 191L136 194H137ZM197 190H198V189H197ZM197 190H195V193L197 192ZM201 190H202V191H201ZM38 191H39V190H38ZM46 191H47V190H46ZM93 191H94V193H93ZM105 191H106V190H105ZM188 191H189V190H188ZM7 192H8V191H7ZM22 192H23V191H22ZM24 192H25V191H24ZM28 192L31 193V192H32V189H29ZM76 192H77V191H76ZM96 192H97V191H96ZM130 192H131V191H130ZM130 192L128 193V195H126L127 198L130 197V195H129ZM4 193H5V192H4ZM9 193H10V192H9ZM29 193H28V194H29ZM42 193H43V194H42ZM109 193H110V191H109ZM140 193H141V191L138 193L139 196H140ZM219 193H220V192H219ZM222 193H223V192H221V194H222ZM6 194H7V193H6ZM19 194H20V193H19ZM37 194H38V193H37ZM104 194H105V192H104ZM114 194H115V191H114ZM114 194H112V195L109 194V195H110L109 197L112 198V196H114ZM132 194H133L134 197H136V200L139 198V197L137 198V196H136L134 193H132ZM138 194H137V195H138ZM143 194H144V193H143ZM145 194H146V193H145ZM196 194H197V193H196ZM196 194H195V196H196ZM208 194H209V193H208ZM240 194H241V193H240ZM240 194H239V195H240ZM41 195H40V191H39V196H41ZM57 195H58V194H57ZM57 195L55 196V198L57 197ZM102 195H103V194H102ZM102 195H101V196H102ZM8 196H9V194H8ZM16 196H17V195H16ZM20 196H21V195H20ZM29 196H31V195H28V197H29ZM133 196L131 197V198H133V201H132V200H129V201L135 203L136 200H134V197H133ZM170 196H171V197H170ZM204 196H202L203 200L206 199V198H204ZM220 196H221V195H220ZM220 196H219V197H220ZM5 197H6V199H7V196H5ZM11 197H12V195H11ZM31 197H33V194H32ZM44 197H46V196L44 195ZM47 197H48V196H47ZM47 197H46V198H47ZM68 197H69V196H68ZM76 197H77V196H76ZM78 197H77V198H78ZM191 197H192V198H191ZM208 197H209V196H208ZM221 197H222V196H221ZM223 197H224V196H223ZM0 198H1V197H0ZM8 198H9V197H8ZM46 198H45V199H46ZM59 198H60V195H59ZM59 198H57V199L59 200ZM77 198H76V199H77ZM131 198H130V199H131ZM144 198H145V197H144ZM147 198H148V197H147ZM239 198H240V197H239ZM1 199H2V198H1ZM10 199H11V198H10ZM16 199H18V197H16ZM16 199H15V201L13 200L14 203L16 202ZM35 199H37V198H35ZM47 199H48V198H47ZM47 199H46V200H47ZM69 199H70V197H69ZM76 199H75V200H76ZM118 199H119V198H117V199L115 198V199H114V202L117 203L116 200H118ZM145 199H146V198H145ZM240 199H241V198H240ZM3 200H4V198H3ZM8 200H9V199H7V200L5 201V202H7L6 205H10V204H11V203L8 202ZM11 200H12V199H11ZM38 200H39V198H38ZM49 200H50V199H49ZM51 200H50V203H53ZM72 200H73V199H72ZM140 200H141V199H140ZM140 200H139V203H141ZM146 200H147V199H146ZM167 200H168V201H167ZM186 200H189V201H188L189 203H187ZM193 200H194V199H193ZM193 200H192V201H193ZM222 200H223V198H222ZM0 201H1V200H0ZM34 201H36V200H34ZM63 201H64V200L61 198L60 202L62 203ZM73 201H74V200H73ZM78 201H80V200H78ZM105 201H107V199H105ZM111 201H113V200L111 199ZM204 201H205V200H204ZM28 202H29V201H28ZM30 202H31V201H30ZM30 202H29V203H30ZM47 202L49 203L48 200H47ZM54 202H56V201H54ZM60 202L58 201V205H57V206H60V205H61ZM108 202H110V201H108ZM108 202L105 203V204L108 205ZM120 202H124V204H125V199H124V200H120V201L118 202V205H119ZM126 202H127V201H126ZM137 202H138V201H137ZM142 202H143V201H142ZM216 202H217V201H216ZM221 202H222V201H221ZM225 202H226V200H225ZM229 202H230V204L233 205V203H231V201H228V203H229ZM233 202H234V201H233ZM236 202H238V201H236ZM236 202H234V207H235V209H236L237 206H239V205H237V204H239L240 201H239V203H237V204H236ZM23 203H24V202H23ZM23 203H22V204H23ZM29 203H27V204H29ZM35 203H36V202H35ZM38 203H39V202H38ZM50 203H49V204H50ZM64 203H66V201H64ZM72 203H74V202H72ZM72 203H69V204L72 205ZM75 203H76V201H75ZM111 203H112V202H110L109 204L112 205ZM116 203H113V204H115V206L117 207ZM127 203H128V202H127ZM127 203H126L125 205H128V204H129V203H128V204H127ZM146 203L149 204V202H146ZM192 203H194V202H192ZM206 203H207V202H206ZM211 203H212V202H211ZM211 203H210V204H211ZM27 204L24 203L23 205H26L25 207H28ZM53 204H54V203H53ZM56 204H57V203H56ZM66 204H67V207H68L69 204H68V203H66ZM121 204H122V203H121ZM130 204H131V203H130ZM137 204H138V203H137ZM137 204H134L135 207H136V208H137V207L140 208V205L137 206ZM200 204H201V203H200ZM200 204H199V205H200ZM230 204H229V206H230ZM3 205H4V204H3ZM15 205H16V204H15ZM51 205H52V204H51ZM54 205H55V204H54ZM62 205H63V204H62ZM71 205H70V206H71ZM77 205H79V204L77 203ZM77 205H75L74 208L78 209V208H77V207H78ZM122 205H123V204H122ZM132 205H133V204H132ZM134 205H133V206H134ZM142 205H145V204H142ZM204 205H205V204H204ZM236 205H237V206H236ZM241 205H242V204H241ZM35 206H37V205L35 204L34 207H35ZM57 206H56V208H57ZM65 206H66V205H65ZM72 206H73V205H72ZM76 206H77V207H76ZM108 206H109V205H108ZM130 206H131V205H130ZM211 206H212V205H211ZM220 206H222V205H220ZM223 206H224V205H223ZM223 206H222L221 208H223ZM15 207H16V206H15ZM25 207H24V208H25ZM52 207H53V206H52ZM52 207H51V208H52ZM61 207H62V206H61ZM61 207L58 208V209L61 211L60 214L65 212V211L62 212L63 209L66 210V211L68 210L66 207H65L66 209L63 208V207H62L63 209H61ZM92 207H93V206H92ZM206 207H208V205H207ZM213 207H214V206H213ZM227 207H228V206H227ZM227 207H226V210H229V209H227ZM8 208H9V207H8ZM10 208H11V207H10ZM24 208H23V209H24ZM29 208H30V211H31L32 208H31V207H29ZM51 208H50V211H52V214L49 213L50 211H48V213H47L46 215L49 214V215L53 216V214H54V215L57 214L56 210H55V211H54V210H51ZM74 208H73V209H74ZM94 208H96V207H94ZM119 208H120V210L122 209V211H123V208H121V207H119V206H118V208H117L118 211H119ZM128 208H129V207H128ZM149 208H150V207H149ZM193 208H195V207H193ZM215 208H216V207H215ZM219 208H220V207H219ZM221 208H220V209H221ZM238 208H239V207H238ZM15 209H16V208H15ZM15 209H14V210H15ZM26 209L28 210V208H25V210H26ZM37 209H38V208H37ZM47 209H48V208H47ZM52 209H53V208H52ZM54 209H55V206H54ZM69 209H70V208H69ZM71 209H72V208H71ZM99 209H100V208H99ZM99 209H98V210H99ZM105 209H107V208H105ZM110 209H111V207H110ZM126 209H127V208H126ZM126 209H124V211H126ZM132 209H133V208H132ZM134 209H135V208H134ZM207 209H210V208L208 207ZM224 209H225V208H224ZM129 210H130V209H129ZM135 210H136V209H135ZM142 210H143V209H142ZM191 210H192V208H191ZM202 210H203V211H202ZM205 210H206V209H205ZM211 210H212V209H211ZM239 210L241 211V209H239ZM247 210L249 211L248 208H247ZM32 211H34V209H33ZM35 211H36V207H35ZM46 211H47V210H46ZM53 211H54L55 213H54ZM76 211L79 212L80 210H76ZM93 211H94V210H93ZM102 211H103V210H102ZM106 211H107V212H110L111 210L108 211V209H107ZM140 211H141V210H140ZM147 211H148V210H147ZM201 211H202V212H205L204 209H201ZM206 211H207V210H206ZM212 211H213V214H212V212H210V213H211L210 215H214L215 212L217 213V210L215 211V209H213ZM214 211H215V212H214ZM220 211H221V213L223 214V211H222V210H220ZM231 211H232V210H231ZM240 211H239V212H240ZM243 211H245V210L243 209ZM13 212H14V211H13ZM43 212H44V211H43ZM74 212H75V210H74ZM107 212H105V213H107ZM112 212H113V211H112ZM196 212H197V211H196ZM199 212H200V211H199ZM58 213H59V211H58ZM67 213H68V214H67ZM71 213H72V212H71ZM92 213H93V212H92ZM97 213H99V212H97ZM100 213H101V212H100ZM100 213H99V214H100ZM113 213H114V212H113ZM123 213H125V212H123ZM123 213H121V215H123V221H124V223H125V224H124V225H125V228H128V227L130 228L131 224H129V223H131V222H133V223L135 222V223H136V220H135L136 214L133 213V212L129 213L128 211L126 212V214H123ZM192 213H193V212H192ZM192 213H190V215H192ZM216 213H215V214H216ZM241 213H243V212L241 211ZM244 213H245V212H244ZM244 213H243V214H244ZM1 214H2V213H1ZM26 214H28V212H26ZM60 214H59V216H60ZM66 214H67L66 216L68 217V215H69L70 213L67 211ZM74 214L76 215L77 212L72 213L71 215H69V217L71 218ZM107 214H108V213H107ZM107 214H106V217H107ZM148 214H149V213H148ZM171 214H172L173 216H172ZM233 214H234V213H233ZM258 214H259V213H258ZM260 214H261V213H260ZM2 215H3V214H2ZM2 215H0V216H2ZM30 215H31V212H30ZM33 215H34V214H33V212H32V216H33ZM35 215H36V214H35ZM44 215H45V212H44ZM44 215H43V216H44ZM46 215H45V216H46ZM75 215H74V216H75ZM91 215H92V214H91ZM111 215L113 216V218H115V217H114L115 213H114V215H113V214H111ZM111 215H110V216H111ZM119 215H120V214H119ZM199 215H201V213H199ZM204 215H205V214H204ZM207 215H208V214H207ZM223 215H224V214H223ZM240 215H241V214H239V216H238V219H239L238 221H239V222H242V221H240V220H242L241 217L243 218V215H241V217H240ZM7 216H8V213H7ZM51 216H48L49 218L47 219V221H50L49 219L51 218ZM57 216H58V215H57ZM93 216H94V215H92V217H93ZM102 216H103V215H102ZM217 216H218V213H217ZM9 217H11V216H8V218H9ZM25 217H27V218H25V219H29L28 216H25ZM29 217H30V216H29ZM96 217H97V216H95L94 218H96ZM100 217H101V216H100ZM100 217H98V218H100ZM143 217H144V218H143L142 221L145 222L146 224L142 223V225H144V226H141V227H143L144 230H145V229H146V230L148 229V233H149V231L151 230L150 228L152 227V226L150 225V222H151V217H153V215L150 216V218H149V217H147L146 214H144ZM202 217H204V218H203L204 221L207 219V217L205 218V216H202ZM210 217H211V216H210ZM214 217L216 218V215H215ZM228 217H229V216H228ZM262 217H263V216H262ZM6 218H7V217H6ZM34 218H35V217H34ZM36 218H37V217H36ZM36 218H35V219H36ZM55 218H56V217H55ZM60 218H61L60 221H59V220H58V221L56 220L57 222L53 220L54 217L51 218V220H52V224H51V225H54V223H53V221H54L55 223H57V225H56V229H58V227H57L58 225H60V224L63 223V222H64V223L66 222V226H65L64 229H65V232L68 233V230H69V229L66 231V229H67L66 227H67V226H70V225H69L70 223H68V221L66 220L67 218H65L64 215H61ZM64 218H65L66 221L64 220ZM101 218H102V217H101ZM147 218H149V220H150L149 222H148V221H145V219L147 220ZM199 218H200V219H199ZM199 218H197L196 220H198V219L201 220V217H199ZM215 218H214V219H215ZM218 218H219V217H218ZM218 218H217V219H218ZM233 218H234V217H233ZM254 218H255V216H254ZM254 218H253V220H254L255 222H257V221H256L257 217H256L255 219H254ZM12 219H13V218H12ZM38 219H40V218H38ZM41 219H42V218H41ZM43 219H44V218H43ZM56 219H58V217H57ZM81 219H82V218L80 217V220H81ZM211 219H212V217H211ZM221 219H222V218H221ZM227 219H228V218H227ZM227 219H226V220H227ZM250 219H251V218H250ZM5 220H6V219H5ZM44 220L46 221V218H45ZM44 220H42V221L40 220L41 222H40V223H36V226H33V225H32L33 228H34V227L36 228L37 225H40L42 222L44 223ZM63 220H64V221H63ZM68 220H70V222H71V219L68 218ZM82 220H86V219H82ZM92 220H94V219H92ZM97 220H99V219H97ZM133 220H134V221H133ZM212 220H213V219H212ZM230 220H231V219H230ZM253 220H251V221H253ZM19 221H21V220H19ZM26 221H27V220H26ZM26 221H25V222H26ZM29 221H30V220H29ZM29 221H28V222H29ZM32 221H34V220H32ZM36 221H38V220H36ZM36 221L31 222V223L33 224V223H35ZM94 221H95V220H94ZM138 221H139V220H138ZM138 221H137V222H138ZM222 221H223V220H221V223H218V224H221V225H220L221 228H222V225H223ZM238 221H234V222H238ZM258 221H259V219H258ZM7 222H8V221H7ZM11 222H12V221H11ZM14 222H15V220H14ZM14 222H12V224H13ZM98 222H100V220H99ZM104 222H106V221H104ZM104 222H103V223H104ZM117 222H118V221H117ZM147 222H148V223H147ZM201 222H202V221H201ZM208 222H209V221H208ZM208 222H207V223H208ZM218 222H220V219L218 220ZM230 222H231V221H230ZM239 222H238V224L241 225V223H239ZM259 222H261V221H259ZM259 222H258L257 224H259V227H260L261 224H260ZM263 222H264V220L262 219V226H263ZM9 223H10V222H9ZM16 223H17V222H16ZM26 223H27V222H26ZM29 223H30V222H29ZM29 223H28V224H29ZM43 223H42V224H43ZM47 223H48V222H47ZM58 223H60V224H58ZM72 223H74V222H72ZM100 223H102V222H100ZM106 223H107V222H106ZM106 223H105V224H106ZM138 223H140V221H139ZM178 223H179V222H178ZM199 223H200V221L198 222V224H199ZM212 223H213V222H212ZM232 223H233V222H232ZM253 223H254V222H253ZM12 224H10V225H12ZM22 224H23V223H22ZM22 224H21V226H22ZM67 224H68V225H67ZM94 224H95V223H94ZM94 224H93V225H94ZM147 224H149L151 227H149ZM200 224H201V223H200ZM202 224H203V223H202ZM204 224H205V223H204ZM233 224H234V223H233ZM254 224H255V223H254ZM257 224H255V226H256ZM23 225H25V224H23ZM34 225H35V224H34ZM45 225H47V224H45ZM64 225H65V224H64ZM73 225H74V224H73ZM73 225H72V226H73ZM96 225H98V224H96ZM121 225H122V224H121ZM121 225H120V226H121ZM181 225H182V224H181ZM213 225H214V224H213ZM225 225H227V224H225ZM235 225H236V224H235ZM42 226H43V225H42ZM61 226H62V225H61ZM153 226H154V225H153ZM155 226H156V225H155ZM157 226H158V225H157ZM201 226H202V225H201ZM211 226H212V224H211ZM262 226H261V228H259L258 226H256L254 231H255L256 233H258L257 230H256V228H257V229L259 228V233L262 232V231H264V230H262V229H264V228H262ZM5 227H6V226H5ZM17 227H18V226H17ZM39 227H41V225H40ZM44 227H45V226H44ZM52 227H54V226H52ZM59 227H60V226H59ZM63 227H64V226H63ZM96 227H97V226H96ZM121 227H122V226H121ZM146 227H149V228H146ZM182 227H183V226H182ZM227 227H228V226H227ZM246 227H247V226H246ZM246 227H245V228H246ZM252 227H253V226H252ZM263 227H264V226H263ZM15 228H16V227H15ZM31 228H32V227H31ZM35 228H34V229H35ZM60 228H61V227H60ZM69 228H70V227H69ZM94 228H95V227H94ZM97 228H98V227H97ZM109 228H108V230H107V227H106V230L109 231V233H110L111 229H109ZM139 228H140V227H139ZM199 228H200V227H199ZM206 228H207V227H206ZM211 228H212V227H211ZM214 228H215V227H214ZM217 228H218V227H217ZM224 228H225V226L223 227L222 232L224 233V231H227V232H226L227 234H226V233L223 234V235H226V237H227L228 234H229L230 232H229L228 230L224 229ZM232 228H234V225H233ZM242 228H243V227H242ZM36 229H37V228H36ZM62 229H63V228H62ZM64 229H63V230H64ZM77 229H78V228H77ZM118 229L120 230L119 227H118ZM152 229H154V228L152 227ZM50 230H51V229H50ZM50 230H49V231H50ZM53 230H55V229H53ZM70 230H71V229H70ZM98 230H99V232L102 233V234H100V240L103 241V239H104L103 236H105V235L103 234V232H105V229H104V228H101V229L99 228ZM137 230H138V228H137ZM146 230H145V231H146ZM184 230H185V229H184ZM212 230H213V229H211V231H212ZM218 230H220V229H218ZM218 230H217V231H218ZM233 230H234V229H233ZM235 230L238 231V232H237V235H236V234H235L236 236L234 235V231L231 232V235H232V233H233V237H232L231 241H232L233 239H235L234 241H237V239L240 240V239L242 238V236H243V233L241 234V233L239 232L238 228H235ZM260 230H262V231H260ZM1 231H2V230H1ZM3 231H4V230H3ZM40 231L42 232V230H40ZM46 231H47V229H46ZM56 231L59 232L60 230L58 229V230H55L54 232H56ZM78 231H79V230H78ZM200 231H201V230H200ZM203 231H205L204 228H203ZM240 231H241V230H240ZM54 232H53V233H54ZM57 232L54 233V234L52 235V236H54L55 234H59V236H60V237H59L58 235H55L56 237H57V236L59 237V239H58V237H57V239H55V237L53 238V239L55 240V243L58 242L59 240H61V235H60V234H62L63 236H64V234H65V236H66V234H67V233H65L64 231H62V232H64V234L61 233V232H60V233H57ZM71 232L73 233L74 231L71 230ZM79 232H80V231H79ZM81 232H82V231H81ZM86 232L89 233V230H87ZM114 232H116V233H114ZM122 232H123V230H122ZM218 232H219V231H218ZM247 232H248V231H247ZM19 233H21V232H19ZM38 233H39V232H38ZM123 233H124V232H123ZM127 233H129V232H127ZM146 233H147V231H146ZM184 233H185V234H184ZM201 233H202V232H201ZM201 233L199 232V234H201ZM203 233H205V234L207 235V232H206V231L203 232ZM212 233L214 234V232H212ZM238 233H240L241 235H239ZM244 233H245V232H244ZM248 233H250V232H248ZM248 233H247V236L250 237V236H251V233H250V234H248ZM256 233H254V235H255ZM3 234H4V233H3ZM5 234H6V233H5ZM5 234H4V235H5ZM45 234H46V232H45ZM80 234H81V233H80ZM91 234H92V233H91ZM91 234H90V235H91ZM107 234H108V232H107ZM110 234H111V233H110ZM144 234H145V233H144ZM213 234H212V236H213ZM245 234H246V233H245ZM4 235H3V236H4ZM40 235H41V234H40ZM50 235H51V234H50ZM71 235H73V234H71ZM74 235H76V234H74ZM74 235H73V236H74ZM147 235H148V234H147ZM195 235H196V234H195ZM197 235H198V233H197ZM221 235H222V234H221ZM223 235H222V236H223ZM231 235H230V238H231ZM261 235L263 236V233L260 234V239L262 238ZM20 236H21V235H20ZM67 236H70V235L67 234ZM67 236H66V237H67ZM91 236H92V235H91ZM122 236H123V237H122ZM148 236H149V235H148ZM41 237H42V240H43L44 237H43V236H41ZM41 237H40V240H41ZM74 237H75V236H74ZM80 237H81V236H80ZM110 237L112 238L111 235H109V237H107V238L109 239ZM151 237H153V236H151ZM201 237H202V235H201ZM210 237H211V236H210ZM78 238H79V237H78ZM82 238H83V237H82ZM114 238H115V237L113 236V239H114ZM120 238H119V239H120ZM145 238L147 239V237H145ZM148 238H149V237H148ZM184 238H185V237H184ZM184 238H182V239H184ZM204 238H206V237H204ZM204 238L202 237V239H204ZM212 238H213V237H212ZM216 238H217V237H216ZM216 238H215V239H216ZM223 238H224V236H223ZM230 238L228 237L227 240H229ZM236 238H237V239H236ZM250 238H251V237H250ZM19 239H20V237H19ZM45 239H46V238H45ZM67 239H68L69 242H72V241H70L69 237H68ZM74 239H75V238H74ZM137 239H138V238H137ZM142 239H141V240H142ZM149 239H150V238H149ZM160 239H161V240H160ZM213 239H214V238H213ZM213 239H212V240H213ZM262 239H263V238H262ZM21 240H23V239H21ZM24 240H25V239H24ZM42 240H41V241H42ZM50 240H51V239H50ZM54 240H53V241H54ZM83 240H84V239H83ZM110 240H112V239H110ZM110 240H109V242H112V241H110ZM135 240H136V241H135ZM17 241H18V240H17ZM61 241H62V240H61ZM65 241H66V240L64 239V243H65ZM75 241H76V240H75ZM79 241H80V240H79ZM148 241H149V242H148ZM158 241H159V242L161 241V243L158 244ZM164 241H165L166 244L164 243ZM191 241H192V240H190V242H191ZM210 241H211V240H210ZM222 241H223V245H222V246H224V242H226V241H224V239H222ZM240 241H242V239H241ZM240 241H238L236 244L238 245V243H239ZM20 242H21V241H20ZM20 242H18V243H20ZM38 242H39V241H38ZM66 242H67V241H66ZM76 242L78 243V240H77ZM128 242H129V243H128ZM131 242H132V243H131ZM136 242H138V244H137ZM206 242H207V241H206ZM215 242H216V241H215ZM12 243H13V242H12ZM41 243H42V242H41ZM52 243H53V242H52ZM81 243H82V244H80V245H82V248H84L85 246H87L86 242H84V244H86V245H84L83 242H81ZM98 243H99V242H98ZM107 243H108V241H107ZM124 243H122V245H123ZM162 243H163V245H164V244L166 245V246L164 245L165 249L161 246ZM195 243H196V242H195ZM201 243H202V242H201ZM201 243L198 242V243H196V245H198V244L202 245ZM212 243H214V242L212 241ZM212 243H211V244H212ZM232 243H234V242H232ZM241 243H242V242H241ZM261 243L263 244L264 242L261 241ZM1 244H2V235L0 234V246H1ZM9 244H10V243H9ZM23 244H24V246H25V243H23ZM65 244H66V243H65ZM69 244H70V243H69ZM78 244H79V243H78ZM108 244H109V243H108ZM112 244H113V243H112ZM112 244L110 243L109 245H111V246L108 245V248L112 247ZM168 244H169L170 246H169ZM225 244H226V243H225ZM229 244H230V243H229ZM229 244L227 245V249H226V250H228L227 254H226V250L224 251V248H223V251H224V255H225V256L228 255V257L230 258L229 255L231 254V256H232L233 254H232L231 249H230V252H231V253L229 254V248H228ZM262 244L259 245L258 247L264 245V244H263V245H262ZM39 245H40V244H39ZM42 245H44V244H42ZM48 245H49V244H48ZM53 245L56 246V248H55L54 251H57V245L54 244V243H53ZM61 245L64 246L62 243H61ZM80 245H78V246H80ZM95 245L97 246V244H95ZM106 245H107V244H106ZM106 245H105V246H106ZM158 245L161 246L162 249H164L163 252L165 251V252H164L165 255H166V253L170 250V251L167 253V255H169V256H165V257H163V258L160 257V256H159V252H160L161 250L159 251ZM209 245H210V244H209ZM233 245L235 246V244H233ZM237 245H236V247H237ZM9 246H10V245H9ZM9 246H8V247H9ZM19 246H20V245H19ZM21 246H22V245H21ZM54 246H53V247H54ZM70 246L72 247L73 250L75 249V248H73L74 245L72 246V245L70 244ZM96 246H95V247H96ZM99 246H100V245H99ZM105 246H104V247H105ZM120 246H121V243H120ZM123 246H124V245H123ZM167 246H169V248H168ZM189 246H190V244H189L187 247H189ZM225 246H226V245H225ZM231 246H232V245H231ZM5 247H6V246H5ZM39 247H40V246H38L37 248L35 247V249H32V250H36V249L38 250ZM41 247H42V246H41ZM41 247H40V248H41ZM47 247H49V246H47ZM50 247H51V244H50ZM66 247H67V246H66ZM66 247H63V250H64L65 253L62 252L63 250H61V253H60L59 251H57L56 254H55V256H57V253H58V252L60 253V254L58 253V254H59V256H58V257H59V261H61L63 264H64V263H65V264L69 263L68 258H67V257L69 256L68 253H67V256H65V254H66V249H67ZM75 247H76V246H75ZM89 247H90V246H89ZM97 247H98V246H97ZM97 247H96V248H97ZM125 247H124V248H125ZM135 247L138 248V251H137V249H135ZM143 247H144V246H143ZM187 247L178 246L179 249H177V250L180 251V253H181V258H182V260H181V264H197V263H196L195 256H194L195 254L193 253L195 250H194V251L188 250ZM191 247H193V246H191ZM201 247H203V246H201ZM211 247H212V246H211ZM215 247H216V246H215ZM232 247H233V246H232ZM238 247H240V246H238ZM238 247H237V248H238ZM0 248H1V247H0ZM11 248H12V247H11ZM19 248H20V247H19ZM23 248H24V247H22V249H21V248L18 249V251H20V250H21V252L24 251ZM32 248H33V247H32ZM40 248H39V249H40ZM45 248H46V247H45ZM79 248H81V247H79ZM79 248H78V249H79ZM82 248H81V249H82ZM92 248H94V247H92ZM96 248H95V249H96ZM112 248H113V249H116V248H114V247H112ZM132 248H133V249H132ZM204 248H206V247H204ZM209 248H210V246H209ZM212 248H213V247H212ZM237 248H236V249L234 248L233 251H236ZM25 249H26V248H25ZM48 249H49V248H48ZM78 249H75V251L78 250ZM86 249H87V248H86ZM95 249H92L91 251L94 250L93 252L95 253V251L97 250V249H96V250H95ZM98 249H101V247H100V248L98 247ZM134 249H135L137 252H136V251L134 252ZM148 249H147V250H148ZM193 249H196V248L193 247ZM200 249H201V248H200ZM200 249H196L197 251H195V253L198 252ZM2 250H3V249H2ZM10 250H11V249H10ZM10 250H9V251H10ZM13 250H14V249H13ZM15 250H16V248H15ZM73 250L70 251V248L67 249V251H68V252L70 251V253H71ZM79 250H80V249H79ZM84 250H85V248L83 249V253L85 252ZM107 250L109 251V249H107ZM118 250H119V249H118ZM167 250H168V251H167ZM177 250H176V251H177ZM206 250H207V249H206ZM206 250H205V251H206ZM11 251H12V250H11ZM18 251H17L16 253H18ZM39 251H40V250H39ZM39 251H37V252H39ZM42 251H43V250H41V252H42ZM81 251H82V250H81ZM86 251H87V250H86ZM91 251H90V250L87 251V253H86V257H88V252H89L90 255H92V254L90 253ZM111 251H112V249H111ZM116 251H117V249H116ZM119 251H120V250H119ZM158 251H159V252H158ZM205 251L202 249V253H201V254H203V252H204V253L207 252V253H208L207 255H209V257H210L209 251H206V252H205ZM237 251H238V250H237ZM237 251H236V254H235L236 257H237V254H238ZM262 251H263V250H262ZM21 252H20V254H21ZM43 252H44V251H43ZM43 252H42V253H43ZM93 252H92V253H93ZM97 252H98V251H97ZM97 252H96V253H97ZM130 252L135 253V255L132 256L133 253L130 254ZM140 252H141V249H140ZM140 252H139V253H140ZM146 252H147V253H146ZM22 253H23V252H22ZM39 253H40V252H39ZM78 253H79V252H78ZM106 253H107V252H106ZM119 253H120V256H119L118 258H119V260H120V257L122 256V254H121V252H118L117 255H119ZM177 253H178V252H177ZM218 253H219V252H218ZM221 253H223V252H222V249H221ZM233 253H234V252H233ZM5 254H7V253H4V255H5ZM12 254H13V252H12ZM25 254H26V253H25ZM44 254H45V253H44ZM61 254H62L64 257H63ZM84 254H85V253H84ZM84 254H83V256H84ZM99 254L101 255V253H99ZM99 254H98V255H99ZM112 254H113V253H112ZM140 254H141V253H140ZM140 254H139V257H140V256L142 257V255H140ZM160 254H161V256H163L162 251H161ZM197 254H198V253H196V256H197ZM201 254H200V255H201ZM13 255L15 256V255H17V254L14 253ZM18 255H19V254H18ZM34 255H37V254H34ZM93 255H94V254H93ZM102 255H103V256L100 257L99 261H101V259H102V260H105L104 257H106V260H107V261L110 260V259H111V260H112V259H114V260L118 259V258L115 259V257L113 258V256H111L110 259H107V256H108V255H107V256H106V254H105V256H104V254H102ZM113 255H115V253H114ZM117 255H116V256H117ZM130 255H131V256H130ZM177 255H178V254H177ZM212 255H213V254H212ZM220 255L222 256V254H220ZM220 255L218 254V257H217V256H216V252H215L214 255H213L212 257H213V258H214V256L217 257V260H215L216 263H215V262L213 263L212 261H210V263H211V264H218L219 259L221 260V258L219 257ZM9 256H10V255L8 254V257H9ZM23 256H25V255H23ZM42 256H43V255H42ZM70 256H72V255H70ZM70 256H69V257H70ZM80 256H82V255L80 254ZM145 256H144L143 258H145ZM178 256H179V255H178ZM198 256H199V255H198ZM205 256H206V255H203L204 258H206ZM26 257H28V255H27ZM26 257H25V258H26ZM36 257H37V256H36ZM122 257H125V255L122 256ZM122 257H121V258H122ZM130 257H131V258H130ZM199 257H200V256H199ZM209 257H207V258H209ZM222 257H223V256H222ZM23 258H24V257H23ZM34 258H35V256H34ZM40 258H41V257H40ZM40 258H39V259H40ZM62 258H65V261H62V260H64V259H62ZM81 258H82V257H81ZM91 258H92V257H91ZM132 258H135V259L132 260ZM178 258H180V257H178ZM196 258H197V257H196ZM207 258H206V259H207ZM1 259H2V258H1ZM3 259H6L5 256H4ZM10 259H11V258H10ZM15 259H16V258H14V260H15ZM36 259H37V258H36ZM36 259H34L35 262L32 263V264H36V263H37V262H36V261H37ZM60 259H62V260H60ZM71 259L73 260V258H71ZM83 259H85V258H83ZM88 259H90V256H89ZM96 259H97V258H96ZM122 259H123V258H122ZM198 259H199V258H198ZM200 259H201V258H200ZM200 259H199V260H200ZM206 259H203V258H202L203 261L206 260ZM233 259H235V258L233 257ZM6 260H7V259H6ZM29 260H31V259H29ZM34 260H33V261H34ZM66 260H67V261H66ZM92 260H93V259H92ZM124 260H123V261H124ZM140 260H141V261H139V263H141V262L143 261L142 258H141ZM202 260H201V262H202ZM208 260H209V259H208ZM208 260H207V262L204 261V263L206 262V264H207V263L209 262ZM211 260H212V259H211ZM223 260H224V259H223ZM223 260H221L220 262H222ZM7 261H8V260H7ZM33 261H32V262H33ZM83 261H84V260H83ZM86 261H87V260H86ZM117 261H118V260H117ZM231 261H232V260H231ZM231 261H229V262L232 264ZM0 262H1V261H0ZM11 262H14V263H15V261H11ZM61 262H59V264H62ZM70 262H71V261H70ZM73 262H74V260H73ZM97 262H98V261H97ZM101 262H102V261H101ZM125 262H126V261H125ZM125 262H122V261H121V263H125ZM128 262H129V261H128ZM128 262H127V263H128ZM198 262H200V261H198ZM8 263H9V262H8ZM26 263H27V262H26ZM89 263H90V262H88L87 264H89ZM91 263H93V262L91 261ZM104 263H108V262H103V264H104ZM110 263H111V264H114V263L116 264V262H114V263H113V262H109L108 264H110ZM118 263L121 264L120 261L117 262V264H118ZM135 263H133V264H135ZM204 263L202 262V264H204ZM210 263H209V264H210ZM223 263H224V261H223ZM235 263H236V259H235ZM77 264H78V263H77ZM84 264H85V263H84ZM99 264H100V263H99ZM101 264H102V263H101ZM141 264H142V263H141ZM200 264H201V263H200ZM219 264H222V263H219ZM226 264H228V263H226Z\"/></svg>",
  "mask_w": 264,
  "mask_h": 264
}]
</instances>
